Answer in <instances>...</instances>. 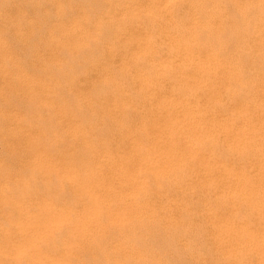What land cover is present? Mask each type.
I'll list each match as a JSON object with an SVG mask.
<instances>
[{
    "label": "rangeland",
    "instance_id": "rangeland-1",
    "mask_svg": "<svg viewBox=\"0 0 264 264\" xmlns=\"http://www.w3.org/2000/svg\"><path fill=\"white\" fill-rule=\"evenodd\" d=\"M27 0H0V12H2L3 13V15H1V17H0V39L2 40V41H0V264H118L117 262H119V264L121 263V264H123L122 262H121V260L124 262L125 260H127V262H130V261H133V260H131L130 259V255L127 257V255L125 256L124 254L122 255V253H124V250L123 249H121V247L118 245V247H117V245L114 247L113 245L114 244H117V242H118V244L120 243V242H122V237L121 238H118V237H116V238H118V239H120V240H118V239H116V238H114L115 236H117L116 234H118L119 235V237L120 236H123L125 239H126V237L127 236H130L133 232H131L134 228H136V226H135V224H128L127 226H128V228L130 229V227H129V225H131L132 226V228L133 229H131L130 230V232H131V234H130V232H129V229H128V231H126V228H125V231H126V234L124 233L125 231H124V227L126 226L125 224H127V223H131V222H129L130 220L132 221L133 219H135V213H137V212H135L134 214V217L132 216L131 218H133V219H130L127 223L125 222V226L123 227L122 225L123 224H121L120 226L121 227H123V228H121L120 226H119V224L117 223V219H115L114 218V215H111V213H113V212H111L112 210L114 211L116 208H118L119 207V209L121 210L122 208H123V212H125V209L127 210V209H130V207H132L131 205H132V201H131V192L133 191V189H130L131 187L132 188H134V186L133 185H135V183H134V181H135V179H136V177L137 176H135V179H134V181H132V179H130L129 178V180H131L132 182H133V185H132V182L130 181V182H127V179H126V177H128V175L132 178V177H134L133 175L134 174H137V173H134L133 174V172H132V174H130L131 172H129V170H131V171H134V172H138L139 170H137L139 167H140V165H141V163H140V160H141V162H142V160L145 162V159L147 158V156H148V154H150L149 152L151 151V149H153L154 150V148H153V142H155V140H156V137H158V136H156L155 137V139H153L152 140V137L154 138V136H155V134L156 135H158V134H165V136L164 135H160L159 137V139L158 140H160L159 142H165V143H162V146H164L165 144V146L166 147H164V148H166L165 150H164V148H163V150L162 149H160L159 148V150H162L163 152H164V157L162 156V157H160V158H158L154 153L153 154H151L152 155V157H157L156 159H157V163L158 164H160V163H165L166 165L164 166L165 168H166V170H167V172H166V174H163V176L165 175V177H166V175H167V173H169V171H168V169L167 168H170L171 167V169L173 168V167H175V166H171V165H174V163L175 162H173V163H171L170 161H169V157H167L168 156V154H166V153H168V145L170 144V142H171V140L173 139V138H177L178 136H179V138L181 137V136H184V134H185V137L188 135V137H186V138H189V136L191 135V137L192 136H194L196 139H197V137H196V132L198 133V131L200 130V131H202V128H201V126L198 128L199 130L197 131V130H195V125L193 126L192 125V119H191V123H188L189 121L188 120H190V119H188L187 121V123L185 124V126H180L179 127V129H182V127H183V129H182V131H184L183 132V134H181V131H180V135L179 134H177L179 131V129L177 130V129H175V128H178V127H175L174 129H172L174 126H170V124H168L167 126H165V127H162L163 126V124H165L164 122H166V121H163V119L165 118V120H169V118H167V115H164L163 113H165V109L167 108H169V110L170 109H173V110H177L176 108H183V107H181V106H183V105H180L182 102H183V100H184V102H186L185 100H190L192 97L193 98H195V96H197L198 94V96H200V94H202V95H204L205 93L203 92V91H205L206 89H204L203 90V85L205 84V87L204 88H208L207 89V91H205L206 92V97L207 98H209V99H211L213 96V94H215V95H220L219 93H225L226 91V93H228L231 89L233 90L232 92L233 93H229V94H231V95H229L228 94V96H230V97H232V95H233V98H231V100L229 99V97L228 96H226L225 94H224V96H225V102H226V100L227 99H229V101L228 102H230V105H229V103H227V105H225L226 103H224L223 101L221 102V100L223 99V98H221V97H224V96H222V95H220V96H218V97H220L221 99H219V98H217L220 102H221V104L222 103H224V104H220V102H219V104L216 102V100H215V98H212V100L214 99V101H212V100H210L209 102H208V100H207V98L205 97V96H202L201 97V99L202 98H206V99H203L204 101H202V103L203 102H205V100H206V103H207V106H204L206 103H203V104H201V101H200V99H197L196 101L198 102V100H199V102H198V106H197V109H198V107L199 106H204V107H207V108H205L204 109V107H203V109L205 110H203L202 112L203 113H205V115L207 116V118H209V116H211L212 117V115L214 116L215 115V118L217 119V117L218 118H221V117H223V118H221V120L220 119H218L219 120V122H221V123H223L225 126L227 125V123H229V121H230V123H232V122H234L233 124H228V125H230V126H232V128L234 129V133L235 132H238L237 130H239V128L237 129L236 127H240V125H241V127H242V125H243V127L244 126H246L244 129H246L247 128V125H248V127L249 126H251V125H253V126H251V127H254V126H256L257 125V121L259 120V118H260V120L259 121H261L262 123H264V120H263V114L261 113V109L263 108L262 106V108L260 109V111H258L259 109L257 108L256 109V107L257 106H253V108H250V107H248L249 106V104H250V102L249 103H247L248 102V100L250 101V99H251V103L253 104V105H255L256 103L258 104V107H259V100H255L254 98H252V96L253 97H255V96H257V97H255L256 99L259 97V94H260V96H262V97H260V98H262V100L260 99V98H258V99H260V103H261V105L263 104V101H264V93H263V91H264V86L262 87V91H261V83L259 84L258 82H260V81H257L256 83L258 84V86H259V88L260 89H258V86L256 85V83H254L253 82V80L254 81H256V79H254L255 77H257L258 75H255V72L253 71V70H255V71H257L256 72V74L259 72V70H256L257 68L256 67H258L259 69H261L260 71H262L263 70V67H264V63L262 64L261 63V61H258V62H260V63H258L256 60H259L258 59V53H257V50H258V47H259V44H258V41L255 39L256 37H254V36H252V37H248L247 36V34L249 35V32L252 30V28H253V24H251V25H249L248 24V22L250 21V19H251V16L252 17H254L255 16V14H254V16L251 14L252 12L254 13V11H256V12H258V11H261V10H264V0H261V3H258L259 2V0H258V2H256V0L254 1V2H256V5H257V3L259 4V6L257 5H254L255 3H253L252 5L249 3L250 1L252 2V0H250L249 2H248V0H243V1H245V2H248V4H246L245 2H242V0L240 1V0H238V2H239V4H237L238 2H237V0H227L228 2L227 3H229V9H228V4H226V2H225V4L222 2V1H225V0H215L216 2L218 1L219 3H216L214 0H213V4H211L209 1H211L212 2V0H206V3L207 4H211L212 5V7L214 8V9H217V6H219L218 7V9L217 10H219L218 11V13L217 12H215V14H220V16L221 17H223V15H225L226 14V16L224 17V18H222V19H224V20H222L218 15H216V17L213 15V13H212V15L214 16V18L215 19H217L218 18V20L216 21V22H221V23H219L218 22V24H219V26H218V24L217 23H215V19L213 20V19H211L210 18V16H212V15H206V14H208V13H211V12H209V11H211L209 8L211 7V5H210V7L207 5L206 7H209L208 9H209V11H208V13L205 11V10H207V8L205 9V5H206V3L205 4H203L204 6H201L202 4H200L199 2H202L203 3V0L202 1H199V0H196L197 2H196V4H195V1L194 2H192L191 0H189L190 2H188V0H186V2L188 3H184V1H182L181 0V3L177 0V1H171L170 2V0H165V2H164V0H147L148 1V4L146 3L147 1L146 0H116V2H115V0H87V1H89L90 3H88L89 4V7H94L93 9L91 8V11H94L95 12V10L97 9V10H100V12L99 11H97V12H90L92 15H93V13H94V18H95V16L97 15V17L94 19L93 18V21H94V23H91L92 22V20L91 21H89L90 23H91V27H92V29L93 28H95V29H97V26L99 25L98 23H102V22H100L101 20L102 21H104L103 23L104 24H106V23H109L108 22V19L106 20V19H104L105 17L106 18H109V17H111V18H113L114 20L117 18V22L119 23H117V25L116 26H118L117 27V32L119 33V31H120V33H127V34H123V36H122V34H119V37L118 38H116V39H114V41H113V43L117 46V48H118V52L116 53L117 54V56H116V54L115 55H113V56H111V58H110V56H109V54L108 53H106V48H104V46L103 45H101V44H99V46L97 47L99 50H101V52L104 54V56H103V54L102 53H98L99 51L97 50V52L96 51H94V56H95V54H96V57H94L95 59H96V61L94 62V63H92V62H88V61H83V58L81 57V53H80V51L78 50V48L76 49L74 46H73V42L74 41H72V40H68V37H69V39H73V37H74V39L77 37V36H79V35H81L79 32H83V33H86V32H88L87 34H92V32L95 30V29H90L91 30V32H90V30H89V28L90 27H86L87 26V23L88 24H90L89 22H86V23H84V25H83V29H85V30H75V29H73L74 27V23L75 22H73V21H76V19L74 20L73 19V17L74 18H78L79 17V15L81 14L82 15V13L85 11L82 7L85 5V4H87V3H85L83 0H28L27 2H26ZM35 1V2H34ZM44 2L43 3V7H42V3H39V2ZM79 1H80V3H84V5L82 6H80L79 4ZM94 1V2H93ZM101 1V2H100ZM123 1L125 2V3H123ZM136 3H135V2ZM150 1V2H149ZM157 1H158V3H157ZM199 1V2H198ZM24 3V4H22V3ZM26 2V3H25ZM37 2H38V4H37ZM65 3V4H67L66 6H67V8L69 7L70 8V6H68L69 5V3H70V5L73 7V8H71V10L73 11V12H69L68 10L69 9H67V11L66 12H68L67 14H66V18L64 17V15H65V13L63 12V8L60 10V6L61 7H63V6H65L64 4H60V3ZM67 2V3H66ZM99 2V3H98ZM103 2V3H102ZM167 2H169V3H167ZM172 2H174V5L172 6V8L175 10V8L177 9V11H180L181 10V13H179V12H175L174 10L172 11H169L170 10V6L169 5H172L173 3ZM178 2L181 4H179V5H177L178 4ZM191 2L196 6H198V8H197V6H196V9H194L195 8V6H193L192 4H191ZM204 2H205V0H204ZM232 2V3H231ZM29 3V4H28ZM30 3L31 4H33L32 6L33 7H30ZM94 3V4H93ZM101 3V4H100ZM116 3V4H115ZM122 3V4H121ZM151 3V4H150ZM157 3V4H156ZM177 3V4H176ZM183 3L185 4V5H183ZM197 3H199V5L197 4ZM215 3L216 4H218L216 7H214L213 5H215ZM245 3V4H244ZM26 4H28V7H27V5ZM35 4L36 5H38V9L36 8V7H34L35 6ZM41 4V6L40 7H42L41 9H39L40 7H39V5ZM58 4L60 5L59 7H58ZM124 4V5H123ZM143 6H142V5ZM161 4V5H160ZM168 4V6H169V10H167L168 9V6L166 7V5ZM224 4V5H223ZM233 4H234V6L235 5H237V6H233ZM241 4H243V6L244 5H246V7H248V8H246L245 7V9L243 8V6L241 5ZM261 4V5H260ZM44 5H45V7H44ZM77 5V6H76ZM91 5V6H90ZM93 5V6H92ZM96 5V6H95ZM120 5H121V7H120ZM125 5H127V6H125ZM129 5V6H128ZM132 5V6H131ZM139 5L141 6V8L139 7ZM146 5H148L149 6V8H147V7H145ZM155 5H157V7L155 6ZM165 6V7H163V8H165V10L162 8H160L159 6ZM177 5V6H176ZM191 6L193 9H194V13H195V15H194V13L193 12H189V10H191V11H193L192 10V8L191 7H187V6ZM231 5V6H230ZM24 6V7H23ZM66 6L64 7V8H66ZM103 6L105 7V8H103ZM119 6V7H118ZM127 7V8H124V7ZM138 6V7H137ZM153 6V8H150V7H152ZM176 6V7H175ZM179 6V7H178ZM182 6V7H181ZM223 6V8H221ZM225 6V7H224ZM240 6H242V9L246 12V14L248 13L247 11H249V13H250V16H249V13H248V16H249V19L248 18H246L247 20H248V22L246 21V24H247V26H245V25H243V27L245 26V27H250V26H252V28H251V30L249 31L248 29L249 28H246L247 30H245L243 27L241 28V27H239V26H236L235 24H233L232 22H233V20H235V23L237 22V23H239V22H243V21H241L239 18H237L239 15V13H240V15H241V18L243 17L244 18V15L243 14H241L242 13V11L240 10V9H238L237 7H240ZM252 6H253V8H252ZM27 8V10H26V8ZM48 7V8H47ZM57 7H58V9L60 10V11H56V10H58L57 9ZM79 7V8H78ZM85 7V9H87V7H88V5H87V7H86V5L84 6ZM114 7H115V10L117 11V9H118V11L116 12L115 10H113L114 9ZM129 7V8H128ZM175 7V8H174ZM183 7H187L185 10H183L182 11V8ZM199 7H200V9H199ZM204 7V10H203V12L205 13L206 12V14L205 15H203V16H208V17H203L202 15H199V16H197L196 15V13H198V10L199 11H201L202 12V10H201V8H203ZM211 7V9L213 10V8ZM30 8V9H29ZM56 8V9H55ZM125 9V11H124V9ZM141 10H140V9ZM144 8V9H143ZM146 8V9H145ZM167 8V9H166ZM171 8V9H172ZM231 8L233 9V10H231ZM257 8H259V10L257 9ZM2 9V10H1ZM23 10V11H21V10ZM43 9H45L46 11H44ZM78 9V10H77ZM90 9V8H89ZM105 9V10H104ZM108 9V10H107ZM109 9H110V11H109ZM112 9V10H111ZM119 9H121V10H119ZM127 9H129V11L127 10ZM153 9V10H152ZM155 9V10H154ZM160 9V10H159ZM184 9V8H183ZM189 9V10H188ZM221 9H223V10H221ZM234 9H235V12H233L234 11ZM249 9V10H248ZM250 9H254V10H250ZM29 10V11H28ZM41 10L42 11H44V12H48V11H50V12H48L47 14L46 13H44L45 14V16L42 14V13H40L41 12ZM53 10H55V12H59L58 14H59V16H61L62 17V15H63V17H64V19H60L59 17H58V15H57V13L56 14H53V13H55V12H53ZM70 10V11H71ZM76 10V11H75ZM122 10H123V12H122ZM134 10H136V11H134ZM137 10H139V11H137ZM145 10V11H144ZM162 10V11H161ZM186 10H188V11H186ZM216 10V11H217ZM221 10V11H220ZM226 10V11H225ZM229 10H231V11H229ZM237 10H240V11H237ZM21 11V12H23L24 13V15L21 13V15H20V13L19 12ZM27 12L26 14H25V12ZM51 11H52V13H51ZM82 11V12H81ZM120 11H121V13L123 14H119L120 13ZM141 11H143L142 13H141ZM146 11H147V13H146ZM167 11H169V12H167ZM236 11H237V13H236ZM243 11V12H244ZM100 14H99V13ZM101 12H105V13H101ZM106 12H108V14L106 13ZM109 12H110V14H109ZM113 12V13H112ZM125 12V13H124ZM132 12V13H131ZM145 12V13H144ZM149 12V13H148ZM163 12V13H162ZM166 12V13H165ZM174 12V13H173ZM187 12L190 14V15H192V16H190L189 14H187ZM201 12H199L200 14H204V13H201ZM212 12H214V11H212ZM225 12H227V13H225ZM239 12V13H238ZM245 12H244V14H245ZM255 12V13H256ZM2 13H0V14H2ZM64 13V14H63ZM69 13H72V15L70 16V14ZM75 13V14H74ZM78 13V14H77ZM97 13V14H96ZM128 14V16H127V14ZM156 13V14H155ZM176 13V14H175ZM198 13V14H199ZM230 13V14H229ZM235 13L238 15H236L235 16ZM259 13V12H258ZM38 14H40V17L38 16ZM42 14V15H41ZM51 14V15H50ZM56 15L55 17L53 16V15ZM118 14V16L116 17V15ZM129 14H131L130 15V17H129ZM158 14V15H157ZM161 14H163V15H167V14H170V16L168 17V15L167 16H163V15H161ZM173 14H175L176 16L177 15H179V14H181V15H179L178 16V19L176 20L175 18H173ZM234 14V15H233ZM48 15H50V16H48ZM76 15V16H75ZM80 15V16H81ZM91 15V16H92ZM102 15H104V16H102ZM108 15V16H107ZM119 15H120V17H119ZM124 15H126V17L124 16ZM171 15H173V16H171ZM185 15H187V17L185 16ZM193 15L194 16H197L196 18H194L195 20L199 17V18H208V20H209V25H210V27L213 29V27H214V29H216V30H209L211 33L210 34H213V36H215V34H217V33H219V32H221L222 30H217V28H219V27H224L225 25H227V24H229V23H231V25L229 24V26L230 27H232L233 29L235 28V26H236V28H241V31H239V34H238V29L236 30V28L234 29L235 31H229V30H224V31H229V32H231V34L233 35V34H238L237 36L240 38V39H238V37H237V39L238 40H241L238 44L240 45V43L242 42H246V41H248V42H246V44L247 45H249V46H247L248 47V50H250L251 51V53L254 51L253 50V48H255V50L256 51H254V52H256V53H254V54H256L255 55V57L253 56L254 54L252 53V55H251V53L248 51V50H244V49H246V46H245V44L243 43V44H241L240 46L238 45V44H235V46L233 47V46H231L232 47V50H231V48H230V44L229 43H227V40H223V44L221 43L222 42V40H220L219 41V39L217 40L216 39V41H218V42H216L215 43V45L213 44L214 42H215V39L214 40H212V42L211 41H209V42H211L212 44L210 45V43H208L207 44V46H206V48L208 49V50H206V52L208 51V53H205V46L204 45H202V47H200L199 48V46L198 45H196V43H195V41H193L192 40V38L191 37H189V38H187L188 39V41H190V38H191V41H193L194 42V45L193 44H190V43H192V42H189V48L190 49H192V50H194L195 52H196V54H198V55H200L199 57L202 59L203 58V60L205 59V60H207L206 58H208L207 56H209V60L210 59H212V60H210V62H209V60H208V63H209V65H211V70H214V71H212V73H207V72H209V71H211V70H209V65L208 66H206V68L208 67V69L207 70H205L204 71V69H206L205 68V66H204V68L199 64V66H201V67H199L198 66V64H196L197 65V69H198V67H199V69L200 70H203L205 73H207V74H209V76H210V78H208L209 76H204L203 74H201L199 71V69L197 70L196 69V66H195V64L194 63H192L193 65H191L190 63H188V62H186L184 59H182V57L183 56H186V55H183V54H185V53H187L186 52V50L185 49H183V48H180V50H178L179 48H177V49H175V51L173 52V51H167V49H169V47H168V45H169V38H167V35H166V33L165 32H169V31H167L166 30V26H167V24H168V26H169V23H170V27L172 28L173 26H177V25H179L180 24V22H182V24L183 25H187V27L185 28V26H181V24H180V26H181V28H180V26L177 28V29H179V32L181 31L180 29H182V33L184 32L185 34L187 33V32H189L191 29H193L194 30V28L195 27H193L192 26V24L193 23H195V20L193 21V19H192V22H191V20H189V21H187L190 17L191 18H193ZM11 16V17H10ZM37 16H38V18H37ZM42 16V17H41ZM67 16H70L71 17V19H70V17L69 18H67ZM78 16V17H77ZM100 16V17H99ZM122 16V17H121ZM147 17V19H146V17ZM175 16V17H176ZM218 16V17H217ZM235 17V19H234V17ZM10 17V18H9ZM12 17H14L13 19H12ZM25 17V18H24ZM48 17H50V18H52V19H46V18ZM58 17V18H57ZM62 17V18H63ZM99 17V18H98ZM115 17V18H114ZM120 19H119V18ZM128 17V18H127ZM133 17V18H132ZM134 17H136V18H138V19H136V18H134ZM154 17H155V19H154ZM163 17V18H162ZM168 17V18H167ZM179 17L182 19V21H180V19H179ZM186 17V18H185ZM40 18H42L41 19V21L45 24V23H47L45 26H44V30H43V27H41L40 25H42L43 23L40 21ZM53 18H55V19H53ZM81 18V17H80ZM111 18H109V19H111ZM143 18V19H142ZM149 18V19H148ZM151 18H153V19H151ZM162 18V19H161ZM165 18H167L166 20H165ZM170 18V19H169ZM172 18V19H171ZM185 18V19H184ZM188 18V19H187ZM198 18V19H199ZM242 18V19H243ZM22 21H21V20ZM25 19V20H24ZM30 19V20H29ZM32 19V20H31ZM37 19V20H36ZM39 19V20H38ZM57 19V20H56ZM62 20V22L64 21V23H63V26L64 25H67L68 23H69V25L68 26H64V28H62L61 27V21H59V20ZM69 19V20H68ZM96 19H98L97 20V22H96ZM142 19V21H140V23H139V25H136L137 24V22H139L138 20H141ZM158 19V20H157ZM160 19H161V21H163L164 20V22L166 21V23H164L163 22V24L164 25H166L165 27H163V24L161 25V24H159V23H162L161 21H160ZM169 19V20H168ZM220 19L223 21V24H222V21H220ZM252 19H254V22H256V19L255 18H252ZM251 19V22L253 21ZM5 20V21H4ZM11 20V21H10ZM19 20L21 21V22H19ZM28 20V23L26 22ZM36 20V21H35ZM44 20V21H43ZM46 20V21H45ZM51 20V21H50ZM52 20H54L53 22H54V24L53 25H49L48 23H51L52 22ZM55 20L58 22H60V23H55ZM100 20V21H99ZM121 20V21H120ZM125 21L126 22V24H125V22L123 23V25H122V23L121 22H123V21ZM126 20H129L128 22H129V25L131 24V25H133V27L130 25H127L128 24V22L126 21ZM131 20H132V23H131ZM136 20V21H135ZM146 20H147V22H146ZM154 21L156 24H157V22H158V25H161L162 26V30H159V35H161L162 37H160L159 35H156V34H158L157 32L155 33V31H157V29H161V27L159 28L158 26H156L157 28L155 29V31H153L154 30V28H155V26L153 25V24H155L154 22H151V21ZM157 22H156V21ZM167 20H168V22H167ZM211 20V21H210ZM230 20H232V21H230ZM238 20H240V21H238ZM244 20V19H243ZM25 21V22H24ZM30 21H31V23H30ZM37 21H39V25H37ZM72 21V23H70ZM135 21V22H134ZM148 21H150V22H148ZM177 21H178V23H177ZM187 21V22H186ZM212 21H214L213 23H211ZM8 22H10V27L12 28H10L9 26H8V23L6 24V23ZM32 22H34V25H33V23ZM41 22V23H40ZM96 22V23H95ZM146 22V25L144 24ZM172 22H175L176 24L174 25V23H172ZM191 22V23H190ZM227 23V24H225V23ZM250 22V23H251ZM253 22V23H254ZM5 23V27H6V29H4V26H3V24ZM14 25V27L12 26V24ZM22 23V24H21ZM23 23H26V25L25 24H23ZM66 23V24H65ZM144 24V29H140L139 28V26L140 25H142L143 26V24ZM148 23V24H147ZM149 23H150V25H149ZM190 23V24H189ZM257 23V22H256ZM19 24V25H18ZM32 24V25H31ZM43 24V25H44ZM52 24V23H51ZM57 24V25H56ZM61 24V25H60ZM96 24H97V26H96ZM116 23H114V25H115ZM189 24V25H188ZM211 24H213V26L211 25ZM214 24H216V25H214ZM223 26H222V25ZM21 26V25H25L24 27L23 26H21L20 28H16L17 26ZM42 25V26H43ZM59 25V26H58ZM107 25H109V24H107ZM122 25V26H121ZM135 25V26H134ZM153 25V30L151 29V31H149L150 30V27ZM173 25V26H172ZM233 25H235L234 27H233ZM8 26V27H7ZM28 26V27H27ZM35 27V29H33L32 27ZM38 26H40L39 28H42V30H40L39 28H38ZM46 26L48 27L47 29H46ZM51 26V29L53 28V30H50L49 29V27ZM57 26H58V28H57ZM70 26V27H69ZM95 26V27H94ZM115 26V27H116ZM121 26V27H120ZM126 26H127V28H126ZM147 26H150L149 27V30L147 29L148 27ZM168 26H167V28H168ZM194 26H195V24H194ZM241 26V25H240ZM26 27V28H25ZM60 27L62 28L61 30H60ZM73 27V28H72ZM123 27V28H122ZM125 27V28H124ZM141 27V26H140ZM226 27V26H225ZM224 27V28H225ZM227 27H228V25H227ZM7 28H8V30H7ZM27 29L25 32H24V30L25 29ZM38 28V29H37ZM57 28V29H56ZM87 28V29H86ZM120 28H122V30L120 29ZM131 28V29H130ZM141 28H143V27H141ZM174 28V27H173ZM173 29V30H171L172 31V33L171 34H174V32H177L178 33V31H177V29ZM185 28V29H184ZM10 29V30H9ZM20 29V30H19ZM49 29V30H48ZM116 29V28H115ZM127 29V30H126ZM130 29V30H129ZM134 29V31L136 30V31H138L139 33H141V34H145L146 36H148V33H152V31H153V33L157 36V40H159L158 41V43H159V45H158V55H157V57H159V59L161 60V62L163 63V65H164V67H163V65H162V63L160 62V64L157 62V61H154V59H153V61L155 62V64H153V66L154 67H152V63H154L150 58H149V60H148V55H145L143 58L145 59V61H146V64H144L145 66H147V67H149L148 68V70L150 69V71L152 72V74H153V72H154V74H155V76L156 75H158L159 77H158V79L160 78V77H162V75L163 74H161V73H163V72H165V70H167L168 68H170L169 69V71L170 70H172V72L170 71V73H172V74H170V75H172V77L173 78H175V79H173L172 77H171V79L174 81H171V80H169L170 78H168V79H166L167 78V75H168V77L170 76L169 75V73H167L166 75H165V73H164V75H163V80H164V78H165V76H166V82L165 81H163L162 79H157V81H156V78H157V76L155 77V76H152L153 78H155V82H154V84H153V81L154 80H152L153 78H151L150 80L151 81H149V83H147L145 80H144V78H143V80H142V78L140 77L141 75L142 76H145V74L146 73H148L146 70V68L147 67H145L144 65H143V63L142 62H144L143 60V58H140V57H142V53H139V50H138V46H139V44H141V43H143L144 41H143V39L145 40L146 39V36L144 35H142L141 36V34H139L140 36H138L139 37V39H137L136 37V35L138 34V32H134V34H133V38L135 37V41H133L132 40V42L130 41L131 40V38H132V33L133 32H130V31H132ZM139 29V30H138ZM187 29H190V30H188V31H186ZM229 29V28H228ZM231 29V28H230ZM232 29V30H233ZM243 29V30H242ZM30 30V31H29ZM35 31V33L36 32H38L39 31V36L40 37H42V35L43 36H45V33L47 34L48 33V35H49V33H50V35L48 36V35H46V39L45 38H41L40 39V37L38 38V35H37V37L36 38H38L36 41L34 40V39H36V38H34V39H32L31 37H30V35L28 34V31L29 32H31V33H34L33 31ZM67 30V32H65ZM70 30V31H69ZM89 30V31H88ZM146 30V31H145ZM166 30V31H165ZM175 30V31H174ZM190 31L189 33L191 34L192 32H194V31ZM240 30V29H239ZM257 30V29H256ZM18 31H20V32H18ZM40 31H42V32H40ZM85 31V32H84ZM98 31V30H97ZM96 30L94 31L95 33L97 32ZM111 31V30H110ZM112 31H115V30H112ZM123 31V32H122ZM125 31V32H124ZM143 31V32H142ZM161 31V32H160ZM170 31V32H171ZM174 31V32H173ZM197 31V30H196ZM199 31H201V30H199ZM212 31H214V32H212ZM244 33H243V32ZM254 32H251L253 35H256V34H258V30L257 31H255V30H253ZM262 31H264V30H260V32H262ZM23 32H24V35L26 36H24V35H22L23 34ZM27 32V33H26ZM53 32H55L56 34L58 33V36H60L59 37V40H58V38H57V40H56V34H53ZM131 34H129V33ZM236 32V33H235ZM240 32H242L243 34H245L244 36H243V34L241 33V35H240ZM17 33V34H16ZM19 33H20V35H19ZM22 33V34H21ZM34 33V34H35ZM61 33V34H60ZM65 33V34H64ZM71 33V34H70ZM79 33V34H78ZM95 33H93V34H95ZM165 33V34H164ZM181 33V32H180ZM254 33H256V34H254ZM42 34V35H41ZM51 34H52V37H50L51 36ZM64 34V35H63ZM76 34V35H75ZM184 34V36H187V35H185ZM188 34V33H187ZM17 36V37H14V36ZM29 37H28V36ZM66 35V36H65ZM75 35V36H74ZM126 35H128V36H126ZM4 36H6V38L8 39L9 38V40H7V39H5V37ZM31 36H33V35H31ZM54 36V37H53ZM57 36V37H58ZM64 36V37H63ZM71 36V37H70ZM73 36V37H72ZM129 36H131V38L129 37ZM188 36H189V34H188ZM187 36V37H188ZM241 36V37H240ZM4 37V38H3ZM18 37H20V38H18ZM22 37H24V39L22 38ZM28 37V38H27ZM63 37V38H62ZM160 37V38H159ZM166 37V38H165ZM254 37V39H252ZM18 38V41L16 40ZM25 38H27V39H25ZM34 40V44H33V41L31 40ZM52 38H53V40H52ZM123 38V39H122ZM127 38H128V41H127ZM143 38V39H142ZM186 38V37H185ZM234 38H235V36H234ZM251 38V39H250ZM14 39V40H13ZM22 39V40H21ZM44 39V40H43ZM60 39H62L61 40V42H58V41H60ZM64 39V40H63ZM122 39V43L120 42V40ZM126 39V41H124ZM130 39V40H129ZM166 39V40H165ZM171 39V38H170ZM248 39V40H247ZM259 39V38H258ZM5 40V41H4ZM23 40H25V41H23ZM28 40H29V42H28ZM47 40V41H46ZM67 40V41H66ZM136 40H139V44L137 43L136 44V42H138V41H136ZM251 40V41H250ZM253 40V41H252ZM17 41V42H16ZM27 41V45H26V43H25V47H27V46H30L31 47V44H32V47H34V48H32V52H34L33 51V49L34 50H36L34 53H32L31 52V54H32V56L29 54V52L28 51H31V48L30 47H28L27 49H30V50H27L26 48H24L23 46H24V42H26ZM31 41V42H30ZM44 41H46V43L44 42ZM54 43H53V42ZM68 41H70V42H68ZM143 41V42H142ZM2 42V43H1ZM23 42V43H22ZM56 42H58V43H56ZM66 42V43H65ZM125 42V43H124ZM238 41L236 40V43H237ZM4 43V44H3ZM16 43H20V46H22V47H19V44L17 45ZM28 43H30V44H28ZM48 43V44H47ZM120 43H121V45H120ZM133 43H135V45H137L135 48H137V50L135 49H133L132 51L130 50V48L132 49V44ZM162 43V44H161ZM207 43V42H206ZM9 44V45H8ZM51 44V45H50ZM69 44V45H68ZM72 44V46H70ZM129 44H131V47L130 48H126V47H129ZM164 44H166V48L165 47H163V45ZM217 44H219L218 46H219V48H217ZM221 44H222V48H221ZM251 44L253 45V48H251L252 46H251ZM17 45V46H16ZM37 45V46H36ZM55 45V46H54ZM58 45H60L61 47H62V49H61V47L60 46H58ZM101 45V46H100ZM120 45V46H119ZM135 45H133V48H134V46ZM162 45V46H161ZM206 45V44H205ZM208 45H209V47H210V50H209V47H208ZM238 45V46H237ZM242 45H243V49L241 48L242 47ZM3 46V47H2ZM8 46V47H7ZM36 46V47H35ZM124 46H126V47H124ZM199 48H197V47ZM212 46H213V48H214V46L216 47V50L215 51H217V49H219L216 53H215V51L212 49ZM56 47V48H55ZM58 47V48H57ZM103 47V48H102ZM162 47V49H166V51L165 50H161V51H159V49ZM168 47V48H167ZM240 47V48H239ZM6 48V49H5ZM9 48V49H8ZM36 48V49H35ZM67 48V49H66ZM120 48H122V49H120ZM226 48V49H225ZM228 48H230L229 50H231V51H234V52H229V51H227L228 50ZM233 48H234V50H233ZM235 48H238V49H236L235 50ZM5 49V50H4ZM26 49V50H25ZM198 49V50H197ZM204 49V50H203ZM220 49H225V51L224 50H222V52H220ZM242 49V50H241ZM20 50V51H19ZM59 50V51H58ZM62 50H64L63 52H62ZM76 50H77V52H76ZM128 52H127V51ZM130 50V51H129ZM202 50V51H201ZM214 51V53L215 54H213V52H211L210 53V51ZM244 50V51H243ZM253 50V51H252ZM69 51V53L67 54V52ZM120 51V52H119ZM121 51H122V53H121ZM136 53H135V52ZM183 51H184V53H183ZM200 51V52H199ZM204 51V52H203ZM239 51V52H238ZM241 51H243V53L241 52ZM246 51H248L249 53H250V55L249 56H252L251 58H252V60H253V58H256V59H254L253 60V62H252V60H250L251 61V63H253L254 64V66H253V64H250V62H249V59H247V58H245L244 57V55L243 54H245L246 56H248V52H246ZM1 52H5L4 54H6L5 56H3L2 54L3 53H1ZM26 52H28V54L32 57V61H31V57L30 58H27V54H26ZM37 52V53H36ZM65 52V53H64ZM74 52V53H73ZM93 51H91L90 52V54L92 53ZM96 52V53H95ZM131 52V53H130ZM134 52V53H133ZM160 52V53H159ZM161 52H163V54L161 53ZM183 53V54H181V53ZM226 52H229V53H227V55L226 54H224V53H226ZM236 52H238V53H236ZM8 53V54H7ZM60 53H64L63 55L62 54H60ZM119 53V54H118ZM123 53H124V55H123ZM128 53V54H127ZM131 55H130V54ZM164 53H167V54H169L170 56L168 57V55L166 56ZM179 53H180V55H179ZM202 53H204V54H202ZM242 53V54H241ZM26 54V55H25ZM70 54H73V55H71L70 56ZM87 54L89 55V52H87ZM99 54V55H98ZM108 54V55H107ZM135 54V55H134ZM216 55V57H218V63L220 64V66L221 67H219L218 65V63H216L215 61H214V58H211V57H215V56H213V55ZM231 54V55H230ZM232 54H235V57H236V59L237 58H239V60L237 59V63L239 62V63H242V66H244V64H248V63H243V59H247L248 61L247 62H249V64L250 65H252V68H251V66H249L248 68H247V70H249V69H253V70H249V71H247L245 68H246V66L247 65H245L244 67L245 68H243L242 66V69L240 68V64H238L239 65V67H238V65L237 64H234V65H236V67L234 66V65H232V66H230L231 65V63L229 62V61H227V62H229V63H227L226 62V60L227 59H229L230 60V58H231V60L233 61V63H234V58L232 59V57L234 56V55H232ZM239 55V54H241V55H239V56H237V55ZM12 55V56H11ZM29 55H28V57H29ZM36 55H37V57H36ZM54 57H53V56ZM68 55H69V57H68ZM121 55H123L124 57H122ZM132 55H134V56H132ZM141 55V56H140ZM220 55L224 58V56L226 55L227 57H229V58H227V59H223L222 60V58H219L220 57ZM6 57L7 56V58H8V56H9V60L11 59V63L10 62H8V61H6V59L7 58H4V59H1V58H3V57ZM81 57V60H79V58ZM87 56V55H86ZM90 56V55H89ZM91 56H92V58H93V55L91 54ZM108 56V57H107ZM119 56V57H118ZM120 56H121V58H120ZM129 56H131V57H129ZM136 56V57H135ZM165 57L164 59L162 58V57ZM176 56H178V57H176ZM206 58H205V57ZM231 56V57H230ZM248 56V57H249ZM26 57V58H25ZM38 58V59H36V58ZM58 57V58H57ZM88 57V56H87ZM117 57V58H116ZM126 57H129L128 59L126 58ZM147 57V58H146ZM175 58V59H172V58ZM241 57V58H240ZM57 60H59V61H57ZM89 58V57H88ZM124 60H123V59ZM126 58V59H125ZM139 58H140V60H139ZM162 58V59H161ZM178 58V59H177ZM184 58V57H183ZM55 59V60H54ZM70 59V60H69ZM112 59V60H111ZM141 59H143V60H141ZM167 59V60H166ZM180 59H182V60H184L185 62H183L184 64L185 63H187L188 65L190 64V66H186V65H184L183 67H181L182 65L181 64H183L182 63V60H180ZM240 59H241V61H240ZM5 60V61H4ZM127 60V61H126ZM137 60V61H136ZM151 60V61H150ZM155 60H156V58H155ZM158 60V59H157ZM160 60H158V61H160ZM163 60V61H162ZM170 60H175V61H172V66H171V61ZM222 62H221V61ZM230 60V61H231ZM24 61L26 62V64H28V66L26 65V64H24L25 66H21L22 68L24 67L25 69H26V71H24L23 69H21L20 68V66L19 65H23V63H24ZM28 61V62H27ZM79 61V62H78ZM124 61V62H123ZM131 61H134V62H132L131 63ZM139 61V62H138ZM147 61H149V63H147ZM177 61V62H176ZM178 61H181V62H178ZM212 61V62H211ZM213 61H214V64H212L213 63ZM231 61V62H232ZM2 62V63H1ZM8 62V65H9V67L7 66V63ZM55 62V63H54ZM71 62H72V64H71ZM81 62V63H80ZM129 62H130V64H129ZM142 64H141V63ZM151 62V63H150ZM170 62V63H169ZM173 62H174V64H173ZM221 62V63H220ZM226 62V63H225ZM19 63V64H18ZM32 63V64H31ZM74 63H76L77 65H78V67L74 64ZM88 63H90V64H88ZM92 63V64H91ZM98 63V64H97ZM125 63H127V64H125ZM145 63V62H144ZM168 63H169V67L167 68V66H168ZM211 63V64H210ZM232 63V64H233ZM235 63H236V60H235ZM6 64V66H4ZM149 64V65H148ZM158 64V65H157ZM218 64V65H217ZM222 64V65H221ZM224 64V65H223ZM227 64H230V65H227ZM263 66H262V65ZM18 65V66H17ZM44 65V66H43ZM48 65V66H47ZM69 65H71V66H69ZM75 65V66H74ZM84 65V66H83ZM90 65V66H89ZM135 65V66H134ZM140 65H143V69H142V66H140ZM151 65V66H150ZM160 65V66H159ZM175 65V66H174ZM79 66H83L82 68L81 67H79ZM94 66V67H93ZM158 67V69H159V71H163V69L165 68V66H166V69H164V71L162 72H160V74L161 75H159L158 74V72L156 71L155 72V70L154 69H152V68H155L156 69V67ZM162 66V67H161ZM171 66V67H170ZM178 66L180 67V68H182V69H180V68H178ZM191 66H193L194 68V70H195V72H194V70L192 69V74H188V75H184V74H187L188 73V70L189 71H191ZM212 66H214L213 68H215L216 66H218V70H219V72H220V74L218 73V71L216 72L215 71V69H213L212 68ZM261 66H262V68H261ZM19 69H18V68ZM26 67H28V68H26ZM67 67V68H66ZM69 67V68H68ZM73 67V68H72ZM75 67H77V68H75ZM92 67V68H91ZM97 67V68H96ZM141 67V68H140ZM173 67V68H172ZM177 67V68H176ZM187 67V68H186ZM224 67V68H223ZM231 67L232 68H236V70L235 69H233V70H231ZM12 68V69H11ZM30 68V69H29ZM72 68V69H71ZM137 68H139V70L137 69ZM163 68V69H162ZM203 68V69H202ZM226 68H229V69H226ZM238 68H239V70H238ZM20 71V72H18L19 73V76H18V74H17V76H16V73L15 72H17L18 70ZM23 70V71H21V70ZM29 69V70H28ZM50 69V70H49ZM93 69V70H92ZM134 69V70H133ZM161 69V70H160ZM180 69V70H179ZM183 69H184V71H183ZM110 70H116V71H118V70H123V75H124V77L126 78L127 77V79L125 80L124 78H123V75L121 74V73H119L120 75L119 76H122V77H120L119 79H118V85L120 86V87H123L121 90V92H120V90H118V88L116 87V83L113 85V87H115V88H113L112 90H111V87H110V90H111V92L109 91V89L108 90H106L104 93H102V95L101 94H99L98 93V96L96 95L97 94V92H99L100 90H101V88H100V82L102 81V79H104L105 78V76H106V74L105 73H107L108 71H110ZM157 70V69H156ZM173 70H176V72L174 71L173 72ZM177 70H179V75L181 74L182 75V77H180L179 75L176 77V73L178 72ZM181 70H182V72H181ZM209 70V71H208ZM221 70H224V71H221ZM235 70V71H234ZM28 71V72H27ZM77 71V72H76ZM86 71V72H85ZM101 71V72H100ZM137 71H138V73H137ZM141 71V72H140ZM144 71V72H143ZM146 71V72H145ZM168 71V70H167ZM166 71V72H167ZM187 71V72H186ZM203 71H201V72H203ZM207 71V72H206ZM238 71L239 72H241V71H243L242 73H244V72H246L247 71V74H242L241 73V75H243V76H240V74L238 73ZM251 71L254 73V76H252L253 74L251 73ZM264 71V70H263ZM263 71L262 72H259L260 74H259V76L257 77V79L258 80H262V84H264V81H263V79H264V74H263ZM24 72V73H23ZM32 72H34V73H32ZM36 72L38 73L37 75H35L34 76V74H36ZM64 72V73H63ZM79 72V73H78ZM105 72V73H104ZM129 72V73H128ZM134 72V74H132ZM143 72V73H142ZM150 72V73H151ZM184 72V73H183ZM197 72H199L203 77H201V76H199L200 74L199 73H197ZM218 73L217 74V79H219L220 78V76H221V78L220 79H222V80H219V82H220V84H222V85H220L219 84V86L220 87H222V86H225V87H223V88H225V89H223V88H219V86H217L218 84L217 83H219L217 80H214L213 82H212V79L211 78H214V79H216V76H215V74L214 73ZM222 72H224L223 74H222ZM236 72V73H235ZM250 72V73H249ZM15 73V75L14 76H16V78L17 77H20V79H18L19 80V82H18V80L15 78V77H13L12 75ZM26 73V74H25ZM62 73V74H61ZM145 73V74H144ZM194 73H195V75H194ZM232 73H233V75H232ZM263 75H262V74ZM25 74V75H24ZM27 74H29V76L30 77H27ZM46 74V75H45ZM50 74V75H49ZM54 74V75H53ZM105 74V75H104ZM126 74V75H125ZM129 74H131V75H129ZM140 74V75H139ZM149 74V73H148ZM153 74V75H154ZM196 74H199L198 76L196 75ZM206 74V75H207ZM212 74L215 76V77H212ZM228 74V75H227ZM238 74V75H237ZM251 74V75H250ZM49 75V76H48ZM192 75V76H191ZM223 75V76H222ZM231 75H232V77H234V78H232L231 77ZM237 75V77H235ZM246 75H248L250 78H251V82L252 83H254V84H252V86L250 85L251 84V82H249L250 80V78L248 77V81L245 79L244 80V78L245 77H247ZM262 75V76H261ZM59 76H61V77H59ZM74 76H75V78H74ZM129 76H130V78H129ZM131 76H133V77H131ZM139 76V77H138ZM189 76H190V78H189ZM224 76H227V77H224ZM44 77V78H43ZM73 77V78H72ZM179 77V78H178ZM186 77V79L184 80L183 78H185ZM197 79H195V78ZM219 77V78H218ZM228 77H229V79H230V82H228L227 81V79H228ZM241 77L243 78V81L241 80ZM254 77V78H253ZM30 78V79H29ZM31 78H32V80H33V82H31ZM38 78V79H37ZM52 78H54V80H52ZM140 78V79H139ZM192 78V79H191ZM225 78H227V79H225ZM260 78V79H259ZM262 78V79H261ZM15 79H16V81L17 82H15ZM47 79V80H46ZM48 79H50V81L48 80ZM101 79V80H100ZM132 79H135L134 80V83H133V80ZM208 79H210L211 80V82H210V80H208ZM235 79H237V81H235ZM21 80V81H20ZM52 80V81H51ZM59 80V81H58ZM82 80V81H81ZM130 80V81H129ZM137 80V81H136ZM178 80V81H177ZM186 80H188L189 82L188 83H191V84H193V83H197V82H199L200 80V82H203L204 83V81H208V82H206V83H204V84H200L199 85V83H198V88H196L194 85L193 86H191V85H188L186 82ZM202 80H204V81H202ZM233 80V81H232ZM23 81V82H22ZM26 81H28V82H26ZM30 81V82H29ZM54 81H56V82H54ZM65 81V82H64ZM140 83H139V82ZM163 81L164 82V84H162V86H161V89H162V87L163 86H165V85H167L166 87H164L163 89H162V91H163V93H159V91L158 90H161V89H159V87H160V83ZM171 81V82H170ZM176 81L177 82H181L180 84H185L184 86L183 85H178V83H176ZM191 81H193V82H191ZM195 81V82H194ZM216 81V82H215ZM235 81V82H234ZM239 81V87H240V84L241 83H246V85H244L243 84V86H242V84H241V86L244 88V90H248L249 88H248V86L247 85H250L252 88H253V85H254V88L253 89H251L250 88V90L249 91H251V92H249L250 94L249 95H251V93L252 92H254L255 91V87L257 88V93L256 92H254L255 94H258V95H251L249 98L248 97H246V98H248V100H246V99H244V100H246V102L244 101L243 102V98H245V95L244 94H242L243 92H244V90H243V92H242V90L241 91H238V88L237 87H235L238 83ZM242 81V82H241ZM4 82V83H3ZM26 82V83H25ZM49 82V83H48ZM54 84H53V83ZM60 83V85H59V83ZM157 82H159V84H157ZM162 82V83H163ZM183 82V83H182ZM223 82H224V84H223ZM225 82H227V83H225ZM233 82V83H232ZM241 82V83H240ZM249 82V83H248ZM27 83H28V86H26L27 85ZM30 83V84H29ZM33 84V87H32V84ZM43 83L45 84V86H43ZM62 83V84H61ZM73 83V84H72ZM132 85H131V84ZM139 83V84H138ZM151 83V84H150ZM166 83V84H165ZM176 83V84H175ZM216 83V84H215ZM232 83V84H231ZM41 86H40V85ZM52 84H53V86H54V88H53V86H52ZM153 84V85H152ZM155 84H157V86L155 85ZM209 86H208V85ZM210 84H211V86H212V89H211V87H210ZM214 84H215V87H214ZM227 84H229V85H227ZM143 85L145 86V87H143ZM151 85L152 86H154V87H151ZM187 85V86H186ZM228 87H230V88H228ZM232 85V86H231ZM235 85V86H234ZM50 86V87H49ZM63 86V87H62ZM68 88H67V87ZM139 88H138V87ZM148 86V87H147ZM172 86H174V87H172ZM181 86H183V88L185 87V88H187L189 91H191V89H192V91L190 92V94L188 95V91H187V89H181L180 87ZM188 86H190V88H188ZM200 86H202V89L200 88L199 89V87ZM32 87V88H31ZM49 87V88H48ZM57 87H58V90H57ZM69 87H70V89L72 88V90H70L69 89ZM126 87V88H125ZM133 87V88H132ZM142 87L143 88H145V89H142ZM151 87V88H150ZM171 87H172V89H171ZM179 87L180 89H178V90H182V94H180V92L178 91L176 94L174 93V90H176L177 91V88ZM217 87H218V89H222L221 91L220 90H218V92H216V90H217ZM233 87H235V88H233ZM241 87V88H242ZM48 88V89H47ZM56 88V89H55ZM153 88H155V89H157V90H154V91H152L153 90ZM166 88V89H165ZM169 88V90H167ZM176 88V89H175ZM215 88V89H214ZM227 88H228V90H227ZM240 88V89H241ZM248 88V89H247ZM28 89H30V90H28ZM67 89H69V90H67ZM124 89V90H123ZM125 89H127L126 91H125ZM133 89V90H132ZM135 89V90H134ZM137 89V90H136ZM147 89V90H146ZM171 89V90H170ZM239 89V90H240ZM10 90V91H9ZM47 90V91H46ZM55 90H57L56 92H55ZM82 90V91H81ZM131 90V91H130ZM144 90V91H143ZM149 90L151 91V93L149 92ZM165 90V91H164ZM169 92H167V91ZM196 90H198V92L196 91ZM225 90V91H224ZM235 90V91H234ZM130 91V93H128V92ZM137 91H139V92H137ZM143 91V92H142ZM146 91V92H145ZM157 91H158V93H157ZM187 91V96H185L184 94H185V92ZM193 91H196V93L197 94H195ZM214 91V92H213ZM220 91V92H219ZM30 92H35V93H30ZM44 92V93H43ZM53 92H54V94L55 93H57V95L55 94V95H53ZM61 92V93H60ZM126 92V93H125ZM140 92H141V94H143V95H141L140 94ZM161 92V91H160ZM175 94V96L173 95V93ZM259 92V93H258ZM260 92H262V94L260 93ZM28 93V94H27ZM36 93H38V94H36ZM120 93V94H119ZM133 93H135L134 95L135 96H137V98L133 95ZM145 93H147V94H151V96H150V94H149V97L147 96V94H145ZM155 93H156V96H155ZM179 93V94H178ZM192 93L193 94H195L194 96L192 95ZM208 93V94H207ZM209 93H210V95H209ZM64 94V95H63ZM81 96H80V95ZM105 94H106V98L104 99V97H105ZM107 94H108V96H107ZM138 94V95H137ZM154 94V97H156V98H154V97H152V95ZM162 94V95H161ZM164 94V95H163ZM245 94H247L246 92H245ZM29 95V96H28ZM30 95H31V97H32V99H31V97H30ZM44 95V96H43ZM45 95H47L46 97H45ZM63 95V97H60V96H62ZM96 95V96H95ZM145 95V97H148L149 99L151 98V99H153V102L151 103V100H150V103H151V105H150V103H149V101H147L148 103H146V104H149L150 106H148L147 108H153L152 109V112H150L149 113V110L151 111V109H148L147 111H146V105L144 106L143 104H145V102L144 103H141V100L143 99L144 101L145 100H148V99H145V97H143ZM181 95V96H180ZM183 95V96H182ZM236 95V96H235ZM238 95V96H237ZM241 95H244V97L243 96H241ZM37 96V97H36ZM53 96V97H55V98H51V97ZM89 96H90V98H89ZM102 96V97H101ZM113 98H115V99H113ZM133 96V97H132ZM141 98L142 97V99H140L139 97ZM161 96V97H160ZM179 96V97H178ZM185 96V97H184ZM197 96V97H198ZM212 96V97H211ZM240 96L242 97V98H240ZM247 96H248V94H247ZM40 97V98H39ZM60 99V101L59 100H57L58 98ZM109 97H110V99H109ZM119 97H124V98H119ZM129 97H130V99H129ZM158 97V98H157ZM167 97V98H166ZM182 97H184V98H182ZM211 97V98H210ZM228 97V98H227ZM36 99V100H34V99ZM39 98V99H38ZM65 98H67L66 99V101H65ZM74 98V99H73ZM79 98V99H78ZM89 98V99H88ZM95 98H97V99H99L98 101L96 100L95 101ZM119 99L118 101H117V103H119L118 104V106H117V103H115L116 102V100L117 99ZM170 100H169V99ZM180 98V99H179ZM190 98V99H189ZM199 98V97H198ZM235 98H236V100H235ZM38 99V100H37ZM44 99H46V100H44ZM49 99L51 100V99H53V100H51V101H54L55 102V105L54 104H52V103H54V102H52L51 103V101H49ZM77 99V101H75ZM94 99V100H93ZM100 99H102V100H100ZM121 99V100H120ZM123 99H125V101L123 100ZM139 99H140V101H139ZM156 99V101L158 100V101H160V104L159 103H156V101H154ZM183 99V100H182ZM254 99V100H253ZM29 100H34V102L37 104V103H39L40 102V105L38 104L37 106H38V109L36 108L37 106L35 105V106H33L34 108H31L32 107V104L34 103H32L31 101H29ZM48 100V101H47ZM59 101L58 103H57V101ZM62 100V101H61ZM70 100V101H69ZM104 100H106V101H104ZM107 100H109V101H107ZM122 100H123V102H122ZM133 100H135V102L133 101ZM138 100V101H137ZM180 100H182V101H180ZM28 101L29 102H31L32 104H30V109H32V111L30 110V109H28V107H27V105H29L28 104ZM38 101V102H37ZM65 101V102H64ZM71 101H74V102H72L71 103ZM100 101V102H99ZM130 101H131V103H130ZM173 101H175V102H173ZM180 101V102H179ZM238 101H242V103H241V105L243 106L244 104H245V106L247 107V108H245V106H244V110H247V111H244V110H242V109H240L239 108V106H241V105H238ZM253 101L255 102V103H253ZM262 101V102H261ZM42 102H44L43 104H42ZM62 102H64V104L62 103ZM70 102V103H69ZM101 104H99V103ZM108 102V103H107ZM113 102V103H112ZM130 105L131 104V106H126V104L127 103ZM143 102V101H142ZM167 102V103H166ZM177 102H179L178 104H177ZM187 102H189V101H187ZM212 102V106H209V103H211ZM215 102V104H213ZM232 102H234L235 103V105L234 104H231ZM27 103V104H26ZM34 103V104H35ZM48 103H50V105L52 104V105H54L55 107H54V109H52L53 111H51L50 113L49 112H47L48 110L50 111L51 109H50V107L52 106H48L49 104ZM68 103V104H67ZM74 103V104H73ZM79 103V104H78ZM91 103V104H90ZM104 103H106V104H104ZM122 103V104H121ZM125 103V104H124ZM139 103V104H138ZM165 103V104H164ZM172 103H175V104H172ZM244 103V104H243ZM26 104V105H25ZM33 104V105H34ZM48 104V105H47ZM63 104V105H62ZM73 104V107L71 106ZM93 104V105H92ZM134 104H136V105H134ZM138 104V105H137ZM158 104V106H156ZM162 104V105H161ZM166 104H167V107H166ZM195 103H193V105H194ZM201 104V105H200ZM240 104V103H239ZM252 104H250L251 106H252ZM256 104V105H257ZM3 105V106H2ZM41 105H43L44 107H42ZM47 105V106H46ZM58 105H59V107H58ZM77 105H80V106H77ZM86 105V106H85ZM107 105H109L110 106V108H108L109 106H107ZM114 105H116V106H114ZM123 105H125V106H123ZM142 107V105L146 108H144L145 109V112H146V114H147V112H148V114L146 115L145 113V115L146 116H148L149 115V119H150V121H148L149 119L148 118H146V116L145 117H141L142 115L144 116V114H143V112L142 113H140L141 111H143V109L140 107V106ZM153 105H154V107H153ZM172 105H174V107L175 106H177V107H175V109H174V107L172 106ZM196 105V104H195ZM194 105V106H195ZM213 105L215 106V107H219V108H216L215 109V107L214 108H212L213 107ZM219 105H221V106H219ZM233 107H232V106ZM23 106H24V108H23ZM40 106H41V108H40ZM65 106V108H63V107ZM89 107V109H88V107ZM99 108H98V107ZM100 106H102V107H100ZM104 106V107H103ZM113 106H114V108H113ZM169 106V107H168ZM172 106V107H171ZM179 106V107H178ZM224 106V107H223ZM236 107V109H237V106H238V109L236 110L235 109V107ZM26 107V108H25ZM69 107V108H68ZM82 107V108H81ZM86 107V108H85ZM117 107V108H116ZM126 107V108H125ZM135 107V108H134ZM137 107H139V110H138V108ZM157 107L159 108V109H157ZM228 107V108H227ZM231 107V108H230ZM21 108H23V109H21ZM40 108V109H39ZM45 108V109H44ZM46 108H48V109H46ZM52 108V107H51ZM101 108V109H100ZM104 108H105V110H104ZM141 108V109H140ZM162 108H163V110H162ZM194 108V107H193ZM192 108V109H193ZM200 109V112L199 113H202L201 112V110H202V108L201 107H199ZM212 108V109H211ZM223 108H225V110H223ZM229 108L230 109H233V111H234V113L232 112V110H231V112H232V114L233 115H235V113L237 112V113H239V114H242L241 116H242V122L245 120V116L247 117L248 115H249V113H250V115L249 116H251V112H253L252 113V117H256L255 115H257V117H259L260 115H263V116H260L259 118H255V119H258L256 122L255 121H253L254 119H252V121H251V118L252 117H247V119H246V121L248 120V119H250L249 121H247V123H245L244 124V122L241 124V120H239L240 119V115H238L239 117H237L236 118V116H237V114H236V116H235V120L234 119H230L231 117H234V116H230L231 115V112H230V110H229ZM20 109V110H19ZM25 109V110H24ZM30 110L29 111V114H28V110ZM34 109H37L38 110V112L40 113V116H39V114H38V117H43L42 118V120H43V122H41V123H39L40 121H42V120H40L38 123H37V119L35 118L36 116H37V114H36V112H34ZM41 109H43V110H47L46 111V113H45V111H41ZM68 109H72L71 111L70 110H68ZM101 111H100V110ZM117 109V110H116ZM122 109V110H121ZM123 109H125V110H123ZM132 109H133V112H135V113H132ZM134 109H135V111H134ZM167 109H166V114H168V116L170 117V114H174V112L175 111H173V110H171V111H169L168 113H167ZM184 109H186V108H184ZM192 109H191V111H192ZM209 109V110H208ZM250 109H252V110H255V111H252V110H250ZM23 112H25V111H27V113H22V111ZM41 112H43V113H41ZM79 110V111H78ZM90 110V111H89ZM95 111V112H92V111ZM103 110V111H102ZM109 110H110V112H109ZM131 110V111H130ZM137 110V111H136ZM141 110V111H140ZM158 110V111H157ZM160 110V111H159ZM162 110V111H161ZM194 110H195V108H194ZM199 110H196V115H199L198 113H197V111H199ZM210 110H212V111H210ZM229 110V114H228V111ZM238 110H242V111H244L243 113H245V114H243V113H240V111H238ZM250 110V112H248ZM18 111H20V112H18ZM65 111V112H64ZM68 111H70V113L68 112ZM75 111V112H74ZM83 111V112H82ZM86 111H87V113H86ZM112 111V112H111ZM113 111H115V116L114 115H112V114H114L113 113ZM117 111L119 112L118 114H117ZM128 111V112H127ZM139 111V112H138ZM155 111H157V112H155ZM178 112H179V110H177ZM180 111H182V109L180 110ZM208 111L209 112H211V114L210 113H208ZM221 111V112H220ZM224 111V112H223ZM225 111H226V113H225ZM260 112L259 114L257 113V112ZM31 112H34V114L33 113H31ZM37 112V113H38ZM62 112V113H61ZM79 112V113H78ZM85 112V113H84ZM89 112V113H88ZM90 112H91V114H90ZM124 112H126V113H124ZM131 112V113H130ZM137 112L138 113H140V114H142L141 116H140V118H139V114H137ZM154 112L156 113V115L157 114H162V115H157L158 117H156V119H154L152 116H153V114H154ZM177 112V113H178ZM185 112H187L186 110H185ZM219 112V116H221V117H219L218 116V113ZM247 112H248V115H246L247 114ZM254 112H256L255 113V115H254ZM262 112L264 113V109H262ZM49 113V114H48ZM66 113L68 114V115H70V116H68V115H66ZM93 113V114H92ZM122 114V117H121V114ZM128 113V114H127ZM151 113H152V115H151ZM177 113H175V114H177ZM202 113V114H203ZM207 113H208V115H207ZM214 113V114H213ZM216 113V114H215ZM223 113V115H221V114ZM21 114H23V115H27L28 116V119H27V117H26V119H27V121H32L31 119H33V117H34V119H33V122H35L36 121V123H28L27 121H25L24 119V122L23 123H21L20 121H22V118H24V117H22L21 116ZM31 114H33V116L31 115ZM90 114V115H89ZM110 116H109V115ZM131 114V115H130ZM133 114V115H132ZM192 114V113H191ZM190 114V111H189V116L191 115ZM194 114V115H195ZM200 114V116H202V117H200V118H206V116L203 114ZM31 116V118H30V116ZM34 115H36V116H34ZM42 115V116H41ZM108 115V116H107ZM111 115H112V117H114V119L115 120H110L112 117H111ZM119 115H120V119H121V122H120V119H119ZM156 115H154V116H156ZM254 115V116H253ZM259 115V116H258ZM19 116V117H18ZM45 116V117H44ZM60 116V117H59ZM71 116H73V117H71ZM101 116V117H100ZM125 116V117H124ZM133 116H135L134 118H132ZM204 116V117H203ZM228 116H229V118H228ZM244 116V117H243ZM66 117V118H65ZM79 117H81V118H79ZM151 117H152V119H154V121L156 122H153L152 121V119H151ZM161 117H162V119H161ZM191 117H193V115H191ZM211 117H210V119H207L206 121H207V123H206V121L204 120V121H202L203 122V126L205 125V124H207L206 126L208 127H210L212 124H209V122H211ZM263 117V118H262ZM44 118H46L47 120H48V122L50 123L51 122V124H48V122L46 121V120H44ZM64 118V119H63ZM74 118V119H73ZM99 118H102V119H100L99 120ZM107 118H109V120L107 119ZM125 118H128V120L126 119V121L127 122H125ZM131 118V119H130ZM142 118H145L144 119V121H145V124L143 123L144 121H141L142 120ZM228 118V119H227ZM39 119H41V118H39ZM56 119V120H55ZM77 119V120H76ZM81 121H80V120ZM83 119H85L86 120V122H85V120H83ZM104 119V120H103ZM113 119V118H112ZM134 119V120H133ZM138 119H140V120H138ZM157 119H158V121H157ZM159 119H160V121H163V122H160L159 121ZM225 119V120H224ZM236 119H238V120H236ZM35 120V121H34ZM51 120V121H50ZM52 120H55V122H57V126H56V124L54 125V123L52 122ZM71 120V121H70ZM98 120H99V122H98ZM116 120H118L119 122H116L117 124H115V125H113L114 123H115V121ZM132 121V123L130 122V121ZM136 120H138L137 121V124H138V126H139V122L141 121L142 123H143V125H142V123H140V127H142V126H144V127H142V129L144 128V129H148V131H149V129L151 130V125H155L156 124V127L155 128H157V129H155L154 127H152V132L150 133V132H146V133H148V137H149V140H148V138H145V137H147V134L145 135V133H141V132H139L140 130H141V128H140V130L138 131V132H134L133 131V134H135L136 133V135L135 136H137V135H139V133H141L142 135H143V137H141L140 135V137L138 138V137H136L135 139H139V140H135V139H132L133 140V142H132V140H131V142H129L130 141V139H131V137L133 136V138H134V135L131 133L132 132V130L134 129V127L136 128V126H137V124L135 123L136 122ZM168 120H167V122H168ZM210 120V121H209ZM44 121H45V124H48V125H45V127H44V124H42V123H44ZM66 121V122H65ZM102 121H104V122H102ZM111 121V122H110ZM152 121V122H151ZM226 121H228V122H226ZM238 121H240L239 123H238ZM245 121V122H246ZM253 122V124H251L250 125V123L249 122ZM258 121V122H259ZM19 122V123H18ZM28 124H27V123ZM47 122V123H46ZM77 122H81L82 124H77ZM85 122V123H84ZM108 122V123H107ZM122 122H124V123H122ZM130 122V124L128 125V123ZM160 122V123H159ZM24 123H26L25 125H24ZM53 123V124H52ZM58 123H59V125H58ZM100 123V124H99ZM119 123H121V125H119ZM135 125H134V124ZM146 123H148L149 124V126H148V124H146ZM153 123V124H152ZM220 123V124H221ZM261 123V124H262ZM22 124V125H21ZM32 124V125H31ZM34 124V125H33ZM35 124H38V125H36L35 126ZM78 126H77V125ZM90 124H92V125H89ZM99 124V126H101V127H99L100 129L102 128V132L100 131V132H98L100 129L98 128V127H96V125H98ZM102 124V125H101ZM103 124H108L107 126H104ZM158 124H162V126H160V125H158ZM192 126V129L191 130H193V132H195V134L190 130V129H188V133L184 130V129H187V128H190L191 126ZM219 124V123H218ZM234 124H236V125H234ZM254 124H256V125H254ZM260 123L258 124V126H256V129H258V128H260L261 126V130H260V132H264V130H262V128L264 127V125L262 124L261 125ZM12 125V126H11ZM27 125H31L30 127H26L27 129H29V130H27L26 128H24V126H27ZM39 125H42L43 127H41V126H39ZM49 125H51V127L54 125V127H53V129H55L54 131H56L55 133L53 132V129L51 128L50 129V126ZM61 125V126H60ZM70 127H69V126ZM74 125H76V126H74ZM88 125V126H87ZM110 125V126H109ZM113 125V126H112ZM145 125H147V126H145ZM158 125V126H157ZM188 125H189V127H188ZM217 125V124H216ZM22 126V127H21ZM64 126V127H63ZM83 126H85V127H83ZM102 126H104V128L102 127ZM128 126V127H127ZM131 126H133V128H131ZM159 126H160V128H159ZM214 126V125H213ZM213 126H211V128L213 127ZM218 126H220V125H217L216 126V128L215 127H213L212 128V130L214 131V128H215V130H217L216 132H214L213 133V131H211L210 133H213V135L214 136H212L211 137V139L213 138V142L211 141V139H210V136H209V134L210 133H207L209 130H208V128H207V130H205L206 128H204L203 130V134H205V136L204 135H199V137L198 138H200L201 136L203 137L204 136V139H206V142H205V144H203L204 143V139H203V141L201 142V140H200V143L202 144H198L199 142V139H197L198 141H197V143H196V140H195V138L194 137H192V138H194L193 140L192 139H190L192 142L195 140V142H193L194 144H197L196 146L194 145V144H190V143H188V145L190 146V148H192L191 146L193 145V148H192V150H193V152L196 150H199V151H195V154L192 152V150H191V154H190V148L189 149H187L186 150V152H184V154L185 153H188V154H190L191 155V159H192V157H194L192 160L193 161H195L196 159H198L199 158V156H200V161H198V160H196L195 161V164L197 165H199V163L201 162V161H205L206 162V160L207 159H209V161H210V156H213V157H215L216 159L218 158L219 160H222L223 161V159L225 158L226 159V161H232L234 164H242L243 163V159H244V157L242 156V159L240 158V156H237V154L239 153V151H238V147L236 148V150H235V146L234 145H232V144H227V140H228V142H230V140H229V134H227V136H228V138L226 139V134H225V136L224 135H222V132L224 131V133H225V130H222V132L220 133L218 130H220V127H218ZM234 126H235V128H234ZM49 127V128H48ZM59 127V129H56V128H58ZM76 127H80V128H76ZM87 127V128H86ZM91 127V128H90ZM93 127V128H92ZM117 127H120V128H117ZM123 127V128H122ZM146 127V128H145ZM170 127H172V128H170ZM187 127V128H186ZM194 127V128H193ZM217 127L219 128V129H217ZM221 127H224V126H222L221 125ZM228 127V126H227ZM240 127V129H243V128H241ZM37 128V129H36ZM42 130H41V129ZM45 128H47V129H45ZM72 128V129H71ZM76 128V129H75ZM96 128H98L97 129V131H94V129H96ZM126 128H129V129H126ZM138 128V127H137ZM138 128V129H139ZM154 128V129H153ZM165 128V129H164ZM196 128V129H197ZM201 128V129H200ZM211 128H209V129H211ZM225 128V127H224ZM43 129H45V130H43ZM66 129H67V131H66ZM80 129H82V131L80 130ZM83 129H85L86 131H89L90 133L92 132V134L94 135L95 134V136L96 137H93V135H91V136H89V135H87V134H89L88 132L86 133V131H83ZM88 129V130H87ZM90 129H93L92 131L90 130ZM105 129V130H104ZM111 129V130H110ZM123 129V130H122ZM126 129V130H125ZM130 129H132L131 131H130ZM143 129V130H144ZM163 129V130H162ZM168 129H170V134H169V130L167 131ZM255 128H253V129H251L250 127H249V129H248V131H251V130H254ZM256 129L254 130V132L256 133L257 131H256ZM36 130V131H35ZM38 130V131H37ZM49 130H50V132H49ZM78 130H80L81 132H78ZM114 130V131H113ZM117 130H120L119 132H121V134L119 135V132L117 131ZM125 130V131H124ZM128 130V131H127ZM153 130H156V132L157 131H159L158 132V134L157 133H155V131H153ZM164 130H166V133H167V135H166V133H165V131ZM176 130V132H174V131ZM28 133H27V132ZM42 131H44V133H45V131H47V136L45 135V134H43V133H40V132H42ZM62 131V132H61ZM72 131V132H71ZM108 131V132H107ZM135 131H137V129H135ZM142 131V130H141ZM146 130H144L143 132H145ZM164 131V132H163ZM178 131V132H177ZM199 131V132H200ZM207 131V132H206ZM221 131V130H220ZM243 131H247V129L246 130H243ZM247 131V132H248ZM38 132V133H37ZM52 132V133H51ZM58 132V133H57ZM60 132V133H59ZM66 132H67V134H66ZM105 132V133H104ZM107 132V133H106ZM113 133V136H112V133ZM128 132V133H127ZM130 132V133H129ZM174 132V133H173ZM191 132V133H190ZM219 132V133H218ZM246 132V133H247ZM253 131H251L250 133L252 134V138L250 137L251 136V134H250V136H248L249 135V133H247L248 135H245V136H248V142L249 141H254V139H255V142H250L251 144L250 145H253L252 146V149L254 148V150H252V155L251 154H249V152L251 151L250 150V148H249V150L250 151H248V156H246V157H253L252 159L249 157V159L248 160H250L251 162H256V161H258V159H256L257 157H259L260 155H261V153H264V145H262V144H264V143H260L259 144V141H257L256 142V138H257V140H258V138H259V140H261L260 142H264V140H263V137H261V139H260V136L261 135H263L264 133H261V134H259L258 132V135H257V133H256V135L257 136H255V134H253L252 133ZM42 135H40V134ZM51 135V136H53L54 134H56V135H54L53 137H51V136H49V134ZM54 133V134H53ZM61 133H64V134H61ZM69 133H71V134H69ZM75 133V134H74ZM76 133L78 134H80L81 133V135H82V137H81V135L79 136V134L78 135H76ZM97 133H99V134H97ZM103 133L105 134V136H106V138H105V136L103 137ZM138 133V134H137ZM153 133H155L154 135H153ZM173 133V134H172ZM186 133H187V135H186ZM189 133H190V135H189ZM217 133V135H218V137L215 135ZM238 133H240V132H238ZM245 133V134H246ZM22 134H23V136H22ZM57 134H60V135H57ZM76 135L77 137L75 138L74 137V135ZM109 134L110 135V137H109V135L107 136V135ZM127 134H131L132 136L130 137L129 135V140H127ZM174 134H176V137H172V136H170V135H174ZM194 134V135H193ZM236 134V133H235ZM243 134H244V132H243ZM45 135V136H44ZM63 135V136H62ZM208 137H207V136ZM221 135H222V137H221ZM60 136H62L61 138H60ZM89 136V137H88ZM101 136V137H100ZM126 136V137H125ZM152 136V137H151ZM168 136V137H167ZM171 137V140L169 139L170 137ZM175 136V135H174ZM217 137V138H214V137ZM220 136V137H219ZM264 136V135H263ZM16 137H18V139H16ZM20 137V138H19ZM27 137V138H26ZM37 137H40V138H37ZM42 137V138H41ZM48 138V139H50V141L47 139V141H49V143L51 144V146H50V144L46 141H43L44 143L43 144H40V143H42V140L41 139H43V138ZM51 137V138H50ZM58 137V138H57ZM75 139H74V138ZM80 137V138H79ZM92 137V138H91ZM101 138V139H99V138ZM107 137H109V138H107ZM162 137V138H161ZM166 137H167V139H169L170 141H168L167 139H166ZM190 137V138H191ZM225 138V140H223V139H221V138ZM231 137H233V135H231ZM230 137V138H231ZM24 138H26V139H24ZM29 138V139H28ZM35 140H34V139ZM44 138V139H45ZM54 138H55V140H54ZM57 138V139H56ZM60 138V139H59ZM68 138H69V141H72L71 143H66V141L68 140ZM71 138V139H70ZM85 138H88V139H85ZM96 140H95V139ZM115 138V140H113ZM121 138H124V139H122L121 140ZM140 138H142L141 140L142 141H140ZM164 138V139H163ZM182 138V137H181ZM180 138V139H181ZM218 138H220V140L218 139ZM251 138V139H250ZM254 138V139H253ZM24 139V140H23ZM37 139L39 140V141H41V142H38L37 141ZM43 139V140H44ZM45 139V140H46ZM74 139V140H73ZM103 139H105V142H104V140ZM109 139L112 141H109ZM126 139V140H125ZM144 139V140H143ZM163 139V140H162ZM166 139V140H165ZM184 139V137L182 138V140ZM210 139V140H209ZM26 140H28V142H26ZM59 140L61 141V143H59ZM66 140V141H65ZM89 140H93V141H88ZM100 141L99 142V145L97 144V146L100 148V144H101V149H99L97 146H95V144L96 143H98L97 141ZM107 140H108V142H107ZM122 142H121V141ZM125 140V141H124ZM147 140V141H146ZM151 140V141H150ZM182 140H179V139H177V141L179 142V141H181V143L183 144V142H182ZM189 140V139H188ZM219 140V143H217V141ZM222 140V141H221ZM57 141H58V143H57ZM77 141V142H76ZM126 141H128V143H126ZM146 141V143H144V142ZM175 140H173V142H174ZM177 141H175V142H177ZM184 141V140H183ZM208 141H211L210 143L208 142ZM214 141H215V143H217V145H218V147H216L217 145H215V144H212V143H214ZM224 141H225V143H224ZM20 142V143H19ZM24 142V143H23ZM31 142V143H30ZM36 142H38L37 144H36ZM76 144L75 146H74V143ZM79 142V143H78ZM82 142V143H81ZM110 142V143H109ZM124 142V143H123ZM143 144H142V143ZM150 144H149V143ZM158 142V141H157ZM169 143V144H167V143ZM17 143V144H16ZM22 143V144H21ZM56 143V144H55ZM72 143H73V147L72 146H70V145H72ZM77 143L79 144V145H77ZM86 143V145H83V144H85ZM109 143V144H108ZM126 143V144H125ZM130 143V144H129ZM137 146L138 144H140L139 146H141V147H143V148H141V147H139L138 148V146L136 147V148H134L133 147V145L134 144ZM172 143V142H171ZM180 143V142H179ZM255 143H258V145H261V147H254V146H258L257 144H255ZM26 144V145H25ZM28 144V145H27ZM33 144V145H32ZM37 145V146H34V145ZM38 144H40V145H42L41 147L39 146V148H37L36 149V147H38ZM47 144H49V145H47ZM62 144H64V147H62L63 145ZM108 144V145H107ZM116 144V145H115ZM118 144H121V145H118ZM130 146L131 144H133L132 146H128V145ZM148 144H149V146H151V147H149L148 146ZM164 144V145H163ZM211 144V145H210ZM221 144V145H220ZM225 144V145H224ZM226 144H227V146H226ZM3 145V146H2ZM16 145V146H15ZM18 145H20V146H18ZM22 145H25V146H22ZM32 145V146H31ZM43 145H44V147L47 149H45L44 147H43ZM53 145V146H52ZM55 145V146H54ZM57 145H59V146H57ZM69 145V146H68ZM81 145V146H80ZM90 145V146H89ZM107 145V146H106ZM127 147H125V146ZM171 145V144H170ZM187 145V146H188ZM198 145H200V146H198ZM203 145L205 146V147H203ZM228 145H231V146H228ZM34 146V147H33ZM77 146V147H76ZM78 146H80L81 148H79ZM116 146H118L119 148H122V151L118 148V147H116ZM147 146V147H149V148H145V147ZM160 146H161V143H160ZM160 146H158L157 145V147H160ZM161 146V147H162ZM168 146V147H167ZM194 146H195V148H194ZM224 146H225V148H224ZM234 146V147H233ZM263 146V147H262ZM17 148V152L18 153H20L21 152V148H22V150L25 152V150H26V148L25 147H29L27 150V153H25L26 154V156H25V154H24V152L22 153L23 155H21V153L20 154H18V155H16L17 154V152H16V154H14V155H16V156H12V155H10L13 151L12 150H14L15 148ZM19 147V148H18ZM53 147V148H52ZM54 147H57V149L58 148H62L61 150L60 149H56V148H54ZM82 147L85 149L84 151L85 152H83V149H82ZM88 147V148H87ZM96 147H97V149H96ZM104 147V148H103ZM171 147V146H170ZM208 147H210V148H208ZM222 149H221V148ZM230 147L232 148V150L234 151V153H237L234 157H235V159H232V158H234L232 155H234V153H230L229 151H231V149H230ZM35 148V149H34ZM44 148V149H43ZM124 148V149H123ZM129 148V149H128ZM138 148V149H137ZM226 148H228V149H226ZM234 148V149H233ZM263 148V149H262ZM30 149V150H29ZM33 149V150H32ZM42 149V150H41ZM55 149H56V151L59 153H57L56 151H55ZM74 149H76V150H74ZM94 149V150H93ZM112 149V150H111ZM115 149V150H114ZM128 149V151H133V152H135V153H133V152H128V151H126ZM131 149V150H130ZM139 149H141V150H139ZM142 149H144V150H142ZM147 149H150V150H147ZM170 149V148H169ZM215 149V150H214ZM225 149V150H224ZM8 150V151H7ZM19 150H20V152H19ZM50 150L52 151V150H54L55 152L53 153V152H51V155H50ZM73 150V151H72ZM80 150H82L81 152H79V153H77V151H80ZM87 150V151H86ZM125 150V151H124ZM138 151V154L139 155H141V156H145L144 158H142V157H140L139 156V158L137 157L138 156V154H136L137 153V151ZM226 152H224V151ZM256 150V151H255ZM4 153H3V152ZM16 151V149L14 150V152ZM32 151V152H31ZM37 151V152H36ZM47 151H49V153L47 152ZM74 151H75V153H74ZM93 151V152H92ZM110 151V152H109ZM118 151V152H117ZM142 151H145V152H143L142 153ZM167 151V152H166ZM237 151V152H236ZM253 151L254 152H256L254 155H256L257 154V157L256 156H254L253 155ZM10 152V153H9ZM13 152V153H14ZM43 152V153H42ZM63 152H66L65 154L63 153ZM69 154H68V153ZM96 152V153H95ZM105 152H107V154L105 153ZM148 152V153H147ZM204 152V153H203ZM223 152H224V154H223ZM35 153H38V155H36V158H35ZM71 153H73V154H75V155H71ZM91 153L93 154V155H91ZM122 153V154H121ZM141 153V154H140ZM144 153L145 154H147V156L146 155H144ZM196 153H199V154H196ZM201 153V154H200ZM215 153H216V155H215ZM57 154V155H56ZM81 154V155H80ZM104 154V155H103ZM130 154V155H129ZM211 154V155H210ZM226 154V155H225ZM4 155V156H3ZM61 155H64L63 157L61 156ZM76 155L77 156H81L82 157V159H83V163H82V161H80L79 159L81 158L80 156V158L79 157H76ZM86 155V156H85ZM101 155H103L104 156V159H103V156H101ZM132 155V156H131ZM167 155V156H166ZM194 155V156H193ZM195 155L197 156V155H199V156H197V157H195ZM224 157H223V156ZM34 156V157H33ZM45 156V157H44ZM51 156H53V157H51ZM59 156V157H58ZM87 156H89V157H87ZM113 158H112V157ZM126 156V157H125ZM130 158H129V157ZM134 156V157H133ZM136 156V157H135ZM165 156H166V159L168 160V162H167V160H165ZM184 156V155H183ZM182 156V157H183ZM201 156H206L205 158H203V157H201ZM216 156H219V157H216ZM38 157H39V160H38ZM84 157V158H83ZM102 159H101V158ZM187 157H189L188 155L186 156V154H185V157H183V158H185V160H183L182 159V162L183 161H186V163L187 164H185V162H184V164L182 163V165H184V167H186V165H187V167L188 166H190V168H191V166L194 164L193 163V161H192V163H191V161L188 163L187 162V160H186V158ZM223 157V158H222ZM231 157V159H229ZM91 159V161H84V159ZM116 158V159H115ZM124 158V159H123ZM137 158L138 159H140V160H137ZM58 159V160H57ZM67 159H69V162H70V164H68L69 162L67 161ZM73 159V160H72ZM87 159V160H88ZM97 159V160H96ZM109 159V160H108ZM111 159H113V160H111ZM128 159V160H127ZM132 159V161H130ZM137 161H136V160ZM154 159V158H153ZM152 159V160H153ZM171 159H174V158H171ZM170 159V160H171ZM190 159V158H189ZM195 159V160H194ZM203 159H206V160H203ZM224 159V160H225ZM228 159V160H227ZM242 161H241V160ZM247 158H245V160L244 161H246V163H243V165L245 164V165H248V164H251V162L250 161H247L246 160ZM256 159V160H255ZM65 160H66V162H65ZM70 160H72V161H70ZM76 160V161H75ZM79 160V162H77ZM127 160V161H126ZM235 160H237L238 161V163H237V161H235ZM254 160V161H253ZM57 161H59V162H57ZM106 161H107V163H106ZM122 161V162H121ZM124 161V162H123ZM131 162L132 164H133V166H132V164L131 163H129V162ZM136 161V163H134ZM189 161V160H188ZM197 161L199 162V163H197ZM213 161V160H212ZM241 163H240V162ZM51 164H50V163ZM54 162V163H53ZM65 162V163H64ZM73 164H72V163ZM77 162V163H76ZM80 162H81V165L79 166V164H80ZM84 162H87V163H85L84 164ZM89 162H90V164H89ZM99 162H100V164H99ZM126 163V165H124V164H122V166H121V168H120V164L121 163ZM128 162V163H127ZM144 162H142V163H144ZM156 162V161H155ZM160 162V163H159ZM170 162V163H169ZM208 162V161H207ZM211 162V161H210ZM232 162H229V163H231V164H233ZM247 162H248V164H247ZM67 163V164H66ZM96 163V164H95ZM98 163V164H97ZM109 163V164H108ZM111 163H114V164H111ZM119 164V166H118V164ZM162 163V164H163ZM170 164V167H169V165L168 164ZM204 163V162H203ZM200 163V167L202 166V165H205V168H206V166H210L211 165V163H210V165H207L206 163ZM213 163V162H212ZM66 164V165H65ZM75 164H78V167H75L76 165ZM84 164V166H82ZM127 164H128V166H130V167H128L127 166ZM131 164V165H130ZM140 164V165H139ZM162 164H160V165H162ZM192 164V165H191ZM194 164V165H195ZM202 164V165H201ZM50 165V166H49ZM52 165H54V167L52 166ZM56 165V166H55ZM74 165V166H73ZM90 165V166H89ZM92 165V166H91ZM97 165H100V167L99 166H97ZM138 165V166H137ZM164 165V164H163ZM163 165L162 166H159V169H160V167H161V171L162 172H165L166 170H164V168H162L163 167ZM182 165H181V167L180 166H177L176 165V167H180V171L182 170L181 168H182ZM195 165V166H196ZM196 166V167H194L193 166V169H195V173L194 172H191V174L193 173L194 174V180H196V182L195 181H193L192 179H190L188 176L190 175V170H192L193 171V169L191 168V169H189L188 170V168L186 167V168H184L183 167V169H187L188 170V172L189 173H187L185 170H182V171H185V173H187V177H186V179L188 180V182L190 183V182H194V183H192L193 185L195 184V183H200L199 181H198V179H197V177L199 176H202V177H200L201 179L202 178H205L206 179V176L208 175L206 172H205V169H204V171H200L202 168H204V166H202L201 167V169H198L197 170V167H199V166ZM54 168V169H52V167ZM71 166V169L69 168ZM82 166V167H81ZM87 166H89L88 168H87ZM124 166L126 167V168H124ZM135 166V167H134ZM167 166V167H166ZM46 167V168H45ZM61 167V168H60ZM75 167V168H74ZM137 167V168H136ZM156 167V166H155ZM175 167V168H176ZM56 168L57 169H60V171L59 170H56ZM66 168V169H65ZM74 168V169H73ZM80 168V169H79ZM84 169V171H82L83 169ZM86 168H87V170H89V171H87L86 170ZM94 170H93V169ZM122 168H124L125 170L123 171V169ZM135 168V169H134ZM149 168H152V167H149ZM46 169V170H45ZM63 169H64V171H63ZM77 169V170H76ZM91 169H92V171H91ZM118 169V170H117ZM177 169H179V168H177ZM47 170H49L48 171V173L46 172ZM53 170H55L54 172H53ZM76 171V172H74V171ZM82 171L81 173H78V172H80V171ZM136 170V171H135ZM164 170V171H163ZM175 170V173H176V171H178V170H176V169H174ZM174 170H170V171H172L173 173H174ZM196 170H197V174H196ZM203 170V169H202ZM39 171V172H38ZM40 171H41V173H40ZM52 171V172H51ZM88 172V173H86V172ZM105 171V172H104ZM115 171H116V173H115ZM120 171V172H119ZM125 171H126V173H125ZM148 171H150V172H148L147 174H150V175H152V176H150V175H148V177L146 178V180H145V177L147 176V175H144L143 177H141V179L142 178H144V180H145V182L147 183V179H151V181H153V183L152 184H155V187H152V188H150V186H149V184L151 183V182H148V184H147V188L149 189H151V191H153L154 192V189L153 188H158V186L159 185H161L159 188H158V193L160 194L161 192H160V190L163 192V191H165V193L163 192V193H161L160 195H161V198H163V197H166L165 199H167V198H169L170 197V200H171V198L173 199L172 201L174 202H177V203H171L170 201H169V199L166 201V203H171V204H173V207H172V209L170 208L172 205H168V204H166L165 203V199L163 198L162 200H161V198H157L158 197V195L156 196H153L154 198L156 197V199L158 200V204H157V202H156V199H152V198H150L151 197V195H150V189L148 190V194L150 195H148V201H149V204L150 205H152L153 207H154V209L159 205V207H157V209L156 210H158V216L159 215H161V217H163L164 216V218H161L160 216H159V219H160V221L158 220V219H156V218H158V216H154V215H157V213L155 212V210L153 209V207L152 206H150L151 208H150V212L153 214L154 213V215H153V218L154 217H156V218H154V220L155 221H157L156 223L158 224V223H160L161 221L163 222V220H164V225L162 224V222L159 224L160 226L161 225H163L164 227H161V228H159L160 226L159 225H157V224H155V222H153L154 220H153V218L152 217H150L151 216V213L149 214L148 213V210L146 209V211H145V213L144 214H146V213H148L149 215V217H150V220H148L149 218L148 217H146V215L144 216V218H142L141 219V221L143 220L144 222H145V225L144 224H142L143 223V221L141 222V223H136V224H139V226L142 224V226L144 225V227L146 226H148V224L151 222V223H154L155 225H154V227H153V225L151 224V228H149L148 227V230H145V228H143L142 226L140 227V228H143V237H141L142 235H140V234H142V233H140V231H142V230H140V228H139V226L137 225V230H138V232L140 233V234H138V236L137 237H135L136 235V231L137 230H135L134 229V233L132 234L133 236H134V238L133 239H136V238H138L139 237V235H140V238L142 239H144V240H146V241H148V239L150 240V237H152V234H154V232H156V231H158L159 232V230H160V232L162 233V235L164 234V236H165V234L167 233V232H165V231H168V232H170V233H168V235L167 236H170V237H167L166 239H165V237L163 236V237H161L162 239L161 240H163L164 239V241L165 240H170V239H172L175 235H178L179 234V236L178 237H174L171 241L173 242L174 241V239H176L174 242H175V244L178 246H176L175 244V246L174 245H172L173 247H174V250L176 251V253L178 254V253H180V257H179V254L177 255L174 251H173V254H171L172 253V251L171 250H173L172 248H170L171 247V244H173V243H171L170 241V243H169V246H163V245H160L161 246V248L159 247L158 248V250H157V248L155 249V254H154V250H151V251H153V252H151L150 254H149V252H147V254H146V257L148 256H150L151 257V254L154 256L155 255V257H153L152 256V259L151 258H149V259H151L150 260V262H149V259H147L146 257H145V255H144V257L146 258V260H148V261H146L145 260V258L143 257V259H144V261H142V263H147L148 262V264L150 263V264H155V262L157 261L158 262V264L160 263V262H162V259L164 258L165 260H163V261H165V263H167V264H169V263H171L172 262V260H174L172 263L173 264H186L185 263V260H186V262H187V264H197V263H202V264H205V263H207V264H210L209 262H212V261H216V260H218L219 261V263L220 264H222V261L224 262V264H230V260L228 259V261L226 262L225 260H227V259H225L224 258V254L222 253L223 251L221 250L222 249V247H223V244L221 243V242H217L218 243V245H217V243H215V241L213 242V237H212V239H211V241L207 238H205V237H210L211 235H213V231H209V230H211V227H213L212 225V223L210 222H208V221H210V219L212 220V222L214 221V218H215V215L217 214L216 212H230L231 210H233L234 208V206H230V204L228 203V201L226 200V199H228V198H230V200L232 201L233 199V197L232 196H230V197H228V195L227 194H225L223 197H224V199H222L223 201H225V205L227 206V208L229 207V208H232V209H229V210H227L226 209V206L223 204L224 202H222V205H224L225 206V208L224 209H226V211L224 210L223 211V206L221 207V208H218L219 206H217V204H216V208L215 207H213V205H210V204H214L215 205V202H217L218 200H220V199H217V197L219 196V195H221V194H224L223 192H221V190H222V186H220V185H222L221 183H220V181H222V180H219V183L217 182V183H212V182H210L209 183V181L207 180V181H205V180H201L200 178H199V180H201V185H205V184H207V183H209L208 185H205V186H207V187H209V188H211V187H215L214 189L213 188H211L212 189V191L213 190H217V192L218 191H220L219 193V195L217 196V193L214 191L213 192V196H212V191H211V189H210V191H209V196L211 195L212 197H209L207 194H206V192H208V191H204V193H205V195H207L208 196V199H207V196H206V198L205 197H203V196H205V195H203L202 193H203V191L202 190H200V189H202V188H204V189H206L207 190V188L206 187H202L201 186V188L199 189L198 187H195L196 188V190L197 191H200V193H198L199 195L201 194L202 195V197L204 198V199H206V201L202 198V199H200V200H198V198H200L201 197V195H200V197H198V196H196V195H198V194H196L195 195V193L193 194V192H197V191H194V186H192L194 189H192V188H190L193 192H191V190L190 189H188V191L190 190V192H191V194L193 195V196H191V199L192 198H194V199H196V201H194V199H193V201L192 200H190L189 198H190V196L188 195V194H190V192H188L187 191V189H184V188H186V187H184V188H182V190H185V191H187V196H185L186 195V192L184 191V193H185V195H184V193L180 190V189H178V191L180 190V192H178L180 195H176V190L177 189H175V190H173L174 189V186H173V188H172V186H171V188H169L170 190L172 189L174 192H170V191H166V190H168L166 187V183H165V177H161L162 176V172L161 173H159V174H156L157 172H154L153 170H148ZM153 172V174H151L152 172ZM179 171V174H181L182 173V171L180 172ZM60 172V173H59ZM61 172H64L63 174H65V175H63ZM85 172V173H84ZM95 172V173H94ZM101 172H103V173H101ZM111 172V175L109 174ZM121 172H124V177L125 178H123V173H121ZM129 172V173H128ZM171 172V174L169 173L168 175H167V179H171V176H172V180H173V177L175 178V173L173 174ZM203 172V174L205 175L204 177H203V175H201V173ZM206 174H205V173ZM45 173H47V174H45ZM50 173V174H49ZM55 173H57V174H55ZM59 173V174H58ZM66 173H68V174H66ZM73 174V173H75V175L73 174V175H69V174ZM77 173V174H76ZM93 173H94V175H93ZM106 173V175H104ZM128 173V175L126 176V174ZM155 173V174H154ZM185 173L184 174H182V175H178L177 176V174H176V180L175 181H177L176 183L178 184V186L177 187H175V188H178V187H182L183 185L184 186H186V185H190L189 183H187V182H182V181H186L185 179L183 180V178H185L184 177V175H185ZM81 176H80V175ZM90 174H92V175H90ZM113 174V175H112ZM119 174V175H118ZM138 174H139V172H138ZM137 174V175H138ZM196 174V175H195ZM69 175V176H68ZM83 175V176H82ZM102 175V176H101ZM117 177V180H116V177ZM132 175V176H131ZM158 176V177H155V176ZM160 175V176H159ZM171 175V176H170ZM88 176V177H87ZM106 176H108V178L106 177ZM112 176V177H111ZM182 176V177H181ZM186 176V175H185ZM68 177V178H67ZM71 178V180H70V178ZM78 177H79V179H78ZM100 177V178H99ZM152 177L155 179H157V181L158 180H160V182L158 183L156 180H152ZM178 177V178H177ZM191 177V176H190ZM193 177V176H192ZM195 177H196V179H195ZM73 178H75V179H73ZM97 178V179H96ZM119 178V179H118ZM190 180H189V179ZM208 178V177H207ZM89 179H92L91 181H93V180H97V181H99V183H101V184H99L98 186V188H101V189H98V190H96L95 189V191L96 192H101L102 191V189L104 188V187H109V186H112L111 188H112V190H111V188H105V189H107L106 191L109 193V191H111V192H113L114 193V195L116 196V194H118L119 192L121 193V194H123V193H125L126 191V197H124L125 196V194H123V195H121V194H119V195H121V199L119 198V195H117L116 196V198H119L118 200H117V202H115L116 200H114V199H112L114 196H110L109 197V194L107 193V195L105 194V189H104V191H102L103 192V195L105 196H107V198L109 197L110 199L108 200V204H109V202L111 203L112 201L113 202H115V204L112 202L110 205H107V200L106 199H104V198H106V196L103 198V197H99V195H100V193H96L95 191H94V195L95 196H97V197H99V198H97V199H99L100 201L101 200H103L104 199V201H106V205L104 204V201H103V204H102V201H101V203L98 201V203H99V205H96V204H92L93 202H92V200H88V198L89 197H91L90 196V194H87V193H85L84 191H82V192H84V194L81 192V195H83V196H81V195H79L80 193H78L79 191H81V190H83V189H81V188H78V190H74L73 191V188L72 187H75L74 189H77V187L76 186H78L77 184H78V181H80V184H81V182H82V184H84L85 185V181H89ZM100 179V180H99ZM104 179V183H103V180ZM123 179H125V180H123ZM166 179V180H167ZM182 179V180H181ZM106 180H108V182L106 181ZM128 180V181H129ZM143 180V179H142ZM172 181V182H167V183H169V184H171V185H173V182H175V181ZM68 181H74V182H72L71 184H67V183H69ZM110 181V182H109ZM113 181V182H112ZM115 181H117V182H115ZM118 181H120V183H121V181H125V184H126V182H127V186H125V184L122 182V184L124 185V186H120L119 184V182ZM149 181V180H148ZM156 181V182H155ZM164 181V182H163ZM171 181V180H170ZM77 182V183H76ZM107 182V183H106ZM155 182V183H154ZM163 182V183H162ZM179 182H181L180 184L182 185L183 183V185L181 186H179ZM204 182V183H203ZM205 182H207V183H205ZM88 182H86V184H87ZM112 183H113V185H112ZM114 183H115V185H114ZM116 183H119V184H116ZM131 183V184H130ZM156 183H158L159 185L158 186H156L157 184ZM161 183V184H160ZM185 183H186V185H185ZM203 183V184H202ZM105 186H104V185ZM107 184H109V185H107ZM121 184V185H122ZM129 184H130V186H129ZM165 185V187H163V185ZM175 184V183H174ZM210 184H215V185H213V186H211ZM218 186H217V185ZM76 185V186H75ZM102 185L104 186V187H102ZM116 188H115V187ZM196 186V185H195ZM197 186H200L199 184H197ZM211 186V187H210ZM125 188L124 190H126L125 192H121V191H124V190H122V188ZM130 187V188H129ZM161 187H163L164 188V190L163 189H161ZM169 187H170V185H169ZM216 187H217V189H216ZM218 187H219V189H218ZM220 187H221V189H220ZM72 188V189H71ZM83 188V187H82ZM118 188V189H117ZM120 188V189H119ZM166 188V189H165ZM199 190H198V189ZM208 188V189H209ZM69 189H71V190H69ZM81 189V190H80ZM160 189V190H159ZM67 190H69V192L71 191L72 193H68V191ZM115 190H117V191H115ZM121 190V191H120ZM157 190V189H156ZM171 190V191H172ZM67 191V192H66ZM76 191H78V192H76ZM116 193H115V192ZM128 191L130 192L129 194H128ZM77 194H76V193ZM111 192H110V194H111ZM166 192H168V193H166ZM183 194H182V193ZM76 195H75V194ZM112 193V194H113ZM173 193V194H172ZM177 193V194H178ZM73 194V195H72ZM89 196H87V195ZM99 194V195H98ZM152 195H154V193H151ZM163 194V195H162ZM176 196H175V195ZM190 194V195H191ZM215 194V195H214ZM79 195V196H78ZM102 194H101V196H103ZM127 195H130L129 197H130V199H129V197L127 196ZM160 195H159V197H160ZM168 195H169V197H168ZM171 195V196H170ZM196 197H195V196ZM227 195V197H226V199H225V196ZM74 196H75V198H74ZM76 196H78L79 198H76ZM94 196V197H95ZM179 196V197H178ZM183 196H184V198H188V200L187 199H184L183 198ZM189 196V197H188ZM217 196V197H216ZM123 197V198H122ZM128 197V198H127ZM175 199H174V198ZM222 197V198H223ZM83 198V199H82ZM126 198V199H125ZM209 198H213L212 200H215V201H213V202H211L212 200H210ZM217 200H216V199ZM218 198H220V197H218ZM82 199V200H81ZM87 199V200H86ZM91 199V198H90ZM129 199V200H128ZM151 199V200H150ZM178 199H179V201L180 200H186V202L190 205H192V207H190V208H192L193 209V206L195 207L196 205L194 204H192L193 202H196V203H200V205L201 204H205L206 202L208 203V201H210L211 203H206V205H204V207L206 206V207H209V206H211L213 209V212H212V210L211 209H209V208H211V207H209L208 209L211 211H209V213H215V215L213 214V217L214 218H212V215H210L207 211H208V209H205L206 211H204L203 209H204V207H203V205L201 206L202 207V209L199 207V209L197 210V212L198 213H200V214H197V212L195 211L197 208H194L193 210L194 211H192V210H190V208L189 207H187L188 206V204L187 205H185V201H183V202H179L178 201ZM79 200H81V201H79ZM85 200V202H87V203H85V202H82V201H84ZM153 200V201H152ZM177 200V201H176ZM189 200L192 202H190L189 203ZM202 200H203V202H202ZM229 200V199H228ZM76 201H78L79 203L80 202H82V203H80V205H81V207H85V206H89V205H91V208H89V210H91V209H96V207H97V209L100 207H103V205H105L104 207H109V208H112V209H110L109 210V212L107 211V212H105L106 210H104L103 208H101V211L102 212H98V213H101V216H100V214H98V213H95L96 211H98V210H94L95 212L93 213L94 215H92V217L91 218H93V217H95L96 218V220H97V218H99V220L101 221L102 220V224L104 225V227H105V229H104V227H103V225H100L101 226V229H102V227H103V229H104V231H109V232H111V233H107V232H105L106 234L104 235V233L102 232V233H100L101 235H104V236H106V235H110V237L111 236H113V234L115 235V236H113V237H109L111 240H109L108 238H107V236L105 237V239H108V240H102V242L103 241H108L107 242V244L108 245H106V243L104 242V244L103 243H101V242H99L98 240H97V238L99 239L100 237L101 238H103L100 234H98L99 232H97V230H96V228L97 229H99V231H101L100 230V227H99V225H95V223H97V222H95L96 220H94V222L95 223H91L92 225H93V227H95L94 228V230H96V235H99L100 237H96L95 238V231L94 230H92L93 229V227L92 228H89V225H91L89 222L91 221H89L88 222V224H82V217H80L81 216V214L83 213V214H88V213H90V212H88L89 210L87 209L88 207H85L84 209L85 210H83V208L81 209V207L79 208V207H77V209H81V212H82V210L84 211V212H82L81 214H80V210L79 211H77V209H75L76 208V206L77 205H74L75 203H76ZM90 201L92 202V203H90ZM118 201H121V202H118ZM126 201H129V202H127V203H129L128 204V206H126L125 204H126ZM159 201H160V203H159ZM197 201H199V202H197ZM73 202V203H72ZM75 202V203H74ZM78 202L76 203V204H78ZM154 202H156V204L154 203ZM179 202V203H178ZM219 202H221V200L219 201ZM83 203H85V204H87V205H85V204H83ZM90 203V204H89ZM117 203V204H116ZM131 203V204H130ZM180 203H184V204H181V205H183L182 206V208L184 209H182L181 208V210H179V206H177V205H179ZM119 204H122V206L123 205H125L126 207H122L121 205H119ZM174 204H175V206H177L176 208H177V210H178V212L180 213L181 212V215L180 214H178V216H175V213L177 212V210H176V208H174ZM228 204H229V206H228ZM232 204H233V202H232ZM74 206V210L75 211H73V209H71V208H73V206ZM85 205V206H84ZM96 205V206H95ZM116 207L115 209H114V206ZM117 205V206H116ZM130 205V206H129ZM166 205V210H164L165 209V207L164 206ZM186 207H185V206ZM209 205V206H208ZM92 206H95V207H93L92 208ZM111 206H113V207H111ZM169 206V207H168ZM107 207H106V209H107ZM122 207V208H121ZM205 207V208H206ZM247 207V206H246ZM108 208V209H109ZM125 208V209H124ZM162 208V209H161ZM167 208L169 209V210H167ZM187 210H186V209ZM218 208V209H217ZM86 209L88 210V211H86ZM103 209V210H102ZM107 209V210H108ZM164 212V213H166L165 215H164V213H162V211ZM214 209H216V210H214ZM222 210V211H219V210ZM176 210V211H175ZM200 210H202V212L203 213H205V212H207L210 216H211V218H209L208 219V221H207V219H206V217H208L209 215L208 214H206V217L204 218V221H202V222H204L205 224H203L202 222H201V220L203 219H200V222L198 221H196L197 220V217H198V220H199V217L201 216H205ZM70 211H72V212H74L75 213V218L77 217V219H73L74 218V213H70ZM115 211H119V210H115ZM122 211H120L121 213H122ZM169 211H171V212H169ZM185 211L187 212V213H189L188 211H192L191 213L193 214H197V216H196V220H193L192 218H194L195 216L194 215H190V214H186L185 213ZM236 210H234V212H235ZM250 210H248L247 211V209L245 210V213H247V212H249ZM252 211V210H251ZM250 211V212H251ZM76 212L77 213H79L80 215H78V214H76ZM85 212H87V213H85ZM168 212V213H167ZM233 212V211H232ZM250 212H249V214H250ZM255 212V211H254ZM105 213V215L106 214H108V216H109V213H110V216L111 217H113V219H115V220H113L111 217H108V216H103V214ZM115 213V215H117L116 214V212H114ZM170 213H172V215L170 214ZM185 213V214H184ZM96 214H98L99 216L97 217V215ZM138 214V213H137ZM143 214V215H144ZM221 214V213H220ZM72 215V216H71ZM78 215V216H77ZM96 215V216H95ZM185 215H190V217L189 216H185ZM83 217L85 216V215H82ZM138 216V215H137ZM171 216V217H170ZM183 216H185V217H183ZM209 216V217H210ZM250 216H253V214L252 215H250ZM73 217V218H72ZM106 218L107 217V219L109 218V222H108V220L107 219H104V218ZM143 217V216H142ZM145 217H146V220H148V222L149 223H146V220H144L145 219ZM169 217V218H168ZM181 217V218H180ZM182 217H183V221H185V220H187V222H184L185 223V225H184V223H183V226H184V228H183V226H182ZM186 217H187V219H186ZM192 217V218H191ZM95 218H93V219H95ZM140 218V217H139ZM139 218H138V220H139ZM170 218H171V220H170ZM172 218H174V220L176 221H179V223L178 222H176L177 224H181V226L182 227H180L179 225H177V224H175L174 222H172L173 221V219ZM176 218V219H175ZM185 218V219H184ZM188 218H190L189 219V221H188ZM253 218H255V217H252V219ZM71 219H73V220H71ZM93 219H92V221H93ZM137 219V218H136ZM180 219H181V221H180ZM205 219H206V222H205ZM251 219V221H250V224L252 225V226H254V225H258V221L256 222V220H255V222L253 221ZM103 220H105V222L103 221ZM153 220V221H152ZM216 221L218 220V218H216L215 219ZM72 221H74V222H79V221H81V223H78V224H76V223H73L74 224V226H77V227H79L80 229H81V226H82V228H83V226H84V228L83 229H85L86 227H88V229H89V231H90V234H91V236H87L86 237V232H88V231H85L84 230V233L81 231V230H79L78 228H76L75 227V232H76V230H79V232H82L83 234H85V236L83 237L82 236V234L81 233H79V234H77V232H76V236L74 235L75 233H72V232H74L73 230L71 231V229H74V226L72 225ZM91 221V222H92ZM112 221L115 223V224H117V228H119V230H121V235H120V232L118 233L117 232V228L115 229V226H114V228H113V226H110V223L111 224H114V223H112ZM159 221V222H158ZM169 221V222H168ZM191 221H195V222H197V223H194L193 224V222H191ZM253 221V222H252ZM133 222H135L134 220H133ZM132 222V223H133ZM165 222H166V224H165ZM171 222L172 223H174L173 224V226H171L172 224H171ZM190 222V225L191 226H193V225H195V226H193V227H195V228H193L194 230V232H196V229L198 228H200L201 227V229H197L198 231H199V233H194L193 231L191 232L190 231V229H192V228H188V223ZM108 224L109 226H110V228H108V227H106L105 225L106 224ZM186 223L188 224V225H186ZM200 225H199V224ZM81 224V225H80ZM114 224V225H115ZM147 224V225H146ZM149 224V225H150ZM167 224H171L170 225V227H173L172 229H173V231L171 232V230H170V228H169V230H165L166 229V227H167ZM207 224L209 225L210 224V226H207ZM212 224V225H211ZM86 225H88V226H86ZM91 225V226H92ZM134 225V226H133ZM157 225V227H155ZM165 225H166V227H165ZM189 225V226H190ZM86 226V227H85ZM90 226V227H91ZM176 226V228H174ZM180 227V229L178 228V227ZM187 226V227H186ZM197 226V227H196ZM208 227V228H206V227ZM152 227H153V229H155V228H158V230L156 229V231L155 230H152ZM169 227V226H168ZM167 227V228H168ZM189 230H187V232H189L190 233V235L193 237V235H195L196 236V238H190L189 236L190 235H186V234H188V233H186V230H184V229H186V228ZM109 230H108V229ZM114 229L113 231H112V229ZM162 228H164L163 230H162ZM184 230L185 232V234L183 233V231L181 232V233H183V235H185V236H187V237H183V236H181L180 235V232H178L179 230ZM182 228V229H181ZM87 229V230H88ZM93 231L92 233H91V230ZM102 229V230H103ZM107 229V230H106ZM147 229V228H146ZM150 229L152 230L151 231V233H150ZM175 229V230H174ZM178 231H177V230ZM203 229H207L208 231H209V234L210 235H206V234H208L207 232V230H204L203 231ZM116 230V232L115 233H112V232H114ZM118 230V231H119ZM213 230V229H212ZM124 231V232H123ZM148 231H149V235H150V237L149 236H147L148 235ZM174 231H176V232H174ZM202 231V233H203V235L205 236L204 238H203V236H202V233H201V236H198L199 234H200V232ZM207 231V232H206ZM128 232V233H127ZM158 232H156L155 233V236L157 237V239L156 240H158V239H160V232L158 233ZM178 232V234H176ZM206 232V233H205ZM212 232V233H211ZM69 233V234H68ZM124 233V234H123ZM147 234V235H145V234ZM192 233V234H191ZM194 233V234H193ZM89 234V235H90ZM123 234V235H122ZM129 234V235H128ZM157 234V235H156ZM172 234H173V237H172ZM198 234V235H197ZM79 235V238L81 239V241L80 240H78V236ZM88 235V234H87ZM92 235H95L94 237L92 236ZM125 235H126V237H125ZM130 236L129 237V239L130 238H132L133 236ZM81 236V237H80ZM145 236H147L146 238H145ZM95 238L96 239V241L97 242H99L100 244H101V246L99 245V243H97L96 242V244H98V246H100V249L102 248V250H98V251H96L98 248H95V251H96V253H92V254H90V252H92V251H94V246H96L97 247V245H95L94 244V242L93 241H95V240H91V238ZM198 237V238H197ZM199 237H202L203 238V241H202V239H199ZM74 238V239H73ZM82 238H90L89 240H86V239H83L82 240ZM92 238V239H93ZM128 238V237H127ZM139 238V239H140ZM155 238V237H154ZM170 238V239H169ZM179 238V239H178ZM180 238H184L183 240H181ZM122 239V240H121ZM123 240L124 242V244H125V242H127L128 241V243L127 244H130V240ZM132 239V240H133ZM141 239H140V241H137V242H141ZM152 239H153V237H152ZM85 240H86V242L87 241H90V242H87V244H86V242H85ZM115 240H116V242H115ZM155 239H154V241L155 242H158V241H160V240H158V241H156ZM179 240H181V241H179ZM199 240H200V242L202 241V243L203 244H201L202 246H203V248L200 250V251H204L205 250V253H206V251H207V253H212V255L211 254H209V255H206L205 253L203 254L202 252H198V253H196V255L197 254H200L201 253V255H197V257H199L200 258V260H199V258H197V257H195L196 255H194L195 254V251L197 252V251H199V249H200V243H199ZM208 240V241H210V242H206V241ZM77 241V242H76ZM84 241V242H83ZM92 241V242H91ZM179 241V242H178ZM183 241H184V243H183ZM205 241V242H204ZM76 242V243H75ZM81 242V244H78V243H80ZM133 242V241H132ZM151 243L152 242V240L151 241H148V242H145V243ZM176 242H178L179 243V245H178V243H176ZM194 242V243H193ZM195 242H197L199 245H197L196 247H197V250L196 249H194L195 247H193V249L195 250H186V247L187 246H189L190 247V249L192 248L190 245H196V243ZM142 243H143V241H142ZM141 243V244H142ZM144 243V244H145ZM150 243H149V245H150ZM153 243V242H152ZM159 244H160V242H158ZM181 243V244H180ZM206 243H208L207 245H206ZM210 243V244H209ZM79 245V246H77V248H75V249H77V250H79V252H77L76 251V254L74 253L75 252V249H74V247H76V246H74V245ZM84 244H85V246H84ZM88 244H90V246L88 245ZM94 244V245H93ZM103 244V245H102ZM126 244V245H127ZM133 244V243H132ZM136 244H140V243H136ZM146 244V245H147ZM155 244V243H154ZM154 244H151L152 246L154 245ZM215 245V247L218 249L219 248V250H215V249H213L212 251L210 250V251H208L210 248L212 249L214 246L213 245ZM220 244H222V246H220ZM91 245H93V246H91ZM143 245V244H142ZM140 246V247H143V246ZM149 245H147L145 248H147ZM184 245V246H183ZM81 246V247H80ZM84 246V247H83ZM87 246H88V248L89 249H86L87 248ZM103 246H104V248L106 249L108 246L110 247V249H107V250H109V251H107V250H105V249H103ZM201 246V247H202ZM211 246V247H210ZM213 246V247H212ZM220 246V247H219ZM108 247V248H109ZM114 248L116 251H117V248H118V250L119 249H121V250H119V251H117V253H116V251L114 252V251H112V250H114V249H112L111 250V248ZM117 247V248H116ZM165 247V249H163ZM80 248V249H79ZM90 248H92L91 250H90ZM166 248H169V252H167L168 251V249H166ZM177 248L178 249H180V251H178L177 252ZM199 248V249H198ZM207 248V249H206ZM73 249H74V252H73ZM144 249V248H143ZM142 249V254H145ZM181 249H183V250H181ZM82 250V251H81ZM88 250H89V252H88ZM111 250V251H110ZM157 250V251H156ZM162 250V251H161ZM165 250V251H164ZM167 250V251H166ZM216 252H215V251ZM85 251H86V253H85ZM121 251H122V253H121ZM161 251V252H160ZM185 251V252H184ZM188 251V252H187ZM189 251H191L190 253H189ZM193 251H194V253H193ZM83 252V253H82ZM109 252V254H107V253ZM114 252V253H113ZM118 252H120V254L118 253ZM186 252H187V254H186ZM220 254H218V253ZM77 253H79V254H77ZM100 253V254H99ZM157 253H159V254H157ZM163 254V255H165V256H160V254ZM175 253V254H174ZM182 253H183V255H182ZM191 253H193V254H191ZM73 254V255H72ZM83 254V255H82ZM99 254V255H98ZM106 254V255H105ZM166 254H169L168 256H166ZM171 254V255H170ZM190 254V255H189ZM216 254H218L219 256H223V258L222 257H218V255H216ZM76 255V256H75ZM97 255V256H96ZM158 255H159V260H161L160 262L158 261V259H157V257H158ZM172 255L173 256H175V255H177V256H175V257H172ZM186 255V256H185ZM194 255V256H193ZM216 255V256H215ZM138 257H136V260L139 258V256H141L140 258H142V255H141V253H140V255H137ZM203 256H206V258L209 260V262H208V260L207 259H205ZM208 256V257H207ZM217 257V258H214V259H216V260H213L211 257ZM125 257V258H124ZM168 257H171L170 258V262H168L169 260H167L166 258H168ZM188 257H190V258H188ZM203 257V259H201ZM87 258V259H86ZM118 258V259H117ZM125 260H124V259ZM127 258H129L130 259V261L127 259ZM140 258H139V260H140ZM153 258H154V260H153ZM175 258V259H174ZM184 258V259H183ZM195 258V259H194ZM197 258V259H196ZM219 258H221L220 260H219ZM115 259H116V261H115ZM169 259V258H168ZM211 259V260H210ZM225 259V260H224ZM92 260V261H91ZM99 260H100V262H99ZM102 260V261H101ZM111 260V261H110ZM120 260V261H119ZM156 260V261H155ZM167 260V261H166ZM176 260V261H175ZM190 260L192 261L193 260V262H190ZM202 260H204V261H207V262H203ZM245 260H247L248 261V259L247 258H245ZM244 260V261H245ZM97 261V262H96ZM111 263H110V262ZM113 261V262H112ZM135 261V260H134ZM140 261V262H141ZM146 261V262H145ZM151 261H155V262H151ZM202 261V262H201ZM93 262V263H92ZM126 262V261H125ZM124 262V264H128V263H125ZM137 263L136 264H138V261H136ZM156 262V263H157ZM175 262V263H174ZM189 262V263H188ZM253 262H254V264H258L257 263V260L256 259H254L253 260ZM163 263V262H162ZM162 263H160V264H162ZM199 263V264H200ZM213 263V262H212ZM216 263H218V262H216ZM218 263V264H219ZM129 264H135V262L134 263H129ZM139 264H141V263H139ZM164 264V263H163ZM214 264V263H213Z\"/></svg>",
    "mask_w": 264,
    "mask_h": 264
},
{
    "label": "bare ground",
    "instance_id": "bare-ground-1",
    "mask_svg": "<svg viewBox=\"0 0 264 264\" xmlns=\"http://www.w3.org/2000/svg\"><path fill=\"white\" fill-rule=\"evenodd\" d=\"M27 1H28V0H27ZM27 1H26V2H27ZM42 1H43V0H42ZM42 1L39 2V3H42V7H43V3H44V2H42ZM80 1H81V0H80ZM80 1H79V3H80ZM83 1H84V0H83ZM121 1H122V0H121ZM146 1H147V0H146ZM150 1H151V0H150ZM150 1H149V2H150ZM154 1H155V0H154ZM159 1H160V0H159ZM171 1H173V0H170V2H171ZM174 1H177V0H174ZM178 1H179V0H178ZM182 1H184V3L186 2V0H182ZM191 1H192V0H191ZM194 1H195V4H196L197 1H196V0H193L192 2H194ZM199 1H202V0H199ZM199 1H198V2H199ZM207 1H208V0H207ZM214 1H215V0H214ZM218 1H219V0H218ZM218 1H217V2L215 1V2H216V3H219ZM230 1H231V0H230ZM240 1H241V0H240ZM249 1H250V0H248V2H249ZM254 1H255V0H252V2L250 1L249 3H250L251 5H252L253 3H255L254 5H256V2H258V0H256V2H254ZM26 2H25V3H26ZM34 2H35V1H34ZM81 2H82V1H81ZM84 2H85V3H87V2L90 3V2L87 1V0H85ZM93 2H94V1H93ZM100 2H101V1H100ZM115 2H116V0H115ZM134 2H135V1H134ZM136 2H137V1H136ZM136 2H135V3H136ZM155 2H156V1H155ZM164 2H165V0H164ZM179 2L181 3V0H180ZM179 2H178V4H177V3H176V4L179 5V4H180ZM188 2H190V1L188 0ZM192 2H191V4H192L193 6H195ZM209 2H210L211 4H213V0H212V2H211V1H209ZM222 2H223L224 4H225V2H226V4H228V6H227L228 9L230 8V7H229V3H227V2H228L227 0L222 1ZM237 2H238V0H237ZM242 2H245V1L242 0ZM248 2H245V3L248 4ZM21 3H22V2H21ZM59 3H60V2H59ZM66 3H67V2H66ZM88 3L85 4L86 7H87V5H88L87 9H85V7H84V6H85L84 3H83V4H82V3L79 4L80 6H81V5H82V6L84 5L82 8H83L85 11L82 13V15L80 14L81 16H80V15H79V17L77 16L78 18H74V17H73L74 20L76 19V21H73V22H75V23H74V26H73L74 28L72 27L73 29H75V30H85V29H83V25H84V23L89 22V21H91V20H92L91 23H94L95 20L93 21V18H94L93 15H94V13L97 12V11L100 12L101 9H100V10H97V9H96L97 11L95 10V12H94V11H91V8L93 9L94 7H89V4H88ZM98 3H99V2H98ZM102 3H103V2H102ZM123 3H125V2L123 1ZM146 3L148 4V1H147ZM157 3H158V1H157ZM157 3H156V4H157ZM167 3H169V2H167ZM172 3H173L172 5H169L171 8H172V6L174 5V2H172ZM184 3H183V5H185ZM186 3H187V2H186ZM199 3L202 4L201 6H204L203 4L206 3V0H205V2H204V0H203V3H202V2H199ZM199 3H197V4L199 5ZM216 3H215V5H213L214 7H216V6L218 5V4H216ZM231 3H232V2H231ZM245 3H244V4H245ZM258 3H261V0H259ZM258 3H257V5L259 6ZM22 4H24V3H22ZM28 4H29V3H28ZM28 4H26L27 7H28ZM37 4H38V2H37ZM60 4H64V5L66 6L68 3H67V4H65V3H60ZM90 4H91V3H90ZM93 4H94V3H93ZM100 4H101V3H100ZM115 4H116V3H115ZM121 4H122V3H121ZM150 4H151V3H150ZM181 4H182V3H181ZM181 4H180V5H181ZM187 4H188V3H187ZM211 4H210V5H211ZM224 4H223V5H224ZM226 4H225V5H226ZM237 4H239V2H238ZM261 4H262V3H261ZM261 4H260V5H261ZM24 5H25V4H24ZM32 5H33V4L30 3V7H33ZM71 5H72V4H71ZM71 5H70V3H69L68 6H70V8H69V7L67 8V6H66V8H64L65 6L61 7L62 5L60 6V5L58 4V7L60 6V10L63 8V12H64V11L66 12L67 9H69V10H68L69 12H73V11L71 10V8H73V7H72L73 5H72V6H71ZM123 5H124V4H123ZM141 5H142V4H141ZM148 5H149V4H148ZM148 5H146L145 7H147ZM160 5H161V4H160ZM177 5H176V6H177ZM180 5H179V6H180ZM207 5L210 7V5L206 3V5H205L204 7H205V9L207 8V10H205V11L208 13V11H209V9H210L211 11H209V12H211V13H208V14H206V12L204 13V12H203L204 7H203V8H201L202 12L198 10V13L201 12V13H204V14H200V13L198 14V13H196V15H197V16H199V15H202V16H203V15H205V14H206V15H209V14L212 15V13H213V15H214L215 12L218 13L219 10H217V9H218V7H219L220 5L217 6V9H214V8L212 7V5H211V7L213 8V10L211 9V7H210V8H209V7H206ZM239 5H240V4H239ZM241 5L243 6V4H241ZM257 5H256V6H257ZM36 6L38 7V5L35 4L34 7H36ZM40 6H41V4L39 5V7H40ZM76 6H77V5H76ZM90 6H91V5H90ZM92 6H93V5H92ZM95 6H96V5H95ZM125 6H127V5H125ZM128 6H129V5H128ZM131 6H132V5H131ZM142 6H143V5H142ZM155 6L157 7V5H155ZM158 6H159V5H158ZM167 6H168V4L166 5V7H167ZM169 6H168V9L166 8L167 10H169ZM176 6H175V7H176ZM179 6H178V7H179ZM196 6H197V5H196ZM196 6H195L194 9H196ZM230 6H231V5H230ZM233 6H234V4H233ZM235 6H237V5H235ZM235 6H234V7H235ZM242 6L237 7V8L240 9V10L242 11V10H243V9H242ZM23 7H24V6H23ZM37 7H36V8H37ZM42 7H40L39 9H41ZM44 7H45V5H44ZM58 7H57V9H58ZM118 7H119V6H118ZM120 7H121V5H120ZM123 7H124V6H123ZM137 7H138V6H137ZM139 7L141 8L140 5H139ZM159 7L162 9V8L165 7V6L163 5L162 7H161V6H159ZM175 7H174V8H175ZM181 7H182V6H181ZM187 7H191V6L189 5V6H187ZM187 7H183L184 9L182 8V11L185 10ZM224 7H225V6H224ZM245 7H246V5L243 6L244 9H245ZM25 8H26V7H25ZM47 8H48V7H47ZM78 8H79V7H78ZM89 8H90V9H89ZM103 8H105V7L103 6ZM124 8H127V7H124ZM124 8H123V9H124ZM128 8H129V7H128ZM140 8H139V9H140ZM147 8H149V6H148ZM150 8H153V6L150 7ZM157 8H158V7H157ZM171 8H170L169 11H171V10L173 11V10H174L173 8H172V9H171ZM176 8H177V7H176ZM176 8H175L176 11H175V10H174V11H175V12H179V13H181V10H180V11H177ZM191 8H192V7H191ZM197 8H198V6H197ZM208 8H209V9H208ZM221 8H223V6H222ZM246 8H248V7H246ZM252 8H253V6H252ZM29 9H30V8H29ZM37 9H38V8H37ZM55 9H56V8H55ZM94 9H95V8H94ZM143 9H144V8H143ZM145 9H146V8H145ZM163 9L165 10V8H163ZM194 9L192 8L193 11H191V10H189V9H188V10H189V12H193V13H194V12H195ZM199 9H200V7H199ZM223 9H224V8H223ZM223 9H221V10H223ZM257 9L259 10V8H257ZM1 10H2V9H1ZM20 10H21V9H20ZM23 10H24V9H23ZM23 10H21V11H23ZM26 10H27V8H26ZM43 10L46 11L45 9H43ZM60 10L58 9V10H56V11H60ZM70 10H71V11H70ZM77 10H78V9H77ZM104 10H105V9H104ZM107 10H108V9H107ZM111 10H112V9H111ZM113 10H115V7H114ZM119 10H121V9H119ZM127 10L129 11V9H127ZM140 10H141V9H140ZM152 10H153V9H152ZM154 10H155V9H154ZM159 10H160V9H159ZM188 10H186V11H188ZM216 10H217V11H216ZM221 10H220V11H221ZM231 10H233V9L231 8ZM231 10H229V11H231ZM240 10H237V11H240ZM248 10H249V9H248ZM250 10H254V9H250ZM21 11H20V12L18 11V12L20 13V15H21V13L24 15V13L21 12ZM28 11H29V10H28ZM28 11H27V12H28ZM44 11L41 10L40 13H42V14L45 16L44 13H46V12H44ZM75 11H76V10H75ZM109 11H110V9H109ZM115 11H116V10H115ZM117 11H118V9H117ZM117 11H116V12H117ZM124 11H125V9H124ZM134 11H136V10H134ZM137 11H139V10H137ZM144 11H145V10H144ZM161 11H162V10H161ZM169 11H167V12H169ZM212 11H214V12H212ZM225 11H226V10H225ZM237 11H236V13H237ZM241 11H240V12H241ZM243 11H244V10H243ZM243 11H242L241 14L244 15V18L242 17L244 20L241 18V15H240L239 12H238V13H239V14H238L239 16L235 13V16L237 15L238 17H237V16H236V17L239 18V19H240L241 21H243V22H239V23L236 22V23H235V20H233V22H232L233 24H235L236 26H239V27H241V28L243 27V25L247 26L246 21L248 22V20H247L246 18L249 19L250 13L252 12V11H251V12L249 13V11H247V12L249 13V16H248V13L246 14V12L244 11V12H245V14H244ZM256 11H257V10H256ZM256 11H254V13H253V12L251 13L253 16H254V14H255L254 17L251 16V19H252V18H255L257 23L254 22V19H252V20H253L252 22H251V19H250V21L248 22L249 25L253 24V25H252L253 28H252V26H250V27L252 28V30H251V28H250L249 26H248V27H245V26H244L245 28H244V27H243V28H244L245 30H247L246 28H249V29H248L249 31L251 30V31L249 32V35L247 34L248 37H252V36L256 37L255 39L258 41V44H259V47H258V50H257V53H258V59H259V60H256V61H257V62H258V61H261V63H262V62L264 63V31L260 32V30H264V10L258 11L259 13L256 12ZM24 12H25V11H24ZM27 12H25V14H26ZM48 12H50V11H48ZM48 12H47V13H48ZM53 12H55V10H53ZM65 12H64V13H65ZM81 12H82V11H81ZM90 12H94L93 15H92ZM99 12H98V13H99ZM118 12H119V11H118ZM122 12H123V10H122ZM142 12H143V11H141V13H142ZM233 12H235V9H234ZM255 12H256V13H255ZM0 13H2V12H0ZM47 13H46V14H47ZM51 13H52V11H51ZM56 13H57V12H55V13H53V14H56ZM58 13H59V12H58ZM58 13H57L58 17H59L60 19H64V17L66 18V14H67L68 12L65 13L64 17H63V15H62L63 18H62L61 16H59ZM64 13H63V14H64ZM101 13L103 14V13H105V12H101ZM106 13L108 14V12H106ZM112 13H113V12H112ZM124 13H125V12H124ZM131 13H132V12H131ZM144 13H145V12H144ZM146 13H147V11H146ZM148 13H149V12H148ZM162 13H163V12H162ZM165 13H166V12H165ZM173 13H174V12H173ZM225 13H227V12H225ZM42 14H41V15H42ZM48 14H49V13H48ZM53 14H52V15H53ZM69 14H70V16L72 15V13H69ZM74 14H75V13H74ZM77 14H78V13H77ZM96 14H97V13H96ZM99 14H100V13H99ZM109 14H110V12H109ZM119 14H120V15L122 14L121 11H120ZM126 14H127V13H126ZM155 14H156V13H155ZM175 14H176V13H175ZM175 14H173L174 16H173V15H171V16H173V18H175V19L177 20V19H178V16L181 15L182 13L179 14V15H177V16H176ZM187 14H189V13L187 12ZM190 14H191V13H190ZM190 14H189V15H190ZM227 14H228V13H227ZM229 14H230V13H229ZM1 15H3V13L0 14V17H1ZM50 15H51V14H50ZM50 15H48V16H50ZM67 15H68V14H67ZM91 15H92V16H91ZM97 15H98V14H97ZM97 15L95 16V18L97 17ZM120 15H119V17H120ZM122 15H123V14H122ZM130 15H131V14H129V17H130ZM157 15H158V14H157ZM161 15H163V14H161ZM167 15H168V17L170 16V14H167ZM167 15H163V16L165 17V16H167ZM194 15H195V13H194ZM194 15H193V18H191V17H190L189 19L187 18V19H188L187 21L191 20V22H192V19H193V21H194V20H195L194 18L197 17V16H194ZM213 15L210 16L211 19H213L214 16L216 17V15H218V14H215L214 16H213ZM233 15H234V14H233ZM38 16L40 17V14H38ZM38 16H37V18H38ZM53 16L55 17L56 15H53ZM70 16H67V18H69ZM75 16H76V15H75ZM102 16H104V15H102ZM107 16H108V15H107ZM117 16H118V14L116 15V17H117ZM124 16L126 17V15H124ZM127 16H128V14H127ZM175 16H176V17H175ZM185 16L187 17V15H185ZM190 16H192V15H190ZM218 16L222 19V18H224V17L226 16V14L223 15V17H221L220 14H219ZM218 16H217V17H218ZM246 16H247V17H246ZM10 17H11V16H10ZM10 17H9V18H10ZM41 17H42V16H41ZM58 17H57V18H58ZM80 17H81V18H80ZM99 17H100V16H99ZM99 17H98V18H99ZM119 17H118V18H119ZM121 17H122V16H121ZM145 17H146V16H145ZM168 17H167V18H168ZM186 17H185V18H186ZM203 17H208V16H203ZM203 17H202V18H199V17H198L199 19L197 18V19L195 20V23L192 24V26L195 27V28H194L195 31H194L193 29H191V30H190V29H187V30H186V31H188V30H190V31L193 30V31H194V32H192L191 34L189 33L190 31L187 32V33L189 34V36H188L187 33H186V34H185L184 32L182 33V29H180V30H181V31H180L181 33L179 32V29H177V28L180 26V24H181V26L183 25L182 22H180L179 25H177L175 22H172V23H174V25L176 24L178 27L172 25L174 28H173V27L171 28V27H170V26H171L170 23H169V26H168V24L166 23V21H165V22H164V20L161 21V19L163 18V17H162V18L160 19V21H161L162 23H159V24L162 25L163 22H164V23H166L167 26H168V28H167V26L163 24V27L166 26V30L169 31V32H165L166 35H167V38H169V40H170V41H169V45H168L169 49H167V51H170V50H171V51H173V50L175 51V49H177V48H179L178 50H180V48H183V49L186 50L187 53L183 54L184 51H183V53L180 52L181 54L186 55V56H183L184 58L182 57V59H184L186 62L190 63L191 65H193L192 63H194V64L196 63V64H198V66H199V64H200L203 68H204V66H205V68H206V66L209 65L208 60H209V56H210V55L207 56L208 58H206V57L204 56L207 60H205V59L203 60V58L201 59V58H200L201 56L198 55V54H196L197 51H196V52L194 51L195 49L192 50V49L189 48V46H190V45H189V42H192V43H190V44H193V45H194V42H193V41H195L196 45H198V46L200 45L199 48L202 47V45H204V46H205V50H204V49H203V50L205 51V53H208V51L206 52V50H208V49L206 48V46H207L208 43H210V45H211V44H212L211 42H212V40H214V39H215V42L213 43L214 45H215L216 42H218V41H216V39H217V40L219 39V41L222 40V42H221L222 44H223V40H227V43L230 44V48H231V50H232V47H231V46L234 47L235 44H238L242 39H241V40H238V39H240V38L238 37V36H239L238 34H239V31H241V28H236V26L233 25V27L235 26L236 30L238 29V30H237V31H238V34L235 32L236 34H233V35H232L231 32H229V31H230V30H231V31H235V30H234L235 28L233 29L232 27L229 26V24L231 25V23L227 24V23H225V22H224V23L227 24L228 27H227V25H225V26H226V27L224 26L225 28H224V27H223V28H222V27L217 28V30H222V31L219 32V33H217V34H215V36H213V34H210L211 32L209 31V30L212 29V28L210 27V25H209V23H210L209 20H208L209 17H208V18H203ZM226 17H227V16H226ZM233 17H234V16H233ZM245 17H246V18H245ZM13 18H14V17H12V19H13ZM24 18H25V17H24ZM45 18H46V17H45ZM47 18H48V17H47ZM47 18H46V19H47ZM95 18H94V19H95ZM109 18H111V17H109ZM109 18H106V17L104 18V19H106V20L108 19V22H109V23H106V24L103 23L105 20H104V21H102V20L100 21V20H99V21L102 22V23H98V24H99L98 26H97V24H96L97 29L93 28V29H95L96 31L98 30L96 33L94 32L95 30L92 32V34H87L88 32H86V33L79 32L80 34H81V33H82V34L79 35V36H77L75 39H74L73 36H72L73 39H69V37H68V40H72V41H74V42H73V46H74L76 49L78 48V50H79L80 53H81V57L83 58V61H85V62L88 61V62H92V63H94V62L96 61V59L94 58V57H96V54H95V56H94V54H93L94 51L97 52V50H98V51H99L98 53H102L101 50H99V49L97 48V47L99 46V44L103 45L104 48H106L105 51H106V53L109 54L110 58H111V56L115 55V54L118 52V51H117L118 48H117V46L113 43V41H114V39H116V38L119 37V34H122V33H120V31H119V33L116 31V30H117V27H118V26H116L117 23H118V22H117V18H116L115 20H114L113 18H111V19H109ZM114 18H115V17H114ZM127 18H128V17H127ZM132 18H133V17H132ZM134 18H136V17H134ZM167 18H165V20H166ZM185 18H184V19H185ZM210 18H209V19H210ZM14 19H15V18H14ZM41 19H42V18H40V21H41ZM48 19H52V18L49 17ZM48 19H47V20H48ZM53 19H55V18H53ZM70 19H71V17H70ZM119 19H120V18H119ZM136 19H138V18H136ZM142 19H143V18H142ZM142 19H141V20H138L139 22H137L136 25H139V23H140V21H142ZM146 19H147V17H146ZM148 19H149V18H148ZM151 19H153V18H151ZM154 19H155V17H154ZM169 19H170V18H169ZM169 19H168V20H169ZM171 19H172V18H171ZM179 19H180V21H182V19H181L180 17H179ZM214 19H215V18H214ZM214 19H213V20H214ZM221 19H220V21L224 20L225 18L222 19V20H221ZM234 19H235V17H234ZM20 20H21V19H20ZM20 20H19V22L22 21V20H21V21H20ZM24 20H25V19H24ZM29 20H30V19H29ZM31 20H32V19H31ZM36 20H37V19H36ZM36 20H35V21H36ZM38 20H39V19H38ZM56 20H57V19H56ZM56 20H55V23L57 22ZM58 20H59V19H58ZM65 20H66V19H65ZM65 20H64V21H65ZM68 20H69V19H68ZM97 20H98V19H96V22H97ZM157 20H158V19H157ZM168 20H167V22H168ZM217 20H218V18L215 19L214 21H215V23L218 24L219 21L216 22ZM240 20H238V21H240ZM245 20H246V21H245ZM4 21H5V20H4ZM10 21H11V20H10ZM43 21H44V20H43ZM45 21H46V20H45ZM48 21H49V20H48ZM50 21H51V20H50ZM53 21H54V20H52V22H51L52 24H51V23H48V24H49V25H53V24H54ZM59 21H61V24H62V25H61V24H60V25H61V27H62L64 21H63V22H62V20H59ZM59 21H58L57 23H60ZM85 21H86V22H85ZM120 21H121V20H120ZM122 21H123V20H122ZM126 21L128 22L129 20H126ZM135 21H136V20H135ZM135 21H134V22H135ZM150 21H151V20H150ZM150 21H148V22H150ZM155 21H156V20H155ZM187 21H186V22H187ZM210 21H211V20H210ZM214 21H212L211 23H213ZM230 21H232V20H230ZM24 22H25V21H24ZM26 22L28 23V20H27ZM41 22H42V21H41ZM41 22H40V23H41ZM96 22H95V23H96ZM124 22H125V21L121 22L122 25H123ZM146 22H147V20H146ZM146 22L144 23L145 25H146ZM151 22H154V21H151ZM156 22H157V21H156ZM191 22H190V23H191ZM250 22H251V23H250ZM253 22H254V23H253ZM5 23H6V22H5ZM5 23L3 24L4 29H6V27H5L6 25H5ZM7 23H8V22H7ZM7 23H6V24H7ZM30 23H31V21H30ZM32 23H33V25H34V22H32ZM38 23H39V21H37V25H39ZM42 23H43V22H42ZM70 23H72V21H71ZM89 23H90V22H89ZM91 23H90V24L87 23V26H86V27H90L89 30L92 29L91 26H92L93 24L91 25ZM114 23H116V24L114 25ZM119 23H120V22H119ZM119 23H118V24H119ZM131 23H132V20H131ZM154 23H155V22H154ZM177 23H178V21H177ZM190 23H189V24H190ZM219 23H221V22H219ZM9 24H10V22L8 23V26L10 27ZM11 24H12V23H11ZM21 24H22V23H21ZM23 24L26 25V23H23ZM28 24H29V23H28ZM43 24H44V23H43ZM43 24H42V25H43ZM46 24H47V23H45L43 26L40 25L41 27H43V30L45 29L44 26H45ZM65 24H66V23H65ZM72 24H73V23H72ZM107 24H109V25H107ZM125 24H126V22H125ZM142 24H143V23H142ZM144 24H143V26L140 25V26L143 27V28H141L140 26H139V28H140V29H144ZM147 24H148V23H147ZM189 24H188V25H189ZM194 24H195V26H194ZM222 24H223V21H222ZM222 24H221V25H222ZM18 25H19V24H18ZM25 25H24V26H25ZM31 25H32V24H31ZM56 25H57V24H56ZM68 25H69V23H68L67 25H64V26H68ZM122 25H121V26H122ZM127 25H129V22H128ZM130 25H131V24H130ZM130 25H129V26H130ZM149 25H150V23H149ZM153 25L155 26V28L153 27ZM153 25H152L151 27H150V26H147V27H148L147 29L149 30V27H150V30H149V31H151V29L153 30V28H154L153 31H155V29L157 28L156 26H158L159 28L161 27V29H157V31H155V33H156V32L158 33V34H156V35H159V34H160V33H159V30H162V26H161V25H158V22H157V24L155 23V24H153ZM185 25H186V24H185ZM185 25H183V26H185ZM190 25H191V24H190ZM190 25H189V26H190ZM211 25L213 26V24H211ZM214 25H216V24H214ZM223 25H224V24H223ZM223 25H222V26H223ZM240 25H241V26H240ZM8 26H7V27H8ZM12 26L14 27L13 24H12ZM16 26H17V25H16ZM21 26H23V25H21ZM21 26H20V27H21ZM24 26H23V27H24ZM34 26H35V25H34ZM34 26L32 27L33 29H35ZM40 26H38V28H39ZM58 26H59V25H58ZM58 26H57V28H58ZM64 26H63L62 28H64ZM115 26H116V27H115ZM121 26H120V27H121ZM131 26L133 27V25H131ZM134 26H135V25H134ZM181 26H180V28H181ZM189 26H188V27H189ZM218 26H219V24H218ZM231 26H232V25H231ZM20 27L17 26L16 28H20ZM27 27H28V26H27ZM61 27H60V30L62 29ZM69 27H70V26H69ZM94 27H95V26H94ZM152 27H153V28H152ZM176 27H177V28H176ZM186 27H187V25L185 26V28H186ZM188 27H187V28H188ZM10 28H11V27H10ZM25 28H26V27H25ZM25 28H24V29H25ZM38 28H37V29H38ZM47 28H48V27L46 26V29H47ZM57 28H56V29H57ZM115 28H116V29H115ZM122 28H123V27H122ZM122 28H120V29L122 30ZM124 28H125V27H124ZM126 28H127V26H126ZM128 28H129V27H128ZM128 28H127V29H128ZM175 28L177 29L178 33H177V32H174V31H175V30H174V31H173L174 34H171V33H172L171 30H173V29H175ZM185 28H184V29H185ZM228 28H229V29H228ZM230 28H231V29H230ZM11 29H12V28H11ZM39 29L42 30V28H39ZM49 29H50V30H53V28L51 29V26L49 27ZM49 29H48V30H49ZM64 29H65V28H64ZM86 29H87V28H86ZM93 29H92V30H93ZM127 29H126V30H127ZM130 29H131V28H130ZM130 29H129V30H130ZM232 29H233V30H232ZM239 29H240V30H239ZM256 29H257L259 32H258V34L254 33V34H256V35H253L251 32H254L253 30L257 31ZM7 30H8V28H7ZM9 30H10V29H9ZM19 30H20V29H19ZM26 30H27V29H25L24 32H25ZM35 30H36V29H35ZM89 30H88V31H89ZM110 30H111V31H110ZM112 30H115V31H112ZM138 30H139V29H138ZM166 30H165V31H166ZM196 30H197V31H196ZM199 30H201V31H199ZM212 30H216V29H214V27H213ZM224 30H229V31H224ZM242 30H243V29H242ZM29 31H30V30H29ZM29 31H28V34L30 33L31 35H33V36H31V35L29 34L30 37H31L32 39L36 38L37 35H38V38L40 37L39 34H38L39 31L35 33V31L32 30L35 34L29 32ZM69 31H70V30H69ZM133 31H134V29H133L132 31H130V32H133ZM145 31H146V30H145ZM153 31H152V33H148V36H146V35L143 33V34L146 36V39L144 40V39L142 38L144 42L142 41L143 43H141V44H139V43H140L139 40H136V41H138V42H136V44H137V43L139 44V46H138V50H139V53H142V57H140V58H143L145 55H148V56H149V57H148V60H149V58H150L152 61H153V59H154V61H157V62L160 64L161 60L159 59V57H157V55H158V52H157V51H158V45H159L158 41H159V40H157V36L153 33ZM170 31H171V32H170ZM18 32H20V31H18ZM24 32H23V34H22V33H21V34L24 35ZM40 32H42V31H40ZM65 32H67V30H66ZM84 32H85V31H84ZM90 32H91V30H90ZM122 32H123V31H122ZM124 32H125V31H124ZM134 32H138V31L135 30ZM134 32L132 33V35L128 32V33L132 36V38H131V36H129V37L131 38V40L129 39L131 42H132L133 39H134L133 41H135V37L133 38V34H134ZM142 32H143V31H142ZM160 32H161V31H160ZM212 32H214V31H212ZM242 32H243V31H242ZM242 32H240V35H241ZM26 33H27V32H26ZM79 33H78V34H79ZM93 33H95V34H93ZM165 33H164V34H165ZM243 33H244V32H243ZM243 33H242V34H243ZM16 34H17V33H16ZM53 34H56V33L53 32ZM60 34H61V33H60ZM64 34H65V33H64ZM64 34H63V35H64ZM70 34H71V33H70ZM123 34L125 35V34H127V33H123ZM123 34H122V36H123ZM139 34H141V33L138 32V34L136 35V36H137V37H136L137 39H139V37H138V36H140ZM143 34H141V36H142ZM184 34L187 35L188 37H187V36H184ZM19 35H20V33H19ZM41 35H42V34H41ZM46 35H48V33H47V34L45 33V36L42 35V37L45 38ZM49 35H50V33H49ZM49 35H48V36H49ZM75 35H76V34H75ZM75 35H74V36H75ZM134 35H135V34H134ZM144 35H143V36H144ZM237 35H238V36H237ZM244 35H245V34H243V36H244ZM20 36H21V35H20ZM24 36H25V35H24ZM27 36H28V35H27ZM57 36H58V33L56 34V40H57V38H58V40H59V37H60V36H58V37H57ZM65 36H66V35H65ZM126 36H128V35H126ZM159 36L162 37L161 35H159ZM234 36H235V38H234ZM236 36L238 37V39H237ZM4 37H5V39H7L6 36H4ZM4 37H3V38H4ZM14 37H17V36L15 35ZM25 37H26V36H25ZM28 37H29V36H28ZM28 37H27V38H28ZM42 37H40V39H41ZM50 37H52V34H51ZM53 37H54V36H53ZM63 37H64V36H63ZM63 37H62V38H63ZM70 37H71V36H70ZM160 37H159V38H160ZM185 37H186V38H185ZM189 37H191L193 41H191V38H190V41H188L187 38H189ZM212 37H213L214 39H213ZM240 37H241V36H240ZM254 37H253L252 39H254ZM18 38H20V37H18ZM18 38L16 39L17 41H18ZM22 38L24 39V37H22ZM27 38H25V39H27ZM31 38H30V39H31ZM38 38H36V39H34V40L36 41ZM165 38H166V37H165ZM170 38H171V39H170ZM258 38H259V39H258ZM32 39H31V40H32ZM45 39H46V38H45ZM122 39H123V38H122ZM122 39L120 40V42L122 41ZM211 39H212V40H211ZM250 39H251V38H250ZM7 40H9V38H8ZM13 40H14V39H13ZM21 40H22V39H21ZM34 40H32V41H33V44L35 43ZM43 40H44V39H43ZM52 40H53V38H52ZM61 40H62V39H60V41H58V42H61ZM63 40H64V39H63ZM165 40H166V39H165ZM236 40L238 41L237 43H236ZM247 40H248V39H247ZM0 41H2V40L0 39ZM4 41H5V40H4ZM17 41H16V42H17ZM23 41H25V40H23ZM46 41H47V40H46ZM46 41H44V42L46 43ZM66 41H67V40H66ZM124 41H126V39H125ZM127 41H128V38H127ZM209 41H211V42H209ZM250 41H251V40H250ZM252 41H253V40H252ZM28 42H29V40H28ZM30 42H31V41H30ZM52 42H53V41H52ZM58 42H56V43H58ZM68 42H70V41H68ZM206 42H207V43H206ZM246 42H248V41H246ZM246 42H245V43L243 42V43L245 44V46L247 45ZM1 43H2V42H1ZM22 43H23V42H22ZM25 43H26V45H27V41L24 42V46H23L24 48L27 49L28 47H30V46L25 47ZM53 43H54V42H53ZM65 43H66V42H65ZM121 43H122V42H121ZM121 43H120V45H121ZM124 43H125V42H124ZM218 43H219V42H218ZM243 43L241 42L240 45L243 44ZM3 44H4V43H3ZM16 44H17V45L19 44V47H22V46H20V43H16ZM28 44H30V43H28ZM47 44H48V43H47ZM131 44H132V43H131ZM131 44H129V47H126V46H124V47H126V48H130V47H131ZM161 44H162V43H161ZM205 44H206V45H205ZM222 44H221V48L223 47ZM8 45H9V44H8ZM17 45H16V46H17ZM50 45H51V44H50ZM68 45H69V44H68ZM101 45H100V46H101ZM120 45H119V46H120ZM133 45H135V43L132 44V49L130 48V50H131V51H132L133 49H134V50H135V49L137 50V48H135L137 45H135L134 48H133ZM218 45H219V44H217V48H219V46H220V45H219V46H218ZM238 45H239V44H238ZM238 45H237V46H238ZM240 45H239V46H240ZM36 46H37V45H36ZM36 46H35V47H36ZM54 46H55V45H54ZM58 46H60V45H58ZM70 46H72V44H71ZM73 46H72V47H73ZM161 46H162V45H161ZM247 46H249V45H247ZM247 46H246V49H244V50H248V47H247ZM251 46H252L251 48H253V45H252V44H251ZM2 47H3V46H2ZM7 47H8V46H7ZM60 47H61V46H60ZM62 47H63V46H62ZM62 47H61V49H62ZM163 47L166 48V44H164ZM168 47H167V48H168ZM196 47H197V46H196ZM208 47H209V45H208ZM210 47H211V46H210ZM210 47H209V50H210ZM30 48H31V51H28V52H29V54L32 56L31 52H32V48H34V47H32V44H31V47H30ZM55 48H56V47H55ZM57 48H58V47H57ZM102 48H103V47H102ZM197 48H198V47H197ZM199 48H198V49H199ZM230 48H228L227 51L230 52V51H231V50H229ZM239 48H240V47H239ZM241 48L243 49V45H242ZM5 49H6V48H5ZM5 49H4V50H5ZM8 49H9V48H8ZM26 49H25V50H26ZM35 49H36V48H35ZM66 49H67V48H66ZM120 49H122V48H120ZM198 49H197V50H198ZM212 49H213V50H214V49L216 50V47L214 46V48H213V46H212ZM225 49H226V48H225ZM225 49H220V52H222V50L225 51ZM236 49H238V48H235V50H236ZM242 49H241V50H242ZM27 50H30V49H27ZM130 50H129V51H130ZM161 50H165V51H166V49H162V47L159 49V51H161ZM215 50H214V51H215ZM218 50H219V49H217V51H218ZM233 50H234V48H233ZM238 50H239V49H238ZM244 50H243V51H244ZM253 50L256 51L255 48H253ZM253 50H252V51H253ZM19 51H20V50H19ZM33 51L35 52L36 50L33 49ZM58 51H59V50H58ZM63 51H64V50H62V52H63ZM91 51H93V52L91 53V54L93 55V58H92V56H91V54H90ZM126 51H127V50H126ZM171 51H170V52H171ZM174 51H173V52H174ZM201 51H202V50H201ZM204 51H203V52H204ZM214 51L211 50L210 53L213 52V54H215V53L217 52V51H215V53H214ZM236 51H237V50H236ZM243 51H241V52L243 53ZM248 51L251 53L250 50H248ZM248 51H246V52H248ZM254 51L252 52L253 54L256 53V52H254ZM28 52H26L27 55H26V54H25V55L27 56V58H30L31 56L28 54ZM34 52H32V53H34ZM76 52H77V50H76ZM87 52H89V55H90V56L87 54ZM96 52H95V53H96ZM119 52H120V51H119ZM127 52H128V51H127ZM134 52H135V51H134ZM134 52H133V53H134ZM136 52H137V51H136ZM136 52H135V53H136ZM199 52H200V51H199ZM229 52H226V53H224V54L227 55V53H229ZM231 52H234V51H231ZM238 52H239V51H238ZM238 52H236V53H238ZM249 52H248V56L250 55ZM1 53H3V54H2L3 56L6 55V54H4L5 52H1ZM36 53H37V52H36ZM64 53H65V52H64ZM64 53H63V54H64ZM68 53H69V51L67 52V54H68ZM73 53H74V52H73ZM77 53H78V52H77ZM121 53H122V51H121ZM130 53H131V52H130ZM130 53H129V54H130ZM159 53H160V52H159ZM161 53L163 54V52H161ZM180 53H179V55H180ZM242 53H241V54H242ZM252 53H251V55H252ZM257 53H256V54H257ZM7 54H8V53H7ZM34 54H35V53H34ZM60 54H62V53H60ZM63 54H62V55H63ZM102 54H103V53H102ZM108 54H107V55H108ZM118 54H119V53H118ZM127 54H128V53H127ZM164 54H165L166 56L168 55V57L170 56V55H169L170 53H169V54L164 53ZM202 54H204V53H202ZM213 54H212V55H213ZM241 54H239V55H241ZM245 54H246V53H245ZM245 54H243L244 57L247 58V59L250 58V59H249V62H250V64H253V63H251V61H250V60H252V58H251L252 56H249V57H248V56H246ZM256 54H254L253 56L255 57ZM28 55H29V57H28ZM71 55H73V54H70V56H71ZM86 55H87L89 58H88ZM98 55H99V54H98ZM123 55H124V53H123ZM123 55H121V56L124 57ZM130 55H131V54H130ZM134 55H135V54H134ZM134 55H132V56H134ZM226 55L224 56V58H225V59L229 58V57H227ZM230 55H231V54H230ZM232 55H234V56L232 57V59H233V58L235 57V54H232ZM236 55H237V54H236ZM239 55H237V56H239ZM3 56H2V57H3ZM11 56H12V55H11ZM52 56H53V55H52ZM103 56H104V54H103ZM116 56H117V54H116ZM121 56H120V58H121ZM140 56H141V55H140ZM199 56H200V57H199ZM213 56H215V57H211V58H214V61H215V62L217 61L216 63H218V61H219V60H218V57H216V55H213ZM241 56H242V55H241ZM36 57H37V55H36ZM36 57H35V58H36ZM53 57H54V56H53ZM68 57H69V55H68ZM79 57H80V56H79ZM81 57L79 58V60H81ZM107 57H108V56H107ZM113 57H114V56H113ZM118 57H119V56H118ZM129 57H131V56H129ZM129 57H126V58L128 59ZM135 57H136V56H135ZM176 57H178V56H176ZM226 57H227V58H226ZM230 57H231V56H230ZM242 57H243V56H242ZM244 57H243V58H244ZM4 58H7V56H6V57H3V58H1V59H4ZM25 58H26V57H25ZM57 58H58V57H57ZM116 58H117V57H116ZM126 58H125V59H126ZM140 58H139V60H140ZM146 58H147V57H146ZM155 58H156V60H155ZM162 58L164 59L165 57L163 56ZM162 58H161V59H162ZM171 58H172V57H171ZM219 58H222V60L224 59L221 55H220ZM240 58H241V57H240ZM11 59H12V58H11ZM11 59L9 60V56H8V58L6 59V61H8V62L11 63ZM30 59H31V61H32V57H31ZM36 59H38V58H36ZM55 59H56V58H55ZM55 59H54V60H55ZM122 59H123V58H122ZM143 59H144V58H143ZM143 59H141V60H143ZM157 59L160 60V61H158ZM172 59H175V58H172ZM177 59H178V58H177ZM182 59H180V60H182ZM237 59L239 60V58H237ZM237 59H236V57L233 59V60H234V63H233V61L231 60V58H230V60H231L232 62H231L229 59H227L226 62L229 61V62L231 63V65H230V64H227V65L232 66V65H234V64H237V65L240 64V68H241V69H242V67L245 68L244 66L247 65L246 68H245L246 70H247V68H248L249 66H251V68H252V65H250L249 62H247V61H248L247 59H243V63H244V62H245V63H248V64H244V66H242V63H239V62L237 63ZM254 59H256V58H253V60H254ZM56 60H57V59H56ZM69 60H70V59H69ZM111 60H112V59H111ZM123 60H124V59H123ZM151 60H150V61H151ZM166 60H167V59H166ZM184 60H182V63L185 62ZM210 60H212V59H210ZM210 60H209V62H210ZM235 60H236V63H235ZM253 60H252V62H253ZM4 61H5V60H4ZM57 61H59V60H57ZM126 61H127V60H126ZM136 61H137V60H136ZM143 61L145 62V63L142 62L143 65L146 64L145 59H144ZM154 61H153V62H154ZM162 61H163V60H162ZM170 61H171V63H170V62H169V63H170L171 66H172V61H175V60H170ZM214 61H213L212 64H214ZM220 61H221V60H220ZM223 61H224V60H223ZM240 61H241V59H240ZM8 62H7L6 64H7V66L9 67ZM27 62H28V61H27ZM59 62H60V61H59ZM78 62H79V61H78ZM96 62H97V61H96ZM123 62H124V61H123ZM132 62H134V61H131V63H132ZM138 62H139V61H138ZM176 62H177V61H176ZM178 62H181V61H178ZM211 62H212V61H211ZM221 62H222V61H221ZM221 62H220V63H221ZM226 62H225V63H226ZM229 62H227V63H229ZM1 63H2V62H1ZM54 63H55V62H54ZM80 63H81V62H80ZM92 63H91V64H92ZM140 63H141V62H140ZM142 63H141V64H142ZM147 63H149V61H147ZM150 63H151V62H150ZM161 63H162V62H161ZM163 63H164V62H163ZM163 63H162V65H163ZM169 63H168L167 68L169 67ZM232 63H233V64H232ZM258 63H260V62H258ZM263 63H262V64H263ZM6 64H5L4 66H6ZM18 64H19V63H18ZM24 64H26L25 61H24L23 65H19L21 69L24 68V67H23V68L21 67V66H25ZM31 64H32V63H31ZM71 64H72V62H71ZM74 64L78 67V65H77L76 63H74ZM88 64H90V63H88ZM97 64H98V63H97ZM125 64H127V63H125ZM129 64H130V62H129ZM153 64H155V62L151 64L152 67H154ZM173 64H174V62H173ZM190 64L188 65L187 63H185V64L183 63V64H181V65H182L181 67H183L184 65H186V66L188 67V66H190ZM196 64H195V66H196V69H197V65H196ZM207 64H208V65H207ZM210 64H211V63H210ZM218 64H219V63H218ZM218 64H217V65H218ZM262 64H261V65H262ZM26 65L28 66V64H26ZM75 65H74V66H75ZM127 65H128V64H127ZM143 65H140V66H142V69L144 68ZM148 65H149V64H148ZM151 65H150V66H151ZM155 65H156V64H155ZM157 65H158V64H157ZM221 65H222V64H221ZM223 65H224V64H223ZM248 65H249V66H248ZM17 66H18V65H17ZM43 66H44V65H43ZM47 66H48V65H47ZM69 66H71V65H69ZM83 66H84V65H83ZM83 66H82V67H83ZM89 66H90V65H89ZM134 66H135V65H134ZM144 66H145V65H144ZM159 66H160V65H159ZM159 66H158V67H159ZM171 66H170V67H171ZM174 66H175V65H174ZM193 66H194V65H193ZM193 66H191V67H192V68H191V71L188 70V73H187V74H184V75H188L190 72H191L190 74H192V69L194 68ZM201 66H199V67H201ZM218 66L221 67L220 64H219ZM218 66H216L215 68H213L214 66H212V68L215 69V71L217 70L218 73L220 74V72H219V70H218V69H219ZM234 66L236 67V65H234ZM241 66H242V67H241ZM253 66H254V64H253ZM262 66H263V65H262ZM262 66H261V68H262ZM0 67H1V66H0ZM77 67H75V68H77ZM79 67H81V66H79ZM82 67H81V68H82ZM93 67H94V66H93ZM145 67H147V66H145ZM155 67H156V66H155ZM158 67H156L157 70H156L155 68H152V69H154L155 72L157 71L159 75H161V74L164 75V73H165V75H166L167 73H169V75L172 74V73H170V71L172 72V70L169 71L170 68L167 69L168 71L165 70V72H163L164 69H166V66H165L164 69L162 68L163 71L160 69V70L163 72V73L160 74L161 71H159ZM161 67H162V66H161ZM163 67H164V65H163ZM184 67H185V66H184ZM187 67H186V68H187ZM199 67H198V69H199ZM208 67H209V70H211V65H209ZM208 67H207L206 69H204V71L207 70ZM235 67H234V68L231 67V70H233V69L236 70L237 67H236V68H235ZM238 67H239V65H238ZM254 67H255V66H254ZM258 67H259V66H258ZM258 67H256V68H257L256 70H259V72H262V71L264 70V67H263V70H262V71H260L261 69H259ZM17 68H18V67H17ZM26 68H28V67H26ZM66 68H67V67H66ZM68 68H69V67H68ZM72 68H73V67H72ZM72 68H71V69H72ZM91 68H92V67H91ZM96 68H97V67H96ZM140 68H141V67H140ZM148 68H149V67L146 68V69H147L146 71H147V72L149 71V72H148L149 74H148V73H146V74L144 73L145 76H142V75L140 76V77L142 78V80H143V78H144V80H145L147 83H149V81H151L150 79L153 78L152 76H155V74H156V73L154 74V72H153V74H154V75H153L152 72L150 71L151 68H150L149 70H148ZM172 68H173V67H172ZM176 68H177V67H176ZM178 68H180V67L178 66ZM203 68H202V69H203ZM223 68H224V67H223ZM11 69H12V68H11ZM18 69H19V68H18ZM18 69H17V70H18ZM21 69H20V70H21ZM24 69H25V68H24ZM24 69H23V70H24ZM29 69H30V68H29ZM29 69H28V70H29ZM137 69L139 70V68H137ZM180 69H182V68H180ZM180 69H179V70H180ZM198 69H197V70H198ZM226 69H229V68H226ZM23 70H21V71H23ZM49 70H50V69H49ZM92 70H93V69H92ZM133 70H134V69H133ZM179 70H177L178 72L176 73V74H177L176 77L179 75V74H178V73H179ZM193 70H194V69H193ZM199 70H200V69H199ZM209 70H208V71H209ZM229 70H230V69H229ZM235 70H234V71H235ZM238 70H239V68H238ZM249 70H253V69H249ZM249 70H247V71H249ZM24 71H26V69H25ZM146 71H145V72H146ZM166 71H167V72H166ZM174 71L176 72V70H173V72H174ZM183 71H184V69H183ZM201 71H203V70H200L199 72H200L201 74H203V75L205 74L204 76L206 77V76H209V74H207V73H212V71H214V70H211V71H209V72L206 71L207 73H205L204 71H203V72H201ZM217 71H216V72H217ZM221 71H224V70H221ZM247 71L244 72V73H242L243 71H241V72L238 71V73L240 74V76H243V75H241V73H242V74H247ZM253 71L255 72V75H258V76H259V74H260L259 72L256 74L257 71H255V70H253ZM18 72H20V71L18 70L17 72H15V73H16V76H17V74H18V76H19V73H18ZM27 72H28V71H27ZM76 72H77V71H76ZM85 72H86V71H85ZM100 72H101V71H100ZM140 72H141V71H140ZM143 72H144V71H143ZM143 72H142V73H143ZM150 72H151V73H150ZM181 72H182V70H181ZM186 72H187V71H186ZM194 72H195V70H194ZM199 72H197V73H199ZM216 72L214 73L215 76H216V79L211 78V79H212V82H213L214 80H217L218 82H219V80H222V79H220L221 76H220V78L218 77L219 79H217V74H218V73H216ZM15 73H14L12 76L16 78V76H14ZM23 73H24V72H23ZM32 73H34V72H32ZM63 73H64V72H63ZM78 73H79V72H78ZM104 73H105V72H104ZM119 73L122 74V73H123V70H118V71H116V70H115V71H114V70H110V71H108L107 73H105V74H106L105 78L102 79V81L100 82V88H101V90H100L99 92H97L96 95L98 96V93L102 95V93H104V92H105L106 90H108V89H109V91L111 92V90H112L113 88H115V87H113V85H114L115 83H116V84H115L116 87H117L118 90H120V92H121V91H122L121 89H122L123 87H120V86L118 85V79H119L120 77H122V76H119V75H120ZM128 73H129V72H128ZM137 73H138V71H137ZM183 73H184V72H183ZM200 73H199V74H200ZM223 73H224V72H222V74H223ZM235 73H236V72H235ZM249 73H250V72H249ZM251 73L253 74L252 76H254V73H253L252 71H251ZM25 74H26V73H25ZM25 74H24V75H25ZM37 74H38V73L36 72V74H34V76L37 75ZM61 74H62V73H61ZM105 74H104V75H105ZM132 74H134V72H133ZM190 74H189V75H190ZM199 74H196V75L198 76ZM201 74H200L199 76L203 77ZM206 74H207V75H206ZM219 74H218V75H219ZM261 74H262V73H261ZM263 74H264V71H263ZM263 74H262V75H263ZM45 75H46V74H45ZM49 75H50V74H49ZM49 75H48V76H49ZM53 75H54V74H53ZM122 75H123V74H122ZM125 75H126V74H125ZM129 75H131V74H129ZM139 75H140V74H139ZM163 75H162V77H163ZM194 75H195V73H194ZM227 75H228V74H227ZM232 75H233V73H232ZM232 75H231V77H232ZM237 75H238V74H237ZM237 75H236L235 77H237ZM250 75H251V74H250ZM262 75H261V76H262ZM156 76H157V78H156V81H157V79H158L159 76H158V75H156ZM156 76H155V77H156ZM179 76L182 77L181 74H180ZM191 76H192V75H191ZM210 76H211V75H210ZM210 76H209L208 78H210ZM215 76L212 74V77H215ZM222 76H223V75H222ZM246 76H247V77H245L244 80H245L246 78L248 79V77H249L248 75H246ZM258 76H257V77H258ZM20 77H21V76H20ZM20 77H17V78L20 79ZM27 77H30L29 74H27ZM59 77H61V76H59ZM131 77H133V76H131ZM138 77H139V76H138ZM162 77H160L159 79H162V80H163ZM171 77H172V75H170L169 77H168V75H167V78H166V76H165L166 79L170 78L169 80L173 81V80L171 79ZM224 77H227V76H224ZM257 77H255V78L253 77L254 79H256V81L253 80V82L256 83L257 81H260V82H258V83H259V84L261 83L262 86H261L260 88H261V91H262V87L264 86V84H262V80H258ZM259 77H260V76H259ZM17 78H16V79H17ZM21 78H22V77H21ZM43 78H44V77H43ZM72 78H73V77H72ZM74 78H75V76H74ZM123 78H124L125 80L127 79V77L125 78L124 75H123ZM129 78H130V76H129ZM165 78H164L163 81L166 82V79H165ZM172 78H173V77H172ZM178 78H179V77H178ZM189 78H190V76H189ZM194 78H195V77H194ZM206 78H207V77H206ZM232 78H234V77H232ZM249 78H250V77H249ZM251 78H252V77H251ZM251 78L249 79V80H250L249 82L252 81ZM16 79H15V82H17ZM18 79H17V80H18ZM29 79H30V78H29ZM37 79H38V78H37ZM139 79H140V78H139ZM159 79H158V80H159ZM173 79H175V78H173ZM183 79L185 80L186 77L183 78ZM191 79H192V78H191ZM195 79H196V78H195ZM225 79H227V78H225ZM247 79H246V80H247ZM259 79H260V78H259ZM261 79H262V78H261ZM46 80H47V79H46ZM48 80L50 81V79H48ZM52 80H54V78H52ZM52 80H51V81H52ZM100 80H101V79H100ZM119 80H120V79H119ZM132 80H133V83H134V80H135V79H132ZM152 80H154V81H153V84H154V82H155V78H153ZM196 80H197V79H196ZM208 80H210V79H208ZM241 80L243 81V78H242V77H241ZM20 81H21V80H20ZM58 81H59V80H58ZM81 81H82V80H81ZM129 81H130V80H129ZM136 81H137V80H136ZM163 81H162V82H163ZM171 81H170V82H171ZM174 81H175V80H174ZM174 81H173V82H174ZM177 81H178V80H177ZM177 81H176V83H178V85H183V84H180L181 82H177ZM186 81H187L186 83H187L188 85H191V86H193V85L195 86V85H196V86H197V87L195 86L196 88H198V83H199V85H200L201 83L204 84V83L208 82V81H204V80H202V81H204V83H203V82H200V81H201V80H200V81L197 82V83H193V84H191V83H188V82H189L188 80H186ZM227 81L230 82L229 77H228ZM232 81H233V80H232ZM235 81H237V79H235ZM235 81H234V82H235ZM242 81H241V82H242ZM247 81H248V80H247ZM263 81H264V79H263ZM18 82H19V80H18ZM22 82H23V81H22ZM26 82H28V81H26ZM26 82H25V83H26ZM29 82H30V81H29ZM31 82H33L32 78H31ZM54 82H56V81H54ZM64 82H65V81H64ZM138 82H139V81H138ZM140 82H141V81H140ZM140 82H139V83H140ZM160 82H161V81H160ZM162 82L160 83V87H159V89H161L162 84H164V82H163V83H162ZM191 82H193V81H191ZM194 82H195V81H194ZM210 82H211V80H210ZM212 82H211V83H212ZM215 82H216V81H215ZM241 82H240V83H241ZM249 82H248V83H249ZM3 83H4V82H3ZM48 83H49V82H48ZM52 83H53V82H52ZM58 83H59V82H58ZM139 83H138V84H139ZM176 83H175V84H176ZM182 83H183V82H182ZM186 83H185V84H186ZM225 83H227V82H225ZM232 83H233V82H232ZM232 83H231V84H232ZM237 83H238V84H237L236 86H235V85H234V86L238 88V91H241L242 89L244 90V88H243L242 86H243V84L246 85V83H244V82L241 83L242 86H241V84H240V87H239V81H238ZM254 83L251 82L250 85L252 86V84H254ZM29 84H30V83H29ZM31 84H32V83H31ZM53 84H54V83H53ZM53 84H52V86H53ZM61 84H62V83H61ZM72 84H73V83H72ZM130 84H131V83H130ZM150 84H151V83H150ZM153 84H152V85H153ZM157 84H159V82H157ZM157 84H155V85L157 86ZM165 84H166V83H165ZM185 84H184V85H185ZM215 84H216V83H215ZM215 84H214V87H215ZM217 84H218L217 86H219L220 82L217 83ZM223 84H224V82H223ZM0 85H1V84H0ZM39 85H40V84H39ZM59 85H60V83H59ZM115 85H114V86H115ZM131 85H132V84H131ZM152 85H151V87H154V86H152ZM167 85H168V84H167ZM167 85L163 86L162 89H163L164 87H166ZM184 85H183V86H184ZM207 85H208V84H207ZM220 85H222V84H220ZM227 85H229V84H227ZM227 85H226V86H227ZM250 85H247L248 88L250 87L251 89H253V88H254V85H253V88H252ZM256 85L258 86L257 83H256ZM26 86H28V83H27ZM40 86H41V85H40ZM43 86H45L44 83H43ZM46 86H47V85H46ZM46 86H45V87H46ZM60 86H61V85H60ZM168 86H169V85H168ZM183 86H181L182 88H181L180 86H179V87L183 90V89L185 88V87L183 88ZM186 86H187V85H186ZM208 86H209V85H208ZM212 86H213V85H212ZM212 86H211V84H210L211 89H212ZM231 86H232V85H231ZM28 87H29V86H28ZM32 87H33V84H32ZM32 87H31V88H32ZM49 87H50V86H49ZM49 87H48V88H49ZM62 87H63V86H62ZM66 87H67V86H66ZM110 87H111V90H110ZM112 87H113V88H112ZM137 87H138V86H137ZM143 87H145V86L143 85ZM143 87H142V89H145V88H143ZM147 87H148V86H147ZM151 87H150V88H151ZM172 87H174V86H172ZM172 87H171V89H172ZM179 87H178V88L176 87V88H177V91L174 90V93H175V94H176L178 91H179V92H180V91L182 92V90H178V89H180ZM204 87H205V84L203 85V90L206 89L205 91H207L208 88H204ZM223 87H225V86H222V87L219 86V88H223ZM227 87H228V86H227ZM235 87H233V88H235ZM241 87H242V88H241ZM48 88H47V89H48ZM53 88H54V86H53ZM67 88H68V87H67ZM125 88H126V87H125ZM132 88H133V87H132ZM138 88H139V87H138ZM176 88H175V89H176ZM188 88H190V86H188ZM200 88L202 89V86H200L199 89H200ZM228 88H230V87H228ZM228 88H227V90H228ZM240 88H241V89H240ZM248 88H247V89H248ZM250 88H249L248 90H244V92H243V90H242V92H243L242 94L245 95V98L242 99L243 102H244V101L246 102V100H248V98H249L254 92L257 93V91H258L257 88L255 87V91L252 92L251 95H249V94H250L249 92H251V91H249ZM260 88H259V86H258V89H260ZM55 89H56V88H55ZM69 89H70V87H69ZM69 89H67V90H69ZM115 89H116V88H115ZM162 89H161V90H158L159 93H163ZM165 89H166V88H165ZM171 89H170V90H171ZM185 89H187V88H185ZM190 89H191V88H190ZM214 89H215V88H214ZM223 89H225V88H223ZM239 89H240V90H239ZM28 90H30V89H28ZM57 90H58V87H57ZM57 90H55V92H56ZM70 90H72V88H71ZM123 90H124V89H123ZM126 90H127V89H125V91H126ZM132 90H133V89H132ZM134 90H135V89H134ZM136 90H137V89H136ZM146 90H147V89H146ZM154 90H157V89L153 88L152 91H154ZM167 90H169V88H168ZM167 90H166V91H167ZM218 90L221 91L222 89H218V87H217L216 92H218ZM225 90H226V89H225ZM225 90H224V91H225ZM9 91H10V90H9ZM46 91H47V90H46ZM81 91H82V90H81ZM112 91H113V90H112ZM130 91H131V90H130ZM130 91H129V92L127 91V92L130 93ZM143 91H144V90H143ZM143 91H142V92H143ZM158 91H157V93H158ZM160 91H161V92H160ZM164 91H165V90H164ZM187 91L189 92V93H188V95H189L190 92L192 91V89H191V91H189V90L187 89ZM187 91H186L185 94H184L185 96H187ZM196 91L198 92V90H196ZM196 91H193V92H194L195 94H197ZM205 91H203V92L205 93L204 95H202V94H200V96H198L199 94L197 95L199 98H198L197 96H195V98L192 97L191 99L189 98L190 100H188V99L185 100L186 102H184V100L182 99L183 102L180 104V105H183V106H181V107H183V108H181L182 111H180V110H181L180 108H179V109L176 108L177 110H179V112H178L177 110H176V111L173 110V109H170V110H169V108H168V109L166 108V109H167V113H168L169 111H171V110H173V111H175V112H174V114H173V113L170 114V117H169L168 114H166V109H165V110H164L165 113H163V114H164V115H167V118H169V120L167 119V120H168V122H167V120H165V118H164L163 121H166V122H164L165 124H163V126H162V124H158V125H160V126H162V127H165V126H167L168 124H170V126H174L173 128H172V127H170V128L174 129L175 127H178V128H175V129L178 130L180 126H182V125L185 126V124H186L188 121H189L188 123H191V119H192V120H193V121H192V125H193V126L195 125V130L198 131V130H199L198 128H199L200 126H201V128H202V131L199 130L200 132H199V131H198V133L196 132V137H197V136L199 137V135H201V134L205 136V134H203V131H204L203 129H204V128H206L205 130H207V128H208L209 131L207 130L208 132H207V131H206V132H207V133H210L211 131H213V130H212L213 127L216 128L217 125H220V126H218V127H220V130H221V131H220V130H218V131L221 133L222 130H225V133H224V131L222 132V135H224V136H225V134H226V136H227V134H229V140H230V142H228V140H227V144L229 143V144L234 145V146H235V150H236V148L238 147V151H239L238 154H237V153H234V151H233L232 148L230 147L231 151H229V152L231 153V152L233 151L232 153H234V155H232V156L234 157V156L237 154V156H240L241 159H242V156H243V157H244V159H243V163H246V161H244L245 158H247V159H246L247 161H250V160H248L250 156H249V157H246V156H248L249 154L252 155L251 152H252V150H254V148L252 149V146H253V145H250V144H251L250 142H252L253 140L248 142V140H249V139H248V136H250V134H251L250 132H251V131L254 132V130L256 129V126H258L259 123H260V124L262 123L261 121H259L260 118H261L260 116H263V115H264V113L262 112V109H264V101H263V104H262V105H261V103H260V99L262 100V98H260V97H262V96H260V94H259V97H258V98H260V99H258V98L256 99L255 97H257V96H255V97L252 96V98H254L255 100H259V101H258L259 104H260L259 107H258V104H257V103H256L257 105H256V104L253 105V104L251 103L252 101H251L250 98H249L250 101L248 100V102H247V103L250 102V104H252V106L249 104L248 107L253 108V106H257L256 109L258 108V109H259L258 111H260V109L263 107V108L261 109V113H262L263 115H260V114H259L260 112H257V111H256V112L260 115V116L258 115L260 118L257 117V115H255L256 112H254V115H255L256 117H252V113H253V112H251V116H249L250 113H249V115H248V112H250V110H252V109H250V110L247 112V114H246V115H248L247 117H252V118H251V121H252V119H254L253 121L256 122L258 119H255V118H259V120H258L259 122L257 121V122H256L257 125L254 124V125H256V126H254V127H251V126H253V125H251V124H253V122H251V121L249 122L250 125H251V126H249V127H250L251 129H253V128H255V129H254V130H251V131H248V129H249V127H248L249 124H248V125H247V128H246L248 132H247V131H243V130H246V129H244L246 126L243 127V125H242V127H241V125H240V127L243 128V129H240V127H236L237 129L239 128V130H237V131L240 132V133L235 132V133H236V134H235V133H234V129L232 128L233 125L230 126V125L233 124L234 122L230 123V121H229V123H227V125L225 126L223 123L219 122V120H218V119L221 120V118L224 117V116H223V117L219 116V112H218L217 114H218V116L221 117V118H218V117H217V119L215 118V115H214V116L212 115V117L209 116V118H207V116L205 115V113L202 112L205 108H207V107H204V106H207V103H208L210 100H212V98H215V100H216L217 98H219V99L223 98V99L221 100V102L224 100L223 102L226 103L225 105H227V103H229V105H230V102H228V101H229V99L231 100V98H233V95H232V97H230V96H228V94H229V93H233V92H232L233 90L231 89L228 93H226L227 91H226L225 93L223 92V93H222L223 95H222L221 93H219V94L222 95V96H224V94H225V95L227 94L226 96H228L229 99H227L226 102H225V99H226L225 96L220 98V97H218V96H220V95H215V94H213V95H212L213 97H212V96H211L212 98L210 97L211 99L207 98V97H206L207 95H206V92H205ZM220 91H219V92H220ZM222 91H223V90H222ZM222 91H221V92H222ZM234 91H235V90H234ZM137 92H139V91H137ZM145 92H146V91H145ZM149 92L151 93L150 90H149ZM167 92H168V91H167ZM181 92H180V94L183 93V92H182V93H181ZM207 92H208V91H207ZM213 92H214V91H213ZM245 92L248 94V96H247V94H245ZM30 93L33 94V93H35V92H30ZM43 93H44V92H43ZM60 93H61V92H60ZM125 93H126V92H125ZM150 93H149V94H150ZM168 93H169V92H168ZM172 93H173V92H172ZM174 93H173V95L175 96ZM258 93H259V92H258ZM260 93L262 94V92H260ZM263 93H264V91H263ZM27 94H28V93H27ZM36 94H38V93H36ZM55 94L57 95V93H55ZM55 94H54V92H53V95H55ZM119 94H120V93H119ZM130 94H131V93H130ZM134 94H135V93H133V95H134ZM140 94H141V92H140ZM145 94H147V93H145ZM149 94H147L148 97H149ZM151 94H152V93H151ZM151 94H150V96H151ZM178 94H179V93H178ZM195 94L192 93L193 96H194ZM207 94H208V93H207ZM63 95H64V94H63ZM63 95L60 96V97H63ZM79 95H80V94H79ZM96 95H95V96H96ZM103 95H104V94H103ZM103 95H102V96H103ZM137 95H138V94H137ZM141 95H143V94H141ZM161 95H162V94H161ZM163 95H164V94H163ZM176 95H177V94H176ZM205 95H206V96H205ZM209 95H210V93H209ZM229 95H231V94H229ZM244 95H241V96L244 97ZM253 95H258V94H255V93H254ZM28 96H29V95H28ZM43 96H44V95H43ZM46 96H47V95H45V97H46ZM80 96H81V95H80ZM102 96H101V97H102ZM107 96H108V94H107ZM134 96H135V95H134ZM155 96H156V93H155ZM180 96H181V95H180ZM182 96H183V95H182ZM185 96H184V97H185ZM202 96H205V97L207 98L208 102L206 103V100H205V102H203V103H206V104L203 106L204 109H203L202 106H199V107L202 108L201 112L206 116L207 119H210V117H211V122H209V124H212V123H213V124L211 125V126L214 125L212 128H211V126H210V127H209V126H208V127L206 126V125L208 124V123H207L208 120H207L206 118H205V119H204V118H200V117H202V116H200V114H202V113H199V112H200V110H199L200 108H199V107H198V109H197V106H198V102H199V100H198V102H197L196 100H197V99H200L201 104H203V103H202V101H204L203 99H206V98H202V99H201ZM235 96H236V95H235ZM237 96H238V95H237ZM241 96H240V98H242ZM30 97H31V95H30ZM36 97H37V96H36ZM50 97H51V96H50ZM111 97H112V96H111ZM132 97H133V96H132ZM135 97L137 98V96H135ZM138 97H139V96H138ZM143 97H145V95H144ZM148 97H145V99H148V100H145V101L142 99V97H141V98L139 97L140 99H142V100H141V103H144V102H145V104H143V105H144V106L146 105V108H147L148 106H150L151 103L153 102V99H151V98L149 99ZM152 97H154V94L152 95ZM160 97H161V96H160ZM175 97H176V96H175ZM178 97H179V96H178ZM184 97H182V98H184ZM228 97H227V98H228ZM246 97H248V98H246ZM39 98H40V97H39ZM39 98H38V99H39ZM51 98H55V97L52 96ZM57 98H58V97H57ZM63 98H64V97H63ZM89 98H90V96H89ZM89 98H88V99H89ZM105 98H106V94H105L104 99H105ZM112 98H113V97H112ZM119 98H124V97H119ZM154 98H156V97H154ZM157 98H158V97H157ZM166 98H167V97H166ZM31 99H32V97H31ZM33 99H34V98H33ZM38 99H37V100H38ZM66 99H67V98H65V101H66ZM73 99H74V98H73ZM78 99H79V98H78ZM106 99H107V98H106ZM109 99H110V97H109ZM113 99H115V98H113ZM116 99H117V98H116ZM129 99H130V97H129ZM131 99H132V98H131ZM131 99H130V100H131ZM140 99H139V101H140ZM168 99H169V98H168ZM179 99H180V98H179ZM184 99H185V98H184ZM244 99H246V100H244ZM254 99H253V100H254ZM34 100H36V99H34ZM34 100H33V101H32V100H29V101H31V102L33 103ZM44 100H46V99H44ZM51 100H53V99H51ZM51 100L49 99V101H51ZM57 100L60 101L59 98H58ZM57 100H56V101H57ZM93 100H94V99H93ZM96 100L98 101L99 99L95 98V101H96ZM100 100H102V99H100ZM118 100H119V99H117L115 103H117ZM120 100H121V99H120ZM123 100L125 101V99H123ZM123 100H122V102H123ZM150 100H151V103H150ZM169 100H170V99H169ZM182 100H180V101H182ZM235 100H236V98H235ZM29 101H28V104H29V105H27L28 109H30L29 106H30V104H32V103L29 102ZM47 101H48V100H47ZM59 101H57V103H58ZM61 101H62V100H61ZM65 101H64V102H65ZM69 101H70V100H69ZM75 101H77V99H76ZM104 101H106V100H104ZM107 101H109V100H107ZM133 101L135 102V100H133ZM137 101H138V100H137ZM142 101H143V102H142ZM147 101H149L150 105H149V104H146V103H148ZM154 101H156V99H155ZM180 101H179V102H180ZM187 101H189V102H187ZM212 101H214V99H213ZM217 101H218V102H217ZM35 102H36V101H35ZM35 102H34V103H35ZM37 102H38V101H37ZM52 102H54V101H51V103H52ZM64 102H62V103L64 104ZM66 102H67V101H66ZM72 102H74V101H71V103H72ZM99 102H100V101H99ZM99 102H98V103H99ZM173 102H175V101H173ZM179 102H177V104H178ZM216 102L219 104L220 101L217 99ZM221 102H220V104H221ZM255 102H256V101H255ZM255 102L253 101V103H255ZM261 102H262V101H261ZM34 103H33V104H34ZM43 103H44V102H42V104H43ZM59 103H60V102H59ZM59 103H58V104H59ZM69 103H70V102H69ZM107 103H108V102H107ZM112 103H113V102H112ZM126 103H127V102H126ZM128 103H129V102H128ZM128 103L126 104V106L129 105ZM130 103H131V101H130ZM156 103H159V104H160V101L157 100ZM166 103H167V102H166ZM193 103H195L196 105L194 104V105H195V106H194ZM199 103H200V102H199ZM224 103H222V104H224ZM239 103H240V104H239ZM241 103H242V101H238V105H241ZM26 104H27V103H26ZM26 104H25V105H26ZM33 104H32V107H31V108H34L33 106H35V105H36V106H37L38 104L40 105V102L37 103V104L35 103L34 105H33ZM44 104H45V103H44ZM44 104H43V105H44ZM48 104H49V105H48ZM48 104H47L48 106H51L52 104L55 105V102L52 103L51 105H50V103H48ZM63 104H62V105H63ZM67 104H68V103H67ZM73 104H74V103H73ZM73 104L71 105L72 107H73ZM78 104H79V103H78ZM90 104H91V103H90ZM99 104H100V103H99ZM104 104H106V103H104ZM118 104H119V103H117V106H118ZM121 104H122V103H121ZM124 104H125V103H124ZM138 104H139V103H138ZM138 104H137V105H138ZM164 104H165V103H164ZM172 104H175V103H172ZM201 104H200V105H201ZM213 104H215V102H214ZM222 104H221V105H222ZM231 104H234V105H235L234 102H232ZM243 104H244V103H243ZM43 105H41V106L44 107ZM47 105H46V106H47ZM54 105L51 106L52 108L50 107V109H51L50 111H49V110H48V111L46 110V111L49 112V113H50L51 111H53L52 109H54V107H55ZM64 105H65V104H64ZM92 105H93V104H92ZM100 105H101V104H100ZM134 105H136V104H134ZM143 105H142V107L139 105V106L143 109V111L140 110V111H141L140 113L143 112V114H144V113L146 114V112H145V109H146V108H145ZM147 105H148V106H147ZM161 105H162V104H161ZM221 105H219V106H221ZM2 106H3V105H2ZM41 106H40V108H41ZM77 106H80V105H77ZM85 106H86V105H85ZM107 106H109V105H107ZM114 106H116V105H114ZM114 106H113V108H114ZM123 106H125V105H123ZM129 106H131V104H130ZM151 106H152V105H151ZM156 106H158V104H157ZM172 106L174 107V105H172ZM172 106H171V107H172ZM209 106H212V102L209 103ZM231 106H232V105H231ZM244 106H245V104H244L243 106H242V105L239 106V108H240V109L243 108L242 110H244L245 108H247V107H246L247 105L245 106V108H244ZM261 106H262V107H261ZM58 107H59V105H58ZM62 107H63V106H62ZM87 107H88V106H87ZM97 107H98V106H97ZM100 107H102V106H100ZM103 107H104V106H103ZM153 107H154V105H153ZM166 107H167V104H166ZM168 107H169V106H168ZM175 107H177V106H175ZM175 107H174V109H175ZM178 107H179V106H178ZM193 107L195 108V110H194ZM214 107H215V106L213 105L212 108H214ZM223 107H224V106H223ZM232 107H233V106H232ZM234 107H235V106H234ZM241 107H242V108H241ZM23 108H24V106H23ZM23 108H21V109H23ZM25 108H26V107H25ZM36 108L38 109V106H37ZM40 108H39V109H40ZM63 108H65V106H64ZM68 108H69V107H68ZM81 108H82V107H81ZM85 108H86V107H85ZM98 108H99V107H98ZM108 108H110V106H109ZM116 108H117V107H116ZM125 108H126V107H125ZM134 108H135V107H134ZM137 108H138V110H139V107H137ZM141 108H140V109H141ZM144 108H145V109H144ZM184 108H186V109H184ZM192 108H193V109H192ZM212 108H211V109H212ZM216 108H219V107H215V109H216ZM227 108H228V107H227ZM230 108H231V107H230ZM230 108H229L230 112H231V110H232V112L234 113V111H233L234 108H233V109H230ZM28 109H27V110H28ZM37 109H34V112H36V114H37V116H36V115H34V116H36V117H35L36 119L38 118V119H37V120H38L37 123H38L40 120H42L43 117H38V114H39V116H40V113L38 112ZM44 109H45V108H44ZM46 109H48V108H46ZM88 109H89V107H88ZM100 109H101V108H100ZM100 109H99V110H100ZM114 109H115V108H114ZM148 109H151V111L149 110V113H150V112H152V109H153V108H151V107H150V108H147L146 111H147ZM157 109H159V108L157 107ZM191 109H192V111H191ZM235 109H236V107H235ZM237 109H238V106H237ZM237 109H236V110H237ZM256 109H255V110H256ZM19 110H20V109H19ZM24 110H25V109H24ZM24 110H23V111H24ZM30 110L32 111V109H30ZM30 110H28V114H29V111H30ZM68 110L71 111L72 109H68ZM104 110H105V108H104ZM116 110H117V109H116ZM121 110H122V109H121ZM123 110H125V109H123ZM153 110H154V109H153ZM162 110H163V108H162ZM162 110H161V111H162ZM185 110H186L187 112H185ZM196 110H199V111H197V113H198L199 115H196V114H195V113H196ZM208 110H209V109H208ZM216 110H217V109H216ZM223 110H225V108H223ZM229 110L227 111L228 114H229ZM242 110H241V111L238 110V111H240V113H243L244 111H247V110H244V111H242ZM255 110H252V111H255ZM21 111H22V110H21ZM23 111H22V113H24V114L27 113V111H25V112H23ZM39 111H40V110H39ZM41 111H45V110L41 109ZM41 111H40V112H41ZM46 111H45V113H46ZM70 111H68V112L70 113ZM78 111H79V110H78ZM89 111H90V110H89ZM100 111H101V110H100ZM102 111H103V110H102ZM130 111H131V110H130ZM134 111H135V109H134ZM136 111H137V110H136ZM157 111H158V110H157ZM157 111H155V112H157ZM159 111H160V110H159ZM189 111H190V114L192 113L191 115H193V117H191V115L189 116ZM204 111H205V110H204ZM210 111H212V110H210ZM217 111H218V110H217ZM18 112H20V111H18ZM34 112H31V113L34 114ZM37 112H38V113H37ZM64 112H65V111H64ZM71 112H72V111H71ZM74 112H75V111H74ZM82 112H83V111H82ZM92 112H95V111L93 110ZM109 112H110V110H109ZM111 112H112V111H111ZM127 112H128V111H127ZM138 112H139V111H138ZM138 112H137V114H139L138 116H139V118H140V116H141L142 114H140V113H138ZM155 112H154V114H153V116H152L153 118L155 117L154 119H156V117H158L157 115H159V116L162 115V114H160V113L156 115ZM177 112H178V113H177ZM220 112H221V111H220ZM223 112H224V111H223ZM232 112H231V115H230V116H234V117H231L230 119H234L235 116H236V114H237L236 118L239 117L238 115H240V116L242 115V114H239V113H237V112L235 113V115H233ZM41 113H43V112H41ZM49 113H48V114H49ZM61 113H62V112H61ZM69 113H68V114H69ZM78 113H79V112H78ZM84 113H85V112H84ZM86 113H87V111H86ZM88 113H89V112H88ZM113 113H114V114H112V115L115 116V111H113ZM118 113H119V112L117 111V114H118ZM124 113H126V112H124ZM130 113H131V112H130ZM132 113H135V112H133V109H132ZM157 113H158V112H157ZM175 113H177V114H175ZM208 113L211 114V112H209V111H208ZM208 113H207V115H208ZM225 113H226V111H225ZM257 113H256V114H257ZM33 114H31V115L33 116ZM68 114L66 113V115H68ZM90 114H91V112H90ZM90 114H89V115H90ZM92 114H93V113H92ZM120 114H121V113H120ZM127 114H128V113H127ZM145 114H144V116L142 115L141 117H145V116L148 114V112H147L146 115H145ZM194 114H195V115H194ZM203 114H202V115H203ZM213 114H214V113H213ZM215 114H216V113H215ZM220 114H221V113H220ZM226 114H227V113H226ZM243 114H245V113H243ZM108 115H109V114H108ZM108 115H107V116H108ZM112 115H111V117H112ZM130 115H131V114H130ZM132 115H133V114H132ZM151 115H152V113H151ZM154 115H156V116H154ZM221 115H223V113H222ZM254 115H253V116H254ZM21 116L24 117V118H22V121H20L21 123L24 122V120L26 119V117H27V119H28V116H27V115L25 116V115L21 114ZM29 116H30V115H29ZM41 116H42V115H41ZM68 116H70V115H68ZM109 116H110V115H109ZM18 117H19V116H18ZM44 117H45V116H44ZM59 117H60V116H59ZM71 117H73V116H71ZM100 117H101V116H100ZM121 117H122V114H121ZM124 117H125V116H124ZM134 117H135V116H133L132 118H134ZM152 117H151V119H152ZM203 117H204V116H203ZM243 117H244V116H243ZM247 117L245 116V120L243 121L244 124L247 123V121L250 120V119H248V120L246 121ZM263 117H264V116H263ZM263 117H262V118H263ZM30 118H31V116H30ZM39 118H41V119H39ZM65 118H66V117H65ZM79 118H81V117H79ZM112 118H113V119H112ZM112 118H111L110 120H115L114 117H112ZM146 118L149 119V118H150L149 115L146 116ZM190 118H191V119H190ZM228 118H229V116H228ZM228 118H227V119H228ZM23 119H24V120H23ZM27 119H26L25 121H27ZM33 119H34V117H33ZM33 119H31L32 121H27V122H28V123H30V122H31V123H36L35 120H34L35 122H33ZM63 119H64V118H63ZM73 119H74V118H73ZM100 119H102V118H99V120H100ZM107 119L109 120V118H107ZM119 119H120V115H119ZM126 119L128 120V118H125V122H127ZM130 119H131V118H130ZM134 119H135V118H134ZM134 119H133V120H134ZM140 119H141V118H140ZM140 119H138V120H140ZM144 119H145V118H142L141 121H144ZM154 119H152L153 122L156 121V120L154 121ZM161 119H162V117H161ZM188 119H190V120H188ZM203 119H204L205 121L207 120V121H206L207 124H205L204 126L202 125V124H203L202 121H204ZM241 119H242V116L240 117L239 120H241ZM243 119H244V118H243ZM243 119H242V120H243ZM44 120H46V121L48 122V120H47L46 118H44ZM55 120H56V119H55ZM55 120H52V122L54 123V125L56 124V126H57V122H55ZM76 120H77V119H76ZM79 120H80V119H79ZM83 120H85V119H83ZM99 120H98V122H99ZM103 120H104V119H103ZM138 120H136V122H135L136 124H137V121H138ZM187 120H188V121H187ZM224 120H225V119H224ZM234 120H235V119H234ZM236 120H238V119H236ZM242 120H241V124L243 123ZM263 120H264V118H263ZM50 121H51V120H50ZM70 121H71V120H70ZM80 121H81V120H80ZM100 121H101V120H100ZM129 121H130V120H129ZM141 121L139 122V126H138V124H137L136 128L134 127V129H133V130L130 129V131L132 130L131 133L133 134V131H134V132H138V131L140 130V128H141L142 131L140 130L139 132H141L142 134L145 133V135L147 134V137H145V138H148V140H149L148 133H146V132L148 131V129H147L146 127H145L146 129L143 128L144 130H146L145 132H143L144 130L142 129V127H144V126L140 127V123H142ZM145 121H146V120H145ZM145 121L143 122L144 124H145ZM148 121H150V119H149ZM152 121H151V122H152ZM157 121H158V119H157ZM159 121H160V119H159ZM163 121H160V122H163ZM209 121H210V120H209ZM245 121H246V122H245ZM27 122H26V123H27ZM41 122H43V120L40 121L39 123H41ZM47 122H46V123H47ZM65 122H66V121H65ZM85 122H86V120H85ZM85 122H84V123H85ZM102 122H104V121H102ZM110 122H111V121H110ZM116 122H119V121L116 120L115 123H114L113 125L117 124ZM120 122H121V119H120ZM130 122L132 123V121H130ZM130 122L128 123V125L130 124ZM146 122H147V121H146ZM160 122H159V123H160ZM226 122H228V121H226ZM239 122H240V121H238V123H239ZM18 123H19V122H18ZM26 123H24V125H25ZM28 123H27V124H28ZM39 123H38V124H39ZM53 123H52V124H53ZM107 123H108V122H107ZM122 123H124V122H122ZM143 123H142V125H143ZM155 123H156V122H155ZM188 123H187V124H188ZM218 123H219V124H218ZM220 123H221V124H220ZM38 124H35V126L38 125ZM42 124H44V127H45V125L51 124V122H50V123L48 122V124H45V121H44V123H42ZM77 124L79 125V124H82V123H81V122H77ZM77 124H76V125H77ZM99 124H100V123H99ZM99 124L96 125V127H98V128L101 127V126H99ZM133 124H134V123H133ZM146 124H148V123H146ZM152 124H153V123H152ZM216 124H217V125H216ZM228 124H230V125H228ZM239 124H240V123H239ZM262 124L264 125V123H262ZM262 124H261V125H262ZM21 125H22V124H21ZM31 125H32V124H31ZM31 125L24 126V128H26V127L28 128V127H30ZM33 125H34V124H33ZM54 125H53L52 127H51V125H49V126H50V129H51V128L53 129ZM58 125H59V123H58ZM76 125H74V126H76ZM78 125H77V126H78ZM88 125H89V124H88ZM88 125H87V126H88ZM90 125H92V124H90ZM90 125H89V126H90ZM101 125H102V124H101ZM103 125H104V126H107L108 124H107V125H106V124H103ZM113 125H112V126H113ZM119 125H121V123H119ZM134 125H135V124H134ZM158 125H157V126H158ZM164 125H165V126H164ZM189 125H190V124H189ZM189 125H188V127H189ZM221 125L224 126L225 128H224V127H221ZM234 125H236V124H234ZM11 126H12V125H11ZM39 126L43 127L42 125H39ZM60 126H61V125H60ZM68 126H69V125H68ZM70 126H71V125H70ZM70 126H69V127H70ZM104 126H102V127L104 128ZM109 126H110V125H109ZM145 126H147V125H145ZM148 126H149V124H148ZM151 126H152V127H154V126L156 127V124H155L154 126H153V125H151ZM160 126H159V128H160ZM190 126H191V125H190ZM198 126H199V127H198ZM227 126H228V127H227ZM236 126H237V125H236ZM259 126H260V125H259ZM259 126H258V127H259ZM21 127H22V126H21ZM31 127H32V126H31ZM44 127H43V128H44ZM63 127H64V126H63ZM83 127H85V126H83ZM127 127H128V126H127ZM137 127H138V128L140 127V128L138 129ZM152 127H151V130L149 129L148 132H150V131L152 132ZM155 127H154V128H155ZM197 127H198V128H197ZM218 127H217V129H219ZM261 127H262V126H261ZM261 127L258 128V129H256V131L258 130L257 132H258L259 134L264 133V132H260ZM27 128H26V129H27ZM48 128H49V127H48ZM76 128H80V127H76ZM76 128H75V129H76ZM86 128H87V127H86ZM90 128H91V127H90ZM92 128H93V127H92ZM98 128L94 129V131H97ZM117 128H120V127H117ZM122 128H123V127H122ZM131 128H133V126H131ZM154 128H153V129H154ZM165 128H166V127H165ZM165 128H164V129H165ZM180 128H181V127H180ZM186 128H187V127H186ZM193 128H194V127H193ZM196 128H197V129H196ZM201 128H200V129H201ZM209 128H211V129H209ZM215 128H214L213 133L217 131V130H215ZM234 128H235V126H234ZM36 129H37V128H36ZM40 129H41V128H40ZM45 129H47V128H45ZM45 129H43V130H45ZM56 129H59V127L56 128ZM71 129H72V128H71ZM99 129H100V128H99ZM126 129H129V128H126ZM126 129H125V130H126ZM135 129H137V131H135ZM155 129H157V128H155ZM182 129H183V127H182ZM182 129H179V130H178L179 132L177 131V132H178L177 134H179L180 131H181V134H183L184 131H182ZM188 129L191 130V129H192V126H191L190 128L184 129V130H185V131L187 130L186 132L188 133ZM259 129H260V130H259ZM27 130H29V129H27ZM41 130H42V129H41ZM54 130H55V129H53V132L55 133L56 131H54ZM59 130H60V129H59ZM80 130L82 131V129H80ZM80 130H78V132H81ZM87 130H88V129H87ZM90 130L92 131L93 129H90ZM101 130H102V128H101L98 132H100ZM104 130H105V129H104ZM110 130H111V129H110ZM122 130H123V129H122ZM125 130H124V131H125ZM162 130H163V129H162ZM166 130H167V129H166ZM166 130H164L165 133H166ZM168 130H169V131H168ZM168 130H167V131H168L169 134H170L172 131L170 132V129H168ZM210 130H211V131H210ZM262 130H264V127L262 128ZM35 131H36V130H35ZM37 131H38V130H37ZM66 131H67V129H66ZM83 131H86V130L83 129ZM113 131H114V130H113ZM117 131L119 132L120 130H117ZM127 131H128V130H127ZM153 131H155V133H157V134H158V132H159V131L156 132V130H153ZM164 131H163V132H164ZM173 131H174V130H173ZM191 131L193 132V130H191ZM26 132H27V131H26ZM28 132H29V131H28ZM28 132H27V133H28ZM49 132H50V130H49ZM61 132H62V131H61ZM71 132H72V131H71ZM87 132L89 133V134H87V135H89V136L93 135L92 132L90 133L89 131H86V133H87ZM101 132H102V131H101ZM107 132H108V131H107ZM107 132H106V133H107ZM151 132H150V133H151ZM174 132H176V130H175ZM174 132H173V133H174ZM219 132H218V133H219ZM243 132H244V134H243ZM246 132L249 133V135H248ZM253 132H252V133H253ZM257 132H256V133H257ZM37 133H38V132H37ZM40 133H43V134H45V135L47 136V131H45V133H44V131H42V132H40ZM40 133H39V134H40ZM51 133H52V132H51ZM51 133H50V134H51ZM54 133H53V134H54ZM57 133H58V132H57ZM59 133H60V132H59ZM81 133H82V132H81ZM81 133H80V134L78 133L79 136L81 135ZM104 133H105V132H104ZM104 133H103V137L105 136ZM111 133H112V132H111ZM127 133H128V132H127ZM129 133H130V132H129ZM141 133H139V135H140L141 137H143L144 134L142 135ZM155 133H153V135H154ZM173 133H172V134H173ZM184 133H185V132H184ZM187 133H186V135H187ZM190 133H191V132H190ZM190 133H189V135H190ZM193 133L195 134V132H193ZM213 133H210V134H209L210 139H211L212 136H214ZM245 133H246V134H245ZM256 133L254 132L253 134H255V136H257L258 133H257V135H256ZM48 134H49V133H48ZM50 134H49V136H51ZM61 134H64V133H61ZM66 134H67V132H66ZM69 134H71V133H69ZM74 134H75V133H74ZM74 134H73V135H74ZM78 134L76 133V135H78ZM90 134H91V135H90ZM97 134H99V133H97ZM120 134H121V132H119V135H120ZM137 134H138V133H137ZM194 134H193V135H194ZM198 134H199V135H198ZM40 135H41V134H40ZM45 135H44V136H45ZM54 135H56V134H54ZM54 135H53V136H54ZM57 135H60V134H57ZM67 135H68V134H67ZM71 135H72V134H71ZM76 135H74L75 138L77 137ZM99 135H100V134H99ZM106 135H107V134H106ZM108 135H109V134H108ZM108 135H107V136H108ZM128 135H129V134L126 135L127 137L125 136V137L127 138V140H129V139H128L129 136H130V137L132 136L131 134H130L129 136H128ZM133 135H134V138H133V136H132L129 142H131V140H132V139H135L136 137H138V138L140 137L139 135L135 136L136 133L133 134ZM145 135H144V136H145ZM160 135H161V136H162V135L165 136V134H161V133L158 134V135L155 134L154 138L151 136V137H152V140L155 139L156 136H158V137H156L155 142H153V143H154V144H153V148H154V150L151 149V151L149 152L150 154H148V156H147V154H145V153H146L145 151H142V153L145 152L144 155L147 156V158L145 159V162L142 160V162H144V163H142L141 160L138 159V158H139V156L142 157V158H144L145 156H144V157L141 156V155H142L141 153H140L141 155H139V154H138V151L136 150V151H137L136 154H138V156H137V157H138L137 160H140V163H141V165L139 164L140 167L137 169V170H139V171H138L139 174H138V172H134V171H131V170H129V172H131L130 174H132V172H133V174H134V173H137L138 175H137V174H134V175L132 174L134 177L131 178V177L128 175L129 172L126 174V176L128 175V177H126L127 182H130V181H131V180H129V178L132 179V181H134L135 176H137L136 179H135V181H134L135 185H133V182L131 181V182H132V185L134 186V188H132V187L130 186L131 183L129 184V186L131 187V188H130V187H129V188H130V189H133V191H132L131 193L128 191V194H129V193L131 194V201H132V205H131V206H132V207H130V209H127V210L124 208V209H125V212H123V211H122V210H123L122 207H126V206H128L129 203H127V202H129V201H126V204H125L126 206H125V205L122 206V204H119V205L122 206V207H121V208H122L121 210L119 209V207L116 208V207L113 205V206H114V209L116 208V209L119 210V211H115L116 209H115L114 211L112 210L111 212H113V213H111V215H114V218L117 219L116 221H117V223L119 224V226H120L121 224H123V225H122L123 227L126 225V226L124 227V231H125V228H126V227L128 228V226H127L128 224H135V226H136V228H137V225L139 226V224H136V223H138V222L141 223V222L143 221V220L141 221V219L144 218L145 215H146V217L149 218L148 220H150V217L153 218L154 213L152 214V213L150 212V211L152 210V209L150 210V208H151L150 206H152V205H150V204H149V201H148V195H149V194H148V190H149L150 188H152V187H155V184H152L153 181H151V179H147V183L145 182V180H146V178L148 177V175H150V174H147L148 172H150V171H148L149 169H150V170H153L154 172H157L156 174H159V173L162 172V171H161L162 169H161V167H160V169H159V166H162V165L164 164L162 168H164V170H166V168L164 167L166 164L163 163V162H162L163 164L159 162L160 164H162V165H160V164L157 163L158 161H157V159H156L158 156H159L158 158H160V157H162V156L164 157V152H163L162 150H163L164 147H166V146H165L166 144H165V145L163 144L164 146H162V143H165V142H159L160 140H158V139L160 138V137H159ZM166 135H167V133H166ZM174 135H175V136H174ZM174 135H170V136H172V137H176V134H174ZM179 135H180V134H179ZM191 135H192V134H191ZM191 135L189 136V138H186V137H188V135L185 137V134H184V136H181L182 138L184 137V139H183L184 141L182 140L181 137H180V138H181V139H180L179 136H178L177 138H173L172 140H171V137L169 136V137H170L169 139L171 140L172 143L170 142V144H171V145H170L169 143L166 142L167 144H169V145H168L169 147L167 146V147H168V150H167L168 153H166V154H168V156H167V155H166V156L169 157V161H170L171 163L175 162L174 165H171L172 167H173V166L176 167V165L181 167L182 163L184 164V162H185V164H187L186 161H183V162H182V159L185 160V158H183V157H185V154H186V156H187V155L189 156V157L186 158V160H187L188 163L194 158V157H192V159H191V155H190V154H191V150H192V148H193V145L191 146L192 148H190V146L188 145V143H190V144H191V143L194 144L193 142H195V140H196V143H197V141H198L197 139H199V141H198L199 143H198V144H201V143H200V140L202 139V140H201V142H202L203 139H204V136H203V137L201 136L200 138L197 137V139H196L194 136H192V137L195 138V140L192 142L190 139L193 140L194 138H192ZM215 135L218 137L219 134L217 135V133H216ZM222 135H221V137H222ZM231 135H233V137H231ZM245 135H248V136H245ZM263 135H264V134H263ZM263 135L260 136V139H261V137H263V140H264V136H263ZM22 136H23V134H22ZM41 136H42V135H41ZM53 136H51V137H53ZM62 136H63V135H62ZM62 136H60V138H61ZM89 136H88V137H89ZM112 136H113V133H112ZM206 136H207V135H206ZM216 136H215L214 138H217ZM253 136H254V135H253ZM253 136H252V134H251L250 137L252 138ZM51 137H50V138H51ZM74 137H73V138H74ZM81 137H82V135H81ZM93 137H96L95 134L93 135ZM100 137H101V136H100ZM109 137H110V135H109ZM109 137H107V138H109ZM167 137H168V136H167ZM167 137H166V139H167ZM190 137H191V138H190ZM207 137H208V136H207ZM219 137H220V136H219ZM230 137H231V138H230ZM19 138H20V137H19ZM26 138H27V137H26ZM26 138H24V139H26ZM37 138H40V137H37ZM41 138H42V137H41ZM44 138H45V137H44ZM44 138H43V139H44ZM57 138H58V137H57ZM57 138H56V139H57ZM60 138H59V139H60ZM75 138H74V139H75ZM79 138H80V137H79ZM91 138H92V137H91ZM98 138H99V137H98ZM105 138H106V136H105ZM161 138H162V137H161ZM227 138H228V136L226 137V139H227ZM251 138H250V139H251ZM16 139H18V137H16ZM24 139H23V140H24ZM28 139H29V138H28ZM33 139H34V138H33ZM35 139H36V138H35ZM35 139H34V140H35ZM43 139H41V140H42V143H40V144H43V143H44L43 141L46 142L48 138H47V139L45 138L46 140H45V139L43 140ZM70 139H71V138H70ZM74 139H73V140H74ZM85 139H88V138H85ZM94 139H95V138H94ZM99 139H101V138H99ZM122 139H124V138H121V140H122ZM141 139H142V138H140V141H142ZM163 139H164V138H163ZM163 139H162V140H163ZM166 139H165V140H166ZM169 139H167V140L170 141ZM177 139L182 140L183 144L181 143V141H179V142H180V143H179V142L177 141ZM188 139H189V140H188ZM210 139H209V140H210ZM218 139L220 140V138H218ZM221 139L225 140L224 137L221 138ZM253 139H254V138H253ZM48 140L50 141V139H48ZM54 140H55V138H54ZM95 140H96V139H95ZM103 140H104V142H105V139H103ZM113 140H115V138H114ZM121 140H120V141H121ZM125 140H126V139H125ZM125 140H124V141H125ZM135 140H139V139H135ZM143 140H144V139H143ZM173 140H175V141H177V142H175V141L173 142ZM204 140H205V141H204L203 144H205V142H206V139H204ZM219 140L217 141V143H219ZM37 141H38V142H41V141H39L38 139H37ZM49 141H47V142L49 143ZM65 141H66V140H65ZM87 141H88V140H87ZM89 141H93V140H89ZM89 141H88V142H89ZM109 141H111V140L109 139ZM146 141H147V140H146ZM146 141H145V142L143 141V142L146 143ZM150 141H151V140H150ZM157 141H158V142H157ZM211 141L213 142V138L211 139ZM211 141H208V142L210 143ZM221 141H222V140H221ZM257 141H259V144H260V143H264L263 141L260 142L261 140H259V138H258V140H257V138H256V142H257ZM26 142H28V140H26ZM38 142H36V144H37ZM67 142H68V143H71L72 141H69V138H68V140L66 141V143H67ZM76 142H77V141H76ZM97 142H98V143H96L95 146H97V144L99 145V142H100V141L98 140ZM107 142H108V140H107ZM111 142H112V141H111ZM121 142H122V141H121ZM132 142H133V140H132ZM132 142H131V143H132ZM253 142H255V139H254ZM19 143H20V142H19ZM23 143H24V142H23ZM30 143H31V142H30ZM50 143H51V142H50ZM50 143H49V144H50ZM57 143H58V141H57ZM59 143H61L60 140H59ZM73 143H74V142H73ZM73 143H72V145H70V146L73 147ZM78 143H79V142H78ZM78 143H77V145H79ZM81 143H82V142H81ZM109 143H110V142H109ZM109 143H108V144H109ZM123 143H124V142H123ZM126 143H128V141H126ZM126 143H125V144H126ZM141 143H142V142H141ZM141 143H140V144H141ZM148 143H149V142H148ZM160 143H161V146H162V147L160 146ZM217 143H215V141H214V143H212V144L217 145ZM224 143H225V141H224ZM16 144H17V143H16ZM21 144H22V143H21ZM36 144H35L34 146H37ZM40 144H38V147H36V149L39 148V146H40V147L42 146V145H40ZM44 144H45V143H44ZM49 144H47V145H49ZM55 144H56V143H55ZM101 144H102V143H101ZM101 144H100V148L97 146L99 149H101ZM108 144H107V145H108ZM129 144H130V143H129ZM133 144H134V143H133ZM133 144H131L130 146H132ZM135 144H136V143H135ZM135 144L133 145L134 148H136L137 146H138V148L141 147V146H139L140 144H138L137 146H136ZM142 144H143V143H142ZM142 144H141V145H142ZM146 144H147V143H146ZM149 144H150V143H149ZM149 144H148V146H149ZM227 144H226V146H227ZM255 144L258 145V143H255ZM25 145H26V144H25ZM25 145H22V146H25ZM27 145H28V144H27ZM32 145H33V144H32ZM32 145H31V146H32ZM62 145H63L62 147H64V144H62ZM75 145H76V144L74 143V146H75ZM83 145H86V143L83 144ZM107 145H106V146H107ZM115 145H116V144H115ZM118 145H121V144H118ZM127 145H128V144H127ZM157 145L160 146V147H157ZM187 145H188V146H187ZM194 145L196 146L197 144H194ZM201 145H202V144H201ZM210 145H211V144H210ZM220 145H221V144H220ZM224 145H225V144H224ZM262 145H264V144H262ZM2 146H3V145H2ZM15 146H16V145H15ZM18 146H20V145H18ZM34 146H33V147H34ZM50 146H51V144H50ZM52 146H53V145H52ZM54 146H55V145H54ZM57 146H59V145H57ZM68 146H69V145H68ZM80 146H81V145H80ZM80 146H78V147L81 148ZM89 146H90V145H89ZM124 146H125V145H124ZM128 146H129V145H128ZM130 146H129V147H130ZM135 146H136V147H135ZM170 146H171V147H170ZM195 146H194V148H195ZM198 146H200V145H198ZM228 146H231V145H228ZM234 146H233V147H234ZM43 147H44V145H43ZM45 147H46V146H45ZM45 147H44V148H45ZM76 147H77V146H76ZM97 147H96V149H97ZM116 147H118V146H116ZM125 147H126V146H125ZM144 147H145V146H144ZM146 147H147V146H146ZM146 147H145V148H146ZM149 147H151V146H149ZM149 147H147V148H149ZM203 147H205V146L203 145ZM216 147H218V145H217ZM250 147H251V148H250ZM254 147H255V148H256V147L259 148V147H261V145L254 146ZM262 147H263V146H262ZM14 148H15V147H14ZM18 148H19V147H18ZM25 148H26L25 152L22 150V148H21V152H20V150H19V152L21 153V155H23V154H22L23 152H24V154L27 153V151H28L27 149H28L29 147H25ZM44 148H43V149H44ZM52 148H53V147H52ZM54 148L57 149V147H54ZM73 148H74V147H73ZM87 148H88V147H87ZM103 148H104V147H103ZM118 148H119V147H118ZM126 148H127V147H126ZM138 148H137V149H138ZM141 148H143V147H141ZM159 148L162 149V150H159ZM169 148H170V149H169ZM189 148H190V154H188V153H185V154H184V152H186V150L189 149ZM208 148H210V147H208ZM220 148H221V147H220ZM224 148H225V146H224ZM249 148H250L251 151L249 150ZM15 149H16V151L14 152ZM15 149L12 150L14 153L12 152L10 155H12V156H16V155L20 154V153L17 152V151H18L17 148H15ZM34 149H35V148H34ZM45 149H46V148H45ZM56 149H55V151H56ZM58 149L61 150L62 148L60 147V148H58ZM58 149H57V150H58ZM82 149H83V152H85L84 150H85L86 148L84 149V148L82 147ZM119 149L122 151V148H119ZM123 149H124V148H123ZM128 149H129V148H128ZM128 149H127L126 151H128ZM165 149H166V148H164V150H165ZM221 149H222V148H221ZM226 149H228V148H226ZM233 149H234V148H233ZM262 149H263V148H262ZM29 150H30V149H29ZM32 150H33V149H32ZM41 150H42V149H41ZM46 150H47V149H46ZM74 150H76V149H74ZM93 150H94V149H93ZM111 150H112V149H111ZM114 150H115V149H114ZM130 150H131V149H130ZM139 150H141V149H139ZM142 150H144V149H142ZM147 150H150V149H147ZM193 150H194V149H193ZM193 150H192V152H193ZM214 150H215V149H214ZM224 150H225V149H224ZM224 150H223V151H224ZM263 150H264V149H263ZM7 151H8V150H7ZM22 151H23V152H22ZM55 151H54V150H52V151L50 150V155H51V152L54 153ZM58 151H59V150H58ZM72 151H73V150H72ZM81 151H82V150L77 151V153H79V152H81ZM86 151H87V150H86ZM124 151H125V150H124ZM167 151H166V152H167ZM195 151H196V150H195ZM195 151L193 152L194 154H195ZM197 151H199V150H197ZM197 151H196V152H197ZM248 151H250L249 154H248ZM255 151H256V150H255ZM2 152H3V151H2ZM16 152H17V154H16ZM31 152H32V151H31ZM36 152H37V151H36ZM47 152L49 153V151H47ZM56 152H57V151H56ZM92 152H93V151H92ZM109 152H110V151H109ZM117 152H118V151H117ZM128 152H130V151H128ZM131 152H133V151H131ZM131 152H130V153H131ZM224 152H225V151H224ZM224 152H223V154H224ZM236 152H237V151H236ZM3 153H4V152H3ZM9 153H10V152H9ZM42 153H43V152H42ZM57 153H58V152H57ZM63 153L65 154L66 152H63ZM67 153H68V152H67ZM74 153H75V151H74ZM95 153H96V152H95ZM105 153L107 154V152H105ZM133 153H135V152H133ZM147 153H148V152H147ZM153 153H154L157 157H152L151 154H153ZM203 153H204V152H203ZM225 153H226V152H225ZM255 153H256V152L253 151V155H254ZM14 154H16V155H14ZM27 154H28V153H27ZM58 154H59V153H58ZM68 154H69V153H68ZM93 154H94V153H93ZM93 154L91 153V155H93ZM121 154H122V153H121ZM196 154H199V153H196ZM200 154H201V153H200ZM247 154H248V155H247ZM36 155H38V153H35V158H36ZM56 155H57V154H56ZM71 155H75V154L71 153ZM80 155H81V154H80ZM80 155H79V156H80ZM103 155H104V154H103ZM103 155H101V156H103ZM107 155H108V154H107ZM129 155H130V154H129ZM183 155H184V156H183ZM210 155H211V154H210ZM215 155H216V153H215ZM225 155H226V154H225ZM225 155H224V156H225ZM3 156H4V155H3ZM25 156H26V154H25ZM61 156L63 157L64 155H61ZM79 156L76 155V157H79ZM85 156H86V155H85ZM131 156H132V155H131ZM166 156H165V160H167V159H166ZM182 156H183V157H182ZM193 156H194V155H193ZM197 156H199V155H197ZM197 156L195 155V157H197ZM222 156H223V155H222ZM224 156H223V157H224ZM254 156L257 157V154L254 155ZM33 157H34V156H33ZM44 157H45V156H44ZM51 157H53V156H51ZM58 157H59V156H58ZM80 157H81V156H80ZM80 157H79V158H80ZM87 157H89V156H87ZM111 157H112V156H111ZM125 157H126V156H125ZM128 157H129V156H128ZM133 157H134V156H133ZM135 157H136V156H135ZM201 157H203V156H201ZM205 157H206V156H204L203 158H205ZM216 157H219V156H216ZM223 157H222V158H223ZM83 158H84V157H83ZM100 158H101V157H100ZM112 158H113V157H112ZM129 158H130V157H129ZM153 158H154V159H153ZM171 158H174V159H171ZM189 158H190V159H189ZM197 158H198V157H197ZM250 158L252 159L253 157L251 156ZM87 159H88V158H87ZM87 159L85 158L84 161H85V160H86V161H91V159H88V160H87ZM101 159H102V158H101ZM103 159H104V156H103ZM115 159H116V158H115ZM123 159H124V158H123ZM152 159H153V160H152ZM170 159H171V160H170ZM198 159H199V160H198ZM198 159H196V160L200 161V156H199ZM224 159H225V158H224ZM224 159H223V161H222V160H219L218 158L216 159V158L213 157V156H210V161H211V162L209 161V159H207V160H206V159H203V160H206V162H205V161H201L200 163H203V162L206 163V164L208 163L207 165H210V163H211V165H210V166H206V168H205V165H202V164H201L202 166H204V168H202L203 170L201 169L202 166L200 167V166H199L200 163L197 161V163H199V165L197 164V165L199 166V167H197V170H198V169H201L200 171H204V169H205V172L208 174V175L206 176V179L209 181V183H210V182H212V183H217V182H218V183H219V180H222V181H220V183H221V184L223 183V184L220 185V186H222V190H221V192H223L224 194L219 195V194H220V193H219L220 191H218V192H217V190H213V191H212L211 188L214 189L215 187H214L213 185H215V184H213V185L210 184L211 186H213V187L210 186L211 188L205 186V185H208V184H209V183H207V182H205V183H207V184H205V185H201V180H202V179L205 180V181H207L205 178H202V179H201L200 177H202V176H200V177L198 176V177H197V179H198V181H199L200 183L197 182V183H195V184L193 185L192 183H194V182H190L191 184L188 182V180L186 179V177H187V173H189L188 170L191 169V168L193 169V166H194V167L197 166V165L195 164V161H196L195 159H194L195 161H193V160H192V161H193V163H194L196 166H195V165L192 163V161H191V163H192L193 165L191 164V165H192L191 168H190V166L187 167V165H186V167L188 168V170H187V169L185 170V169H183L184 165H182V168H181V169H182V170H185L187 173H185V171H182V170H181V171H182L181 174H179L180 167H176V168L173 167V168L171 169L170 164L167 163V164L169 165V167H170V168H167L170 174H171V172H172V171H170V170H174V169L178 170V171H176V173H175V170H174V173H175V174L172 172V173L175 175V178H176V174H177V176H178V175H182V174L185 173L186 176L184 175L185 178H183V180L185 179L186 181H182V182H187V183H189L190 185L188 186V185H186V183H185L186 186H184V185H183L184 183H183V184H182L183 186H182V185L180 184L181 182H179V186L181 185L182 187H181V188H180V187L175 188V187L178 186V184H177V183H178V182H177L178 180L175 181L176 179L173 177V180L175 179V180H174L175 182H173V185L167 183V182H172L173 180H172V176H171V175H170V176H171V179H170V178L167 179V178L169 177V176L167 177V175H168L169 173H167L166 177H165V175L163 176V174H166V172H167V170H166L165 172H162V176H161V177H165V178L167 179V180L165 179V183H166L165 185L167 186L166 188L168 189V190H166V191L174 192L173 190L177 189V190H176L177 192L175 191V192H176V195H180L178 192H180V190H181V191L184 193L185 190H182V188H184V187H186V188H184V189H187V191H188V189H190V188H192V189H194L195 187H198V188L200 187V188H201V186L207 188V190L204 189V188H202V189L199 188V189L202 190V191H203V190H204V191H208V192H206V194L208 193V194H207L208 196H209V191H210V189H211V191H212V192L210 191V192L212 193V196H213V192L215 191V192L217 193V196L219 195L218 197H220V198H218V197L216 196L217 199H220L221 202H219L220 200H218L217 202H215V205H214V204H210V205H213V207H215L216 204H217V206H219L218 208H221V207L223 206V208H222L223 211H224V210L226 211V209H227V210L232 209V208H229V207H230V206H234V207H233L234 209L231 210L230 212H229V211H228V212H224V213H223V212H216V213H217L216 215H215V213H213V214L215 215V218L213 217V214H212V213H209V211H210L209 209L212 210L213 208H212L211 206H209V205H208V206L211 207V208L206 207V206H205L206 208L204 207V205H206L207 202H206L205 204L203 203L204 205H203V204L200 205L201 202L198 204V203H196V202H193V203H192V202L190 201V200L193 201V199H194V198L191 199V196H193V195L191 194V192H193L191 189H190L191 192H190V190L188 191V192H190L191 195L188 194L187 191H185V192H186V195H185V193H184L185 196H187V194L190 196V198H189V199H190V200H189V203L191 202L193 205H194V204L196 205L195 207L193 206V209H194V208H197L196 210L194 209L196 212H197V210L199 209V207L202 209V207H201L202 205H203V207H204V209H203L204 211H206L205 209H208V208H209L207 212H208L210 215H212V218H214V221H213V222H212L213 219H212V220L210 219V221H208V219L211 218V216H210L207 212H205L206 214H208V215L210 216V217H209V216L206 217V214L203 213L202 210H200V211H201L205 216H202V217L200 216V217H199V220H198V217H197V220H196V216H197V214H200V213L197 212L196 215H195L194 213L192 214L191 212L194 211L192 208H190V207H192V205H191V204L189 205V204L186 202V200H183V199H182V200L179 201V199H178L179 202H183V201H185V202H186L185 205L188 204L187 207L190 206L189 208H190V210H192V211H191V212L188 211L189 213H187V212L185 211V213H186V214H190V215H194V216H195L194 218L191 217L193 220H196L197 222H198V221L200 222V219L203 218V219L201 220V222H202V221H204V218L206 217L207 221H208L209 223L211 222V223L213 224V225L211 224L213 227H211V230H209V231H213V232H214L213 235H211L210 237H205V236H204L205 234L203 235L202 231L200 232L199 235H198V234H197V235H198V236H201V233H202L203 238H204V237H205L206 239L208 238V239L211 241V239H212V237H213V239H212L213 242H214V241H215V243H217V242H221V243L223 244V247H222V249H221V250L223 251L222 253L224 254L223 256H224L225 259H227V260H225V259H224V260L227 262L228 259H229V260H230V264H254V262H253L254 259L257 260V263H258V264H264V153H261V155H260L259 157L256 158V159H258V161H256V162H251V161H250L251 164H248V162H247L248 165H245V164L243 165V163L237 165V164H234V163H233V162H234L233 160H232L233 162L230 160L229 162H232V163H233V164H231V163H229L228 161H226V159H225V160H224ZM229 159H231V157H230ZM232 159H235V157L232 158ZM241 159H240V160H241ZM256 159H255V160H256ZM38 160H39V157H38ZM57 160H58V159H57ZM72 160H73V159H72ZM72 160H70V161H72ZM79 160L82 161V163H83V159H82V157H81ZM79 160H78L77 162H79ZM96 160H97V159H96ZM108 160H109V159H108ZM111 160H113V159H111ZM127 160H128V159H127ZM127 160H126V161H127ZM135 160H136V159H135ZM137 160H136V161H137ZM188 160H189V161H188ZM212 160H213V161H212ZM227 160H228V159H227ZM67 161L69 162V159H67ZM75 161H76V160H75ZM130 161H132V159H131ZM136 161H135L134 163H136ZM155 161H156V162H155ZM207 161H208V162H207ZM235 161H237V160H235ZM241 161H242V160H241ZM253 161H254V160H253ZM57 162H59V161H57ZM65 162H66V160H65ZM65 162H64V163H65ZM77 162H76V163H77ZM121 162H122V161H121ZM121 162H120V163H121ZM123 162H124V161H123ZM128 162H129V161H128ZM128 162H127V163H128ZM167 162H168V160H167ZM170 162H169V163H170ZM212 162H213V163H212ZM239 162H240V161H239ZM49 163H50V162H49ZM53 163H54V162H53ZM71 163H72V162H71ZM85 163H87V162H84V164H85ZM106 163H107V161H106ZM129 163H131V162H129ZM204 163H203V164H204ZM237 163H238V161H237ZM240 163H241V162H240ZM50 164H51V163H50ZM66 164H67V163H66ZM66 164H65V165H66ZM68 164H70V162H69ZM72 164H73V163H72ZM84 164H83L82 166H84ZM89 164H90V162H89ZM95 164H96V163H95ZM97 164H98V163H97ZM99 164H100V162H99ZM108 164H109V163H108ZM111 164H114V163H111ZM117 164H118V163H117ZM122 164H124V163H121V164H120V168H121ZM131 164H132V163H131ZM131 164H130V165H131ZM75 165H76L75 167H78V164H75ZM80 165H81V162H80L79 166H80ZM114 165H115V164H114ZM124 165H126V163H125ZM49 166H50V165H49ZM52 166L54 167V165H52ZM52 166H51V167H52ZM55 166H56V165H55ZM73 166H74V165H73ZM82 166H81V167H82ZM89 166H90V165H89ZM89 166H87V168H88ZM91 166H92V165H91ZM97 166L100 167V165H97ZM118 166H119V164H118ZM127 166H128V164H127ZM132 166H133V164H132ZM137 166H138V165H137ZM155 166H156V167H155ZM53 167H52V169L55 168V167H54V168H53ZM75 167H74V168H75ZM84 167H85V166H84ZM128 167H130V166H128ZM134 167H135V166H134ZM149 167H152V168H149ZM166 167H167V166H166ZM186 167H184V168H186ZM45 168H46V167H45ZM60 168H61V167H60ZM69 168L71 169V166H70ZM74 168H73V169H74ZM87 168H86V170H87ZM124 168H126V167L124 166ZM124 168H122L123 171L125 170ZM136 168H137V167H136ZM177 168H179V169H177ZM65 169H66V168H65ZM79 169H80V168H79ZM82 169H83V168H82ZM84 169H85V168H84ZM84 169H83L82 171H84ZM92 169H93V168H92ZM92 169H91V171H92ZM94 169H95V168H94ZM94 169H93V170H94ZM134 169H135V168H134ZM195 169H196V168H195ZM195 169H193V171L190 170V175H189L188 177H189L190 179H192L193 181L196 182V180H194V174H193V173L191 174V172H194V173H195ZM45 170H46V169H45ZM56 170H59V171H60V169H57V168H56ZM76 170H77V169H76ZM117 170H118V169H117ZM159 170H160L161 172H160ZM164 170H163V171H164ZM197 170H196V174H197ZM48 171H49V170H47L46 172L48 173ZM54 171H55V170H53V172H54ZM63 171H64V169H63ZM73 171H74V170H73ZM79 171H80V170H79ZM82 171H80V172H78V173H81ZM87 171H89V170H87ZM135 171H136V170H135ZM181 171H180V172H181ZM198 171H199V170H198ZM38 172H39V171H38ZM51 172H52V171H51ZM74 172H76V171H74ZM85 172H86V171H85ZM85 172H84V173H85ZM92 172H93V171H92ZM104 172H105V171H104ZM119 172H120V171H119ZM151 172H152V171H151ZM205 172H204V173H205ZM40 173H41V171H40ZM47 173H45V174H47ZM59 173H60V172H59ZM59 173H58V174H59ZM61 173L63 174L64 172H61ZM86 173H88V172H86ZM94 173H95V172H94ZM94 173H93V175H94ZM101 173H103V172H101ZM115 173H116V171H115ZM121 173H123L122 176H123V178H125V177H124V172H121ZM125 173H126V171H125ZM206 173H205V174H206ZM49 174H50V173H49ZM55 174H57V173H55ZM66 174H68V173H66ZM73 174L75 175V173H73ZM73 174L70 173L69 175H73ZM76 174H77V173H76ZM109 174L111 175V172H110ZM151 174H153V172H152ZM154 174H155V173H154ZM196 174H195V175H196ZM63 175H65V174H63ZM69 175H68V176H69ZM79 175H80V174H79ZM90 175H92V174H90ZM104 175H106V173H105ZM112 175H113V174H112ZM118 175H119V174H118ZM132 175H131V176H132ZM144 175H147V176L145 177V180H144V178H142V179H143V180H142L141 177H143ZM201 175H203V177L205 176V175L203 174V172L201 173ZM80 176H81V175H80ZM82 176H83V175H82ZM101 176H102V175H101ZM114 176H115V175H114ZM150 176H152V175H150ZM159 176H160V175H159ZM190 176H191V177H190ZM192 176H193V177H192ZM87 177H88V176H87ZM106 177L108 178V176H106ZM111 177H112V176H111ZM115 177H116V176H115ZM155 177H158V176L156 175ZM178 177H179V176H178ZM178 177H177V178H178ZM181 177H182V176H181ZM207 177H208V178H207ZM67 178H68V177H67ZM69 178H70V177H69ZM99 178H100V177H99ZM133 178H134V179H133ZM189 178H188V179H189ZM199 178H200L201 180H199ZM73 179H75V178H73ZM78 179H79V177H78ZM96 179H97V178H96ZM118 179H119V178H118ZM153 179H154V178L152 177V180H153ZM157 179H158V178H157ZM157 179L155 178L154 180L157 181ZM190 179H189V180H190ZM195 179H196V177H195ZM70 180H71V178H70ZM79 180H80V179H79ZM91 180H92V179H89V181H85V185L82 184V182H81V184H80V181H78V184H77L78 186L75 185V186L77 187V189H74L75 187H72V188H73V191H74V190H78V188L83 189V190L80 189L81 191H79V192L76 191V192L80 193L79 195H81V192H82V191H84V192L87 193V194H90L91 197H89L87 194H86V195L89 197L88 200H92L93 203H92L91 201H90V203H92L93 205H94V204L99 205L98 201H99L100 203H101V201H102V204H103L104 199L107 200V205H110L113 201H112L111 203L109 202V204H108V200H109L112 196H114L112 199L115 198V199H114V200H116L115 202H117V200H118V199L121 197V195H123V194H125V196H124V195H123V196L126 197V194H127L126 192H127V191L124 190V189H125L124 187L122 188V190H124V191H121V190H120V191H121L122 193L125 192V191H126V192L123 193V194H121V193L119 192L118 194H116V196L119 195V194H121V195H119V198H116V196L114 195L113 192L109 191V193H108V192L106 191L108 188H111L112 186L104 187L105 185L103 184L104 186L102 185V187H104V188L102 189V191H104V189L107 188V189H105V194L107 195V193H108V194H109V197L112 195L110 198H109V197L107 198V196L105 195L106 198H104L105 196L103 195V192H102V191H101V192H99V191L96 192V191H95V189H96V190L101 189V188H98V187H99L98 185L101 184V183H99V181H97V180H93V181H91ZM99 180H100V179H99ZM116 180H117V177H116ZM123 180H125V179H123ZM128 180H129V181H128ZM148 180H149V181H148ZM170 180H171V181H170ZM181 180H182V179H181ZM102 181H103V183H104V179H103ZM106 181L108 182V180H106ZM156 181H155V182H156ZM68 182H69V183H67V184H71V183L74 182V181H72V182H71V181H68ZM86 182H88V183L86 184ZM107 182H106V183H107ZM109 182H110V181H109ZM112 182H113V181H112ZM115 182H117V181H115ZM118 182L120 183V181H118ZM122 182H123V181H121L120 184H119V183H116V184H119L120 186H124V185L122 184ZM127 182H126V184H127ZM148 182H151V183L149 184V186H150L149 189L147 188V184H148ZM155 182H154V183H155ZM157 182L159 183L160 180H158ZM163 182H164V181H163ZM163 182H162V183H163ZM176 182H177V183H176ZM74 183H75V182H74ZM76 183H77V182H76ZM123 183L125 184V181H124ZM158 183H156V184H157L156 186L159 185ZM174 183H175V184H174ZM203 183H204V182H203ZM203 183H202V184H203ZM220 183H219V184H220ZM121 184H122V185H121ZM126 184H125V186L128 185V184H127V185H126ZM160 184H161V183H160ZM197 184H199L200 186H197ZM107 185H109V184H107ZM112 185H113V183H112ZM114 185H115V183H114ZM162 185H163V184H162ZM165 185H163V187H165ZM169 185H170V187H169ZM191 185L194 186V188H193ZM195 185H196V186H195ZM216 185H217V184H216ZM160 186H161V185H159L158 188H159ZM171 186H172V188H173V186H174V189H173V190L171 189L172 191L169 189V188H171ZM190 186H191V187H190ZM208 186H209V185H208ZM217 186H218V185H217ZM82 187H83V188H82ZM114 187H115V186H114ZM163 187H161V189L164 190ZM189 187H190V188H189ZM72 188H71V189H72ZM97 188H98V189H97ZM112 188H113V187H112ZM112 188H111V190H112ZM115 188H116V187H115ZM158 188H156L157 190H156L155 188H153V189H154V192L151 191V189H150V191H151V192H150V195H151L150 198L153 199V198H154L153 196H155L156 194L158 195L157 198H161V195H160V194L163 193V192L165 193V191L162 192V191L159 189L160 192H161V193L159 194V193L157 192V191H158ZM166 188H165V189H166ZM198 188H197V189H198ZM208 188H209V189H208ZM71 189H69V190H71ZM117 189H118V188H117ZM119 189H120V188H119ZM178 189H180V190L178 191ZM199 189H198V190H199ZM216 189H217V187H216ZM218 189H219V187H218ZM220 189H221V187H220ZM69 190H67L68 193H72L71 191L69 192ZM67 191H66V192H67ZM94 191H95L96 193H100V195L98 194L99 197H103L104 199L100 201V200H99L100 198L97 197V196H95L96 194H95V195L93 194ZM115 191H117V190H115ZM115 191H114V192H115ZM194 191H197L196 188L194 189ZM204 191H203V193H202L203 195H205ZM76 192H75V193H76ZM84 192H82V193L84 194ZM106 192H107V193H106ZM110 192H111V194H110ZM117 192H118V191H117ZM175 192H174V193H175ZM182 192H181V193H182ZM75 193H74V194H75ZM112 193H113V194H112ZM115 193H116V192H115ZM151 193H154V195H152ZM155 193H156V194H155ZM166 193H168V192H166ZM177 193H178V194H177ZM183 193H182V194H183ZM194 193H195V195H196V194L200 193V191L193 192V194H194ZM76 194H77V193H76ZM76 194H75V195H76ZM101 194H102L103 196H101ZM172 194H173V193H172ZM225 194H227L228 197H230V196L233 197V198H232L233 200L231 201V200H230L231 197L228 198V199H229V200H228V199H226L227 195L225 196V199H226V200L228 201V203L230 204V206H229V204H228V206H229L228 208H229V209H228L227 206L225 205V204H226L225 201L222 200V199H224L223 196H224ZM72 195H73V194H72ZM79 195H78V196H79ZM150 195H149V196H150ZM157 195H156V196H157ZM159 195H160V197H159ZM162 195H163V194H162ZM174 195H175V194H174ZM176 195H175V196H176ZM195 195H194V196H195ZM200 195H201V194H200ZM200 195L198 194V195H196V196L200 197ZM207 195H205V196H203V197L206 198ZM214 195H215V194H214ZM222 195H223V196H222ZM78 196H76V198H79ZM81 196H83V195H81ZM94 196H95V197H94ZM127 196L129 197L130 195H127ZM170 196H171V195H170ZM189 196H188V197H189ZM196 196H195V197H196ZM208 196H207V199H208ZM212 196L210 195L209 197H212ZM83 197H84V196H83ZM128 197H127V198H128ZM168 197H169V195H168ZM178 197H179V196H178ZM203 197H202V195H201V197L198 198V200L202 199ZM222 197H223V198H222ZM74 198H75V196H74ZM80 198H81V197H80ZM80 198H79V199H80ZM90 198H91V199H90ZM97 198H99V199H97ZM122 198H123V197H122ZM163 198L165 199L166 197H163ZM163 198H161V200H162ZM173 198H174V197H173ZM183 198H184V196H183ZM82 199H83V198H82ZM82 199H81V200H82ZM120 199H121V198H120ZM125 199H126V198H125ZM129 199H130V197H129ZM129 199H128V200H129ZM154 199H156V197H155ZM154 199H153V200H154ZM168 199H169V201H170L171 203H177V202H175V201L173 202V201H172V200H173L172 198H171V200H170V197L167 198V199H165V203H166V201H167ZM174 199H175V198H174ZM184 199H187V200H188L187 197L184 198ZM196 199H197V198H196ZM196 199H194V201H196ZM203 199H204V198H203ZM209 199L212 200L213 198H212V199L209 198ZM215 199H216V198H215ZM217 199H216V200H217ZM81 200H79V201H81ZM86 200H87V199H86ZM110 200H111V199H110ZM150 200H151V199H150ZM153 200H152V201H153ZM204 200L206 201V199H204ZM176 201H177V200H176ZM213 201H215V200H212L211 202H213ZM77 202H78V201H76V203H77ZM82 202H85V200L82 201ZM82 202H80V203H82ZM115 202H113V203L115 204ZM118 202H121V201H118ZM156 202H157V204H158V200H157V199H156ZM156 202H154V203L156 204ZM179 202H178V203H179ZM197 202H199V201H197ZM202 202H203V200H202ZM211 202L208 201V203H211ZM222 202H224L223 204L226 206V209H224L225 206L222 205ZM232 202H233V204H232ZM72 203H73V202H72ZM74 203H75V202H74ZM76 203L74 204V205H77L75 209H77V207H79V206L81 207L82 204L80 205L79 202H78V204H76ZM85 203H87V202H85ZM85 203H83V204H85ZM90 203H89V204H90ZM105 203H106V201H104V204H105ZM159 203H160V201H159ZM171 203H166V204H168V205H172V206L170 207V208L172 209L173 204H171ZM208 203H207V204H208ZM116 204H117V203H116ZM130 204H131V203H130ZM157 204H156V205H157ZM181 204H184V203H180L179 205H177V206L180 207L179 210H181V208H182V206H183V205H181ZM78 205H79V206H78ZM85 205H87V204H85ZM85 205H84V206H85ZM96 205H95V206H96ZM105 205H106V204H105ZM105 205H103V207H104ZM185 205H184V206H185ZM72 206H73V205H72ZM95 206H92V208L95 207ZM99 206H100V205H99ZM113 206H111V207H113ZM116 206H117V205H116ZM129 206H130V205H129ZM163 206H164V205H163ZM177 206H175V204H174V208H176ZM198 206H199V207H198ZM246 206H247V207H246ZM80 207H79V208H80ZM85 207H88L87 209L89 210V208H91V205H89V206L87 205V206H85ZM85 207H81V209L83 208V210H85V209H84ZM97 207H98V206H97ZM97 207H96V209H94L95 211L98 210V211H96V212H95L93 209H91V210H89V211L86 209V211L90 212V213H88V214H83V213H82V212H84L83 210H82V212H81V209H77V211L80 210V211H79L80 214L82 213L81 216H80V217L83 218V219H82V220H83V221H82V224L85 225V224H88V222H89L90 220L92 221V219L95 218V217L91 218L92 215H94V214H93L94 212H95V213H98L99 211L102 212V211H101V208H103V207H101V208L99 207L98 209H97ZM106 207H107V206H106ZM106 207L103 208L104 210H106L105 212H107V211L109 212V210L112 209V208L107 207V209L109 208V209L107 210ZM152 207H153V206H152ZM157 207H159V205H158ZM157 207H156L155 209H154V207H153V209L155 210V212H156V211L158 212V210H159V209L156 210ZM164 207H165L164 210H166V205H165ZM168 207H169V206H168ZM185 207H186V206H185ZM170 208H169V209H170ZM183 208H184V207H183ZM183 208H182V209H183ZM215 208H216V207H215ZM218 208H217V209H218ZM71 209H73V211H75V210H74V206H73V208H71ZM103 209H102V210H103ZM146 209L148 210V213H149V212L151 213V216L149 215L150 213H149V214H148V213L144 214L145 211H146ZM161 209H162V208H161ZM161 209H160V210H161ZM169 209L167 208V210H169ZM185 209H186V208H185ZM187 209H188V208H187ZM187 209H186V210H187ZM246 209H247V211H248V210H250V211L252 210L251 212L249 211L250 214H249V212L245 213V210H246ZM149 210H150V211H149ZM176 210H177V208H176ZM176 210H175V211H176ZM183 210H184V209H183ZM214 210H216V209H214ZM234 210H236V211L234 212ZM120 211H122V213H121ZM152 211H153V210H152ZM161 211H162V210H161ZM216 211H217V210H216ZM219 211H222V210L220 209ZM232 211H233V212H232ZM254 211H255V212H254ZM114 212H116L117 215H115ZM135 212H137L138 214L135 213ZM157 212H156V213H157ZM169 212H171V211H169ZM210 212H211V211H210ZM212 212H213V210H212ZM70 213H74V212L70 211ZM85 213H87V212H85ZM134 213H135L136 215H135ZM162 213H164V212L162 211ZM167 213H168V212H167ZM177 213L181 215V212L179 213L178 210H177V212L175 213V216H178ZM185 213H184V214H185ZM220 213H221V214H220ZM76 214L80 215V214L77 213V212H76ZM91 214H92V215H91ZM98 214H100V216H101V213H98ZM98 214H96L97 217L99 216ZM143 214H144V215H143ZM165 214H166V213H164V215H165ZM170 214L172 215V213H170ZM252 214H253V216H250V215H252ZM73 215H74V218H73V217H72V218H73L74 220L77 219V217L75 218V213H74ZM78 215H77V216H78ZM82 215H85V216L83 217ZM96 215H95V216H96ZM134 215H135V219L131 218L132 216L134 217ZM137 215H138V216H137ZM148 215H149L150 217H149ZM166 215H167V214H166ZM190 215H185V216H189V217H190ZM71 216H72V215H71ZM103 216H108V214L105 215V213H104ZM142 216H143V217H142ZM154 216H158V213H157V215H154ZM159 216L161 217V215H159ZM159 216H158V218H156V217H154V218H156V219H158V220L160 221ZM185 216H183V217H185ZM108 217H111V216H110V213H109V216H108ZM139 217H140V218H139ZM146 217H145L144 220H146ZM170 217H171V216H170ZM183 217H182V226H183V223H184V222H187V220L183 221ZM252 217H255V218L252 219ZM103 218H104V217H103ZM111 218L113 219V217H111ZM136 218H137V219H136ZM138 218H139V220H138ZM154 218H153V220H154ZM161 218H164V216L161 217ZM168 218H169V217H168ZM180 218H181V217H180ZM216 218H218L217 221L215 220ZM73 219H71V220H73ZM104 219H107V217L104 218ZM115 219H113V220H115ZM130 219H133L135 222H133V220L131 221ZM156 219H155V220H156ZM172 219H173L172 222H174V221H175L174 218H172ZM175 219H176V218H175ZM184 219H185V218H184ZM186 219H187V217H186ZM189 219H190V218H188V221H189ZM206 219H205V222H206ZM251 219H252L254 222H255V220H256V222L258 221V225H254V226H252V225L250 224ZM254 219H255V220H254ZM94 220H96V218L93 219L92 222L90 221L89 223H90V224H91V223L93 224V223L97 222V223H95V225H96V224L99 225L100 230H101V231H99V229L96 228L97 232H99L98 234H100V233L103 232L104 235H105V234H106L105 232H107V233L109 232V231H104L105 227H104V225L102 224V220L100 221L99 218H97V220H96L95 222H94ZM107 220H108V222L110 221L109 218H108ZM129 220H130V221H129ZM148 220H146V223H149V222L151 221V220H150V221L148 222ZM153 220H152V221H153ZM155 220H154L153 222H155V224H157V223H156L157 221H155ZM164 220H165V219H164ZM164 220H163V222L161 221L162 224L164 223ZM170 220H171V218H170ZM190 220H191V219H190ZM103 221L105 222V220H103ZM128 221L131 222V223H127ZM140 221H141V222H140ZM159 221H158V222H159ZM180 221H181V219H180ZM253 221H252V222H253ZM121 222H122V223H121ZM125 222H126L127 224H125ZM132 222H133V223H132ZM161 222H160V223H161ZM168 222H169V221H168ZM172 222H171L172 225L170 224L171 226H173L174 223L177 224L176 222L179 223V221H177V220H176L174 223H172ZM191 222H193V224H194V223H197V222H195V221H191ZM256 222H255V223H256ZM73 223L78 224V223H81V221H79L78 223L72 221V225L74 226ZM112 223H114V222L112 221ZM120 223H121V224H120ZM150 223H151V222H150ZM150 223H149V224H150ZM160 223H158L157 225H159ZM202 223L205 224L204 222H202ZM92 224H91V225H92ZM105 224H106V223H105ZM114 224H115V223H114ZM114 224H111V223H110V226H113V228H114V226H115V229H116V228H117V224H115V225H114ZM124 224H125V225H124ZM142 224L145 225V222L143 221ZM142 224L139 226V228L142 226ZM149 224H148L147 227L145 226L147 229L144 227V225H143L142 227L145 228V230H148V227L151 228V227H150L151 224L153 225V227H154V225H155L154 223H151L150 225H149ZM165 224H166V222H165ZM175 224H174V225H175ZM188 224L190 225V222H189ZM188 224L186 223V225H188ZM198 224H199V223H198ZM80 225H81V224H80ZM91 225H89V228H92L94 224H93L92 226H91ZM95 225H94V226H95ZM100 225H103V227H104V229H103V227H102L103 230L101 229V226H100ZM107 225H108V224H106L105 226L108 227L109 225H108V226H107ZM146 225H147V224H146ZM157 225H156L155 227H157ZM163 225H164V224H163ZM163 225H161V226L159 225V226H160L159 228L164 227ZM170 225L167 224V227L169 226L168 228H167L166 225H165V227H166L165 230H169V228H170V230H171V232H172V231H173V229H172L173 227H170ZM177 225H179L180 227H182L181 224H177ZM184 225H185V223H184ZM189 225H188V228H189V229L192 228L193 226H195V225H193V226H191V225L189 226ZM199 225H200V224H199ZM86 226H88V225H86ZM86 226H85V227H86ZM90 226H91V227H90ZM110 226H109L108 228H110ZM133 226H134V225H133ZM207 226H210V224H209V225L207 224ZM75 227L78 228L79 230L82 229L83 231H82V230H81V231H82L83 233H84V230L86 229L85 231H88V232H86L88 235L85 233V234H86V237H87V236H91L88 227H86L85 229H83L84 226H83V228H82V226H81V229H80L79 227L74 226V229H71V231H72V230L74 231V232H72V233H75V234H74L75 236H76L77 234H79V233H81L83 237L85 236V234H83L82 232H79V230H76V232H77V234H76V232H75ZM120 227H121V226H120ZM120 227H119V228H120ZM123 227H121V228H123ZM129 227H130V229H129V228H128V229H129V232H130V230L133 229V228H132L131 225H129ZM153 227H152V230H155V231H156V229L158 230V228L153 229ZM177 227H178V226H177ZM180 227H178V228L180 229ZM186 227H187V226H186ZM186 227H185V228H186ZM196 227H197V226H196ZM205 227H206V226H205ZM94 228H95V227H93L92 230H94ZM108 228H107V229H108ZM119 228H117V232H118V233L120 232V235H121V233H122L121 230H122V229L120 228L121 230H119ZM127 228H126V231H128ZM136 228H134V229L137 230ZM143 228H140V230H142V231H140V233H142V234H140V233L138 232L139 229L135 232L136 234L134 233V229H133L131 232H133V233L136 235L135 237H137L138 234L142 235L141 237H143V232H144V231H143ZM174 228H176V226H175ZM178 228H177V229H178ZM183 228H184V226H183ZM193 228H195V227H193ZM193 228L190 229L191 232L194 230ZM206 228H208V227H206ZM87 229H88V230H87ZM107 229H106V230H107ZM111 229H112V228H111ZM163 229H164V228H162V230H163ZM177 229H176V230H177ZM179 229H178V230H179ZM181 229H182V228H181ZM197 229H198V228H197ZM197 229H196V232H194L195 230H194L193 232H194V233H199L198 230L201 229V227H200L198 230H197ZM208 229H209V228H208ZM212 229H213V230H212ZM90 230H91V229H90ZM92 230H91V233L93 232ZM96 230H94V231H95V233H94L95 235H96V233H97ZM108 230H109V229H108ZM113 230H114V229H112V231H113ZM118 230H119V231H118ZM152 230L150 229V233H151ZM170 230H169V231H170ZM174 230H175V229H174ZM178 230H177V231H178ZM184 230H186V233H188V234H186L187 236L190 235V233L187 232V230H188L187 228L184 229ZM184 230H179L178 232H180V231L182 232V231H183V233H184V232H185ZM204 230H207V229H203V231H204ZM124 231H123V232H124ZM126 231L124 232L125 234H126ZM188 231H189V230H188ZM207 231H208V230H207ZM207 231H206V232H207ZM209 231L207 232L208 234H206V235H210V234H209ZM115 232H116V230H115L114 232H112V233H115ZM131 232H130V234H131ZM156 232H158V231H156ZM156 232H154V234H152L153 239H152V237H150L151 234L149 235V231H148V235L144 233L145 235H147V236L150 237V240L148 239V241H151V240H152L153 243H152V242H151V243L149 242L150 245H149V243H148V244L145 243V242H148V241H146L147 239L144 240V239H143L144 237L141 239V238H140V235H139L138 238L133 239L134 236L132 235V234H133V233H132V234H131V235L133 236L132 238L129 239V237H130L131 235H130V236H127L128 238H127L126 235H125V237H126V239H125V238L123 237V236H124V235H123L124 233L122 234L123 236H120V237H119L118 234H116L117 236H115V235L113 234V236H115L114 238H116V237L121 238V237H122L123 240H128V239L130 240V241H129L130 244H127L128 241L125 242V244H124V243H123L124 241L121 239L122 242H120V243L118 244V242H119V241H118L117 244H114L113 246L115 247V246L117 245V247H118V245H119V246L121 247V249L124 250V253H122V251H121L122 255H123V254H124L125 256L127 255V257L130 255V256H131L130 259L133 260V261H130L129 258H127V259H128L131 263H134V262H135V264H136V263H137L136 261H138V264H139V263H141V264H145V263H142V261H144L143 257H144V255H145V257H146L147 252L150 251V252H149V254H150L151 252H153V251H151V250H154V254H155V253H156V252H155V249H156V248H157V250H158L159 247L161 248L160 245H163V246H169V243H170V242L173 243V242L177 239L176 237L179 236V234H178V232H177L176 234H178V235H175V236H174L176 239H174L173 242L171 241V240L174 238V237H173V234H172V237H173V238H172V239L169 238V239H170V240H169L170 242H169L168 240H165V241H164V239L161 240V239H162L161 237H163L164 234L162 235L163 232L161 231V232H162V233H161L160 230H159V232H160L161 234H160V239H158V240H160V241H158V240H156L158 236H157V237L155 236V233H156ZM159 232H158V233H159ZM165 232H167V233L165 234V236H164L165 239H166L167 237H170V236H167L168 233H170V232H168V231H165ZM174 232H176V231H174ZM181 232H180V235L184 237L185 235H183V233H181ZM206 232H205V233H206ZM109 233H111V232H109ZM127 233H128V232H127ZM194 233H193V234H194ZM211 233H212V232H211ZM68 234H69V233H68ZM89 234H90V235H89ZM170 234H171V233H170ZM184 234H185V233H184ZM191 234H192V233H191ZM79 235H80V234H79ZM79 235H78L77 237H78V240L81 241V239L79 238ZM95 235H92V236L94 237ZM100 235H101V234H100ZM104 235H101V236L103 237ZM128 235H129V234H128ZM156 235H157V234H156ZM106 236H107V238H108L109 240H111L110 238L113 237V236L110 237L109 234L106 235ZM106 236H104L103 238H101L99 235H96L95 238H96V237H100L99 239L97 238V240H98V241L100 240L99 242H101V243H103V244H104V242H105L106 245H108V244H107L108 241H103V242H102V240H104ZM108 236H109L110 238H109ZM147 236H145V238H146ZM187 236H185V237H187ZM194 236H195V235H193V237H194ZM80 237H81V236H80ZM93 237H92V238H93ZM154 237H155V238H154ZM179 237H180V236H179ZM185 237H184V238H185ZM189 237H190V238H193L191 235H190ZM92 238H91V240H92V241L95 240V241H93V242H94L95 245H97V247L94 246V248H93L94 251L90 252V254H92L93 252L96 253V251H98V250L100 249V246H101V244H100L99 242H97L95 238H93V239H92ZM118 238H116V239H118ZM139 238L141 239V242H137V241H140ZM184 238H183V239H184ZM194 238H196V236H195ZM197 238H198V237H197ZM203 238H202V237H199V239H202V241H203ZM205 238H204V239H205ZM73 239H74V238H73ZM83 239L89 240L90 238H88V239H87V238H82V240H83ZM108 239H105V240H108ZM132 239H133V240H132ZM154 239H155L156 241L160 242V244H159L158 242H155ZM178 239H179V238H178ZM180 239L183 240L182 238H180ZM86 240H85V242H86ZM118 240H120V239H118ZM181 240H179V241H181ZM92 241H91V242H92ZM132 241H133V242H132ZM142 241H143V243H142ZM179 241H178V242H179ZM202 241L200 242V240H199V243H200V249L198 248L199 251L196 252V251L194 250V249L197 250V247H196V246L199 245L197 242H195L196 245H194V244H193V245H190L191 247H192V246L195 247L194 249H193V247L190 249V247L187 246V247H186V250H187V249H188V250H192V249H193V250L195 251V254H194V255H196V253H198V252H202V253L204 254V253H205V250H204V251H203V250L200 251V250L203 248V246L205 245V244H204L203 246L201 245V244H203ZM205 241H206V240H205ZM205 241H204V242H205ZM210 241L207 240L206 242H210ZM76 242H77V241H76ZM76 242H75V243H76ZM83 242H84V241H83ZM87 242H90V241H87ZM87 242H86V244H87ZM96 242L99 243L100 246H98V244H96ZM115 242H116V240H115ZM178 242H176V243H178ZM181 242H182V241H181ZM132 243H133V244H132ZM136 243H140V244H136ZM141 243H142L145 247H146L147 245H149V246H148L147 248H145ZM144 243H145V244H144ZM154 243H155V244H154ZM183 243H184V241H183ZM193 243H194V242H193ZM78 244H81V242L78 243ZM78 244H77V245H76V244L74 245V246H76V247H74V249L77 248V246H79ZM94 244H93V245H94ZM103 244H102V245H103ZM126 244H127V245H126ZM146 244H147V245H146ZM151 244H154V245L152 246ZM174 244H175V242H174L173 244H171V247H170V248L173 249V250L170 249V250L172 251L171 254H173V251L176 253V251L174 250V247L172 246V245H174ZM180 244H181V243H180ZM207 244H208V243H206V245H207ZM209 244H210V243H209ZM222 244H220V246H222ZM88 245L90 246V244H88ZM93 245H91V246H93ZM104 245H105V244H104ZM141 245H142L143 247H140ZM175 245H176V244H175ZM175 245H174V246H175ZM178 245H179V243H178ZM212 245H213V244H212ZM217 245H218V243H217ZM84 246H85V244H84ZM84 246H83V247H84ZM176 246H177V245H176ZM183 246H184V245H183ZM201 246H202V247H201ZM213 246H214V247H213ZM213 246H212L213 248H212V249L210 248L208 251H210V250L212 251L213 249H215V250L217 249V248L215 247V245H213ZM220 246H219V247H220ZM80 247H81V246H80ZM98 247H99V248H98ZM101 247H102V246H101ZM108 247H109V246H108ZM108 247L105 249L104 246H103V249H105V250L110 249V247H109V248H108ZM117 247H116V248H117ZM155 247H156V248H155ZM177 247H178V246H177ZM210 247H211V246H210ZM95 248H98V249L95 251ZM143 248H144V249H143ZM74 249H73V252H74ZM79 249H80V248H79ZM86 249H89L88 246H87ZM91 249H92V248H90V250H91ZM112 249H114V248L112 247L111 250H112ZM121 249H119V250H121ZM142 249L144 250V251H143L144 253H145L146 251H147V252H146L145 254H142ZM161 249H162V248H161ZM163 249H165V247H164ZM166 249H168V251L166 250L167 252L170 251L169 248H166ZM203 249H204V248H203ZM206 249H207V248H206ZM100 250H102V248H101ZM111 250H110V251H111ZM119 250H118V248H117V251H119ZM157 250H156V251H157ZM181 250H183V249H181ZM215 250H214V251H215ZM217 250H219V248H218ZM217 250H216V251H217ZM76 251L79 252V250L75 249V252H74L75 254H76ZM81 251H82V250H81ZM107 251H109V250H107ZM112 251L115 252L116 250L114 249V250H112ZM117 251H116V253H117ZM161 251H162V250H161ZM161 251H160V252H161ZM164 251H165V250H164ZM178 251H180V249L177 248V252H178ZM194 251H193V253H194ZM216 251H215V252H216ZM88 252H89V250H88ZM114 252H113V253H114ZM184 252H185V251H184ZM187 252H188V251H187ZM187 252H186V254H187ZM190 252H191V251H189V253H190ZM82 253H83V252H82ZM85 253H86V251H85ZM94 253H93V254H94ZM106 253H107V252H106ZM118 253L120 254V252H118ZM140 253H141V255H142V258H140L141 256H139L140 260H139V258L136 260V257H138L137 255H140ZM175 253H174V254H175ZM180 253H181V252H180ZM180 253H178V254H179V257L181 256ZM193 253H191V254H193ZM206 253H207V251H206ZM206 253H205V254H206ZM212 253H213V252H212ZM212 253H207L206 255H209V254L212 255ZM217 253H218V252H217ZM77 254H79V253H77ZM99 254H100V253H99ZM99 254H98V255H99ZM107 254H109V252H108ZM157 254H159V253H157ZM171 254H170V255H171ZM176 254H177V253H176ZM178 254H177V255H178ZM218 254H219V253H218ZM218 254H216V255H218ZM220 254H221V253H220ZM220 254H219V255H220ZM72 255H73V254H72ZM79 255H80V254H79ZM82 255H83V254H82ZM105 255H106V254H105ZM155 255H156V254H155ZM155 255L153 256V255L151 254V257H150V256H149V257L147 256L148 258H147V257H146V258H147V259H149V258L152 259V256L155 257ZM168 255H169V254H166V256H168ZM177 255H175V256H177ZM182 255H183V253H182ZM189 255H190V254H189ZM194 255H193V256H194ZM197 255H201V253H200V254H197ZM197 255H196L195 257H197ZM216 255H215V256H216ZM219 255H218V257H222V258H223V256H219ZM75 256H76V255H75ZM96 256H97V255H96ZM160 256L163 257V256H165V255H163V254L161 253ZM175 256L172 255V257H175ZM185 256H186V255H185ZM215 256H214V257H211V256H210V257H211L213 260H216V259H214V258H217V257H215ZM145 257H144V258H145ZM199 257H200V256H199ZM199 257H197V258H199ZM203 257H204L205 259H207L206 256H203ZM203 257H202L201 259H203ZM207 257H208V256H207ZM124 258H125V257H124ZM124 258H123V259H124ZM146 258H145V260H146ZM155 258H156V257H155ZM160 258H161V257H160ZM160 258H159V255H158L157 259H158L159 262L161 261V260H159ZM168 258H169V259H168ZM168 258H166V259L169 260L168 262H170V261H171V260H170L171 257H168ZM188 258H190V257H188ZM197 258H196V259H197ZM245 258H247L248 261L245 260ZM86 259H87V258H86ZM117 259H118V258H117ZM151 259H149V262H150ZM174 259H175V258H174ZM183 259H184V258H183ZM194 259H195V258H194ZM217 259H218V258H217ZM220 259H221V258H219V260H220ZM124 260H125V259H124ZM134 260H135V261H134ZM141 260H142V261H141ZM153 260H154V258H153ZM163 260H165L164 258L162 259V262H163L164 264H167V263H165V261H163ZM167 260H166V261H167ZM199 260H200V258H199ZM207 260H208V259H207ZM210 260H211V259H210ZM221 260H222V259H221ZM244 260H245V261H244ZM91 261H92V260H91ZM101 261H102V260H101ZM110 261H111V260H110ZM110 261H109V262H110ZM115 261H116V259H115ZM119 261H120V260H119ZM125 261H126V262H125ZM125 261H124L125 263H128V264L130 263V262H127V260H125ZM140 261H141V262H140ZM146 261H148V260H146ZM146 261H145V262H146ZM155 261H156V260H155ZM155 261H151V262H155ZM173 261H174V260H172V262H173ZM175 261H176V260H175ZM202 261H203L204 263L207 262V261H204V260H202ZM202 261H201V262H202ZM96 262H97V261H96ZM99 262H100V260H99ZM112 262H113V261H112ZM121 262L124 264V262H123L122 260H121ZM156 262H157V261H156ZM156 262H155V264H158V262H157V263H156ZM162 262H160V263H162ZM172 262L169 263V264H173ZM190 262H193V260H192V261L190 260ZM208 262H209V260H208ZM212 262H213L214 264H218V263H219L218 260H216L215 262H214V261H212ZM212 262H209V263H210V264H213ZM216 262H218V263H216ZM92 263H93V262H92ZM110 263H111V262H110ZM117 263L119 264V262H117ZM160 263H159V264H160ZM163 263H162V264H163ZM174 263H175V262H174ZM185 263L187 264L186 260H185ZM188 263H189V262H188ZM199 263H200V262H199ZM199 263H197V264H199ZM220 263H221V262H220ZM220 263H219V264H220ZM98 264H99V263H98ZM111 264H112V263H111ZM115 264H116V263H115ZM120 264H121V263H120ZM146 264H148V262H147ZM149 264H150V263H149ZM153 264H154V263H153ZM178 264H179V263H178ZM182 264H183V263H182ZM194 264H195V263H194ZM200 264H202V263H200ZM205 264H207V263H205ZM222 264H224L223 261H222Z\"/></svg>",
    "mask_w": 264,
    "mask_h": 264
}]
</instances>
